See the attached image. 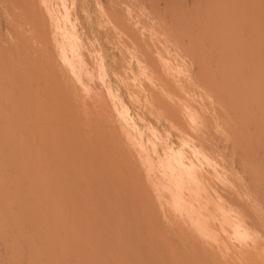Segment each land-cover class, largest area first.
<instances>
[{"label": "rangeland", "instance_id": "374dc122", "mask_svg": "<svg viewBox=\"0 0 264 264\" xmlns=\"http://www.w3.org/2000/svg\"><path fill=\"white\" fill-rule=\"evenodd\" d=\"M62 1H64V0H62ZM65 1H66V0H65ZM65 1L63 2L64 5L66 4ZM70 1L72 2L73 0H68V3H69ZM82 1H83V3L86 2V5L84 4V6L87 7V8H85V7H83V6L81 5ZM91 1H92V2H91ZM91 1H90V0H81V2H80V0H75V1H73L74 3H73V2L71 3V4H73L71 7H70L71 4L69 5V4L67 3V4L69 5V6L67 5V7H70V8L72 9L71 11H73V10L75 9V10H74L75 12L73 11L74 13L72 14V12L70 11V9L68 8L69 11H67V10H66V11H67V12H71V13H67V12H66V13L69 14V16H71V15H73L74 17L76 16V18H74V19H78V18H79L80 20L78 19V23H79V21L81 22V20H84V17H85V20L83 21V23H81V27H82V28L78 26V23L76 22L77 20L74 21V23H73V20H72V19H73V16H71L72 19H71L69 16H67V18L69 17V19H68V25H67V24H66L67 22L65 21V18H64V17L67 15L66 13L63 14L64 16H62V15L60 16V21H61V22H58V23H57V21H59V19H58V20L56 19V20L53 21V23H54L55 25H57L56 28H57L59 25H62V24H64L63 26L66 25L68 28H69V26H70L71 24H72V25H73V24H75V25L77 24V27H79L80 29H79V28H76L74 25H73V26L71 25V26H70V29L72 30V31H71V30L68 29V28L64 29L63 26H59V27H58L59 30L57 29L58 31H57V30H54V31L56 32V33H55L56 35H55V34L53 35L54 32L52 33V31H53L52 29H50V30H52V31L49 30L52 34H51L49 31H46V30H42V31H45V32H43L44 34L41 33L42 31H37V30H36V31L32 32V33L37 32V33H36L37 36H36V35H35V36L37 37L36 39H38V40H36V41H35V37L32 36V35L30 34V30H29V31H26V30H25L24 32H26V34H27V32H28V36L31 35L32 37H34V41H35V43H36L35 45H38V44L41 45V43H42V44L44 43V47H45V45L47 46V45L49 44V40H50V42H52L51 39L53 38V36L55 37V36H57V34H60V35L62 34V35H61V39L59 38L60 35H58V36H59L58 38H57V37H55V38H57L56 40H59V39L62 40V42H64V43H65V41H66V39H67L68 43L66 42V44H64V43L61 44L60 41L58 42V44L60 43L59 45H61V49H62V47H63V45H64V48H63L64 50H62L63 53L66 52L65 49L67 48L65 45H67V44H69V42H71V41L69 40L70 38L73 37V38H72V41H73L74 38L76 39V40L74 39V41H77V38H80V37H82V36L86 39V38L88 37L87 34H89V33L91 32L92 35H91V33H90V35L92 36V38H91V36L89 35L90 38H89V39L87 38L88 40L86 39V40L84 41V40H83V37H82V38H80V39L83 41V42H82L83 44L80 43L81 40L77 41V42H79V45H78V43H77V44L75 43V44H76L78 47H79V46L81 47V44H82L83 47H84V51H85V49L87 48V46H91V48L89 47V48H87V49H89V50L91 49V51H92V50L95 51V49H94L95 44H94V43L97 42L98 45H100V44H101V45H100V47H97L98 45L96 44V47H97L96 50H99L98 48L103 47V49H100V50L103 51V52L101 51L103 55L106 54L107 51L110 52V54L112 55L113 53L120 52V50L123 51V49H125L123 53L120 52V54H119V56H122L121 59L124 58L123 55H124L125 51H126V52L129 51V52H128L129 56H131L132 53L135 54L134 52H136V53L138 54L137 51H139L140 49H142L141 47H143V46L138 47L137 45H141V44H137V42H140V41H141L140 43H142V45H144V41H145V40H148L147 38L150 39V37H151L150 35L153 33L152 35L157 36V38H156L155 36H154V37L152 36V37H153L152 40H153L154 38H155V39H154L152 42H149V41H148L149 43H145V44H147L146 46L148 47L147 49L145 48L146 50L143 48V50H144L145 52L142 51V50L139 51V53L142 51V52L140 53V55L142 54V57L138 55V56L140 57V58H139L140 60L138 59V60L140 61V63H139V62H136V59H137V57H138V56H136V54H135V56H134L133 54H132V56H131V57L134 56V57H133V58H135L134 60H133V58L127 56V55H128L127 53H126L125 57H126V58L129 57V58L132 59V60H131V63L134 64V65L132 64L134 67L137 66L138 63H139L138 65L140 66V64H142L141 62H142V61L144 62V61L146 60V62H144V64H143V67H144V68H145L144 65H146V64H147V61H148V63L151 62V64H152V68H154V70H156L157 67H158V69L160 68L161 70H157V71H159V72H158V75L155 76L157 73H155V75H154V72H155V71L152 69L151 72H153V76H151L150 73H149L148 76H147L146 74L150 71V69H151L150 67H149L150 69L148 68L149 70H148L147 68H145V71L147 72V73L145 72V73H146V74H145V73H143V70H144L143 68H141V69H143V70H141L142 72H140V70H139V72H138V71H137V70H138L137 67H139V66L135 67V69H134V67H133L131 64H129V65H131V68H129L130 66H127V64H128V60H127V61H126V60L123 61V63H125V65H126L127 67H126L125 65H123V66H124V67L122 68V69H123V72H124L125 70H126V71H125L124 74H123V73H122V69H121V72H120V73L123 74L125 78H127V77L132 78V79H130L131 81L133 80V82H131L132 84L130 83L129 78H128V82H127V83H129V85L127 84V86H130V85L132 86V85H134L132 88H131V87H128L129 89L131 88L130 90H128V88H126L127 86L124 84L127 80L124 79V77H122V75L119 73V70H120L119 68H121L122 65H121V66H118V65L113 64L114 61H113V60H110V59H114V58H113V57H112V58L109 57V56H111V55H110L108 52H107L108 54L106 55V57L108 56V57H107L108 60H107L106 58H103V60H104V62H103V61L101 60L102 57H103V55H102L101 53H99L100 51H99V52L97 51L99 55H98L97 53H95L94 51H92V52L95 53V55H94V53H91V51H90V52H88V53H89V54H92V56H93V55H94V57H95L96 55H98V56H96V57L94 58V57H91V55H89V56L91 57L92 60H91V63L89 64V66H90L91 68L89 67L88 69H86V70H88V75H89V73H91L92 70H96V71H92V72H93V73L96 72V73L98 74V76H100V75L102 76V75H103V74H100V73L103 72V71L100 70V67H99V66L97 67V65H99V64H97V63H99V62H97V61H100V60H101L102 65H104V66H102V65L100 64V65L102 66L101 69L104 70L105 74L107 75V78H106V77H105V78L108 79L107 82H108L109 84H108V83H107V84L105 83V82H106V81H105L106 79L104 78L105 75H103L102 77L100 76V77L102 78V79L100 78V79L102 80V83H101V85H100V80L98 79V80H99V83H98V80L95 79V78L97 77L96 73L94 74L96 77L93 75V73H92V75H93L94 77H91L92 75L89 76V77H88V75H87V76L85 77V79H87V83L89 82V84H90V83L92 84V83H93L92 78H94V81H95V82H96V80H97V84L100 85V87L98 86L99 89L96 88V90H93V91H94V92L96 91V95L99 96L100 93H101V91H100V90H101V89H100L101 86L104 88V86H103V82H104L105 85H109V87L107 86L108 88H111L110 90H108L107 93H110L111 96L113 95V98L116 97L115 100H114L113 98H111V100H112V99H113V100L110 101V99H109L110 97L108 98V96H107V95L110 96V94L105 95L106 93H105L104 91H102V92L105 93V94H104V97L107 96V98H108L109 100H106V99H107L106 97H105L106 99H105V98H104V99L101 98V97H103V96H101V97L99 96V97H97V100H95V98H96L95 96H96V95H95L94 93H89V92L92 91V90H89V89H92V87H94L96 83L94 82L92 85H89V84L87 85L86 82H84L85 80H83V77L85 76V75H83V77H81V82H84V83H85V88H86V89H87L86 86H88L89 88L87 89V92H85V89H84V92H85V93H84V95H82L80 92L83 93V88H84V87H83V86H84L83 84H84V83H81L80 80H79V79H80L79 77H80V75L82 76V74L79 75V74H77V73H79V72L82 73V72H85L86 70L84 69V70H85V71H84V70L82 69V71H81V70L79 69V67H78L77 64H75L76 66H75V65H72V63L74 64V61H75V60H73V59H74V57H76L77 55H75V56H71V60H72V62H70V57H69V56L72 55V54H75V53H76V52H74V53H71V52H72V51H77V49H78V51L81 53L82 51H80V47L77 48V46H76L75 44H74V46H73V45L70 43L72 48H70V44H69V46H68L69 48H68L67 50H69V49H71V50H69L70 53H69L68 51L66 52L67 54H70V55L67 56V54H65V53H64V54H61V52L58 53V51H61V50H60L59 45L57 44V41H55L56 44H57L58 46H57V45L54 46V45L52 44V45H53V47H52V46L49 44V45L53 48V51H54V52H51L52 55H51V53H50V56H53V57H51V59L49 58V60L47 61L48 63H47V62H45V61L48 59V58H47L48 55H47L46 53L49 52L48 50L51 51V47L48 45V46L50 47V49H48V50L46 49V50H47V52H46V50L43 51L44 48H43V45H42V52L45 53V54H43V53L41 54V53H40V52H41V48H39V47H37V46H35V47H36V48H35V47H34V44H31V42L28 41V39H27L28 36H27V37H25V38L27 39L28 42H30L29 44H31V46H33V47H31V51H33L32 48L35 49L34 52L37 51V50H40V52H35V53H36V54H37V53H40V54H41V59H42V57H43V59H44V57H46V60H43V59L41 60L40 58H39V59L37 58L39 55H38V56H35V58L37 59V61L42 62V64H41V63L39 64V62H38V63L35 62L36 59L32 56V55H35V53L32 52L33 54L31 53V54H32V55H31L30 52H29V53L27 54V51H26V50L29 49V48L27 49L28 43L25 44V41H24V40H25L24 35H26V34H25L23 31H20L21 34H22V32H23V35H21V37L23 38V39H22V38L20 37V33H19V35H18L17 33L13 34V35H15V37H14V36L11 37V36H12V33H10L11 35L8 34V35L10 36V37H9L10 40H8V39H7V40L13 43V42H16V39H17V40L21 39V40H20V41H21L20 43H21V45H22V43H23V44H24V46H23V47H24V50L26 49L25 51L23 50L24 53L27 54V57H29V56L31 55V56H30L31 59L29 58V61H33V60H34V62H28V60H27V62H26V59H24V58H27V57L23 55V53H22V52H23V51H22V48H20L22 52L18 49V50L20 51V52L18 51L19 54H21L22 59H24L25 62H26V64H27V65H23V67H24V66H26V67L28 66L27 68H28V70H29V66H30V67H31L30 69H31V71H33V74H34V70H35V68H33L34 70H32L33 65H35V66L37 65V66H36L37 68H38L39 65H40L39 68H41L42 71H43V69H44V71H43L44 74H43V73H41L42 75L39 74V75H41V76H40V77H41V80H39V75H38V72H37L38 70H37V71L35 70L36 78L38 77V79H36L35 81L33 80V82H32V81L30 82V80H32V77H33V76L35 77V74L33 75L31 72H29L30 70H29V71H28V70H25V71H28L29 73H31L32 76H30L29 74H25V76H24V75H23L24 73H23V68H22V66L20 65L21 67H18V65H19V61H21V62H20L21 64H24V60L22 61V59H16V60L13 61V63L11 62L12 65H13L14 62H17V61H18L17 66H16V65H15V66H16L17 70H18V68H19V69H20V68L22 69L21 74L23 73V74H22L23 76L20 75V76H22V78H21L18 74H16V76H15V74H13V73L17 72L16 69L14 70L15 72H13V73L11 72L12 68L9 67V62H10L11 59H12V57L10 56V53H11V54L13 53V51L11 52V50L13 49V45H15V48H14V49H15L16 51H15L14 49H13V50H14L15 53H16V52H17V48L20 47L21 45L18 46V47H16V43H13V45H11L12 43L9 42V43H10V44H9V48H8V45H7V48H8L9 50H8V49H7V50H4V49H6V48H4L3 51H2L3 45H6L7 43L5 42L6 39H4V42H5V43H1V40L4 38L3 36H7V33H9V32H4V31H6V29H8L9 26L6 28V26L8 25V22H7V19H8V18H7L6 16H4V13L0 14V20H1V21H0V26H1V27H0V32L2 31V30H1L2 28H3V32H4V35H3L2 33H0V46L2 45L1 48H0V50H1V51H0V54H1V55H0V56H2V57H0V59H3V58H4V60H6V58H7V60H6L7 63H6L5 61L3 62V60H1L2 63H0V65L2 66L3 64H6V65H8V67H7V66H4V67H7L8 69L11 68L10 71H7V72H6L5 69H3L4 67L2 66V68H1V66H0V68H1L0 72H1L2 70H4L5 73H4L3 71H2V72H3L4 75H6V76L8 75L9 78L13 77V76H11V74L14 75L15 78H16L17 75H18V77H17V79H15V81H16V80L18 81V79H19V81H20V78H21L23 84H26V83H24V81H23V79H24L25 77H27V78H26L27 80H28V77H31V78H29V80H28V82H30V84L28 83V84H29V85H28L29 88H27V90H28V91H30V89H31V90H35L34 92H33V91H32V92L30 91V92L32 93V94H30V96L33 95V93H37V94L39 93V95L36 94L37 97H35L36 95L34 94V95H35V96H34L35 99H34L33 96H32V97H31V98H32V99H31L32 101L29 102V98H30V96L27 95L28 92H27V93L25 92V89H26V88H24L25 85L23 86L22 83L16 81L17 84H18L19 86L15 84V88H14V86H13V88H12V85H11L10 83H12V81H14V79H11V82H10V79L8 80V76H7V79H6L5 82H4V83H5L4 85H2L3 82L1 81V83H0V90H1V87H2V86L4 87L5 85H7V82H9V84H10V85L4 87L5 89H6V87H8V89H6V90H7V94H4V92H6V91H4L5 89H3V94H2V95H1L2 91H1V93H0V95H1L2 97H3L4 95H6L4 98L6 99L5 101L8 103V104H7V103L5 104V101L2 100V101L4 102V103H3L4 106H3V108H2V109H4L3 113L5 112V113H4L5 115L3 114L2 116H4V117L6 116L5 118L3 117L4 119H3V118H0V121L3 119V120L1 121V122H2V123H1L2 126H3V123H4V124H7V125H8V123H9V125H10V121H11V119H9V118H12L15 114L13 115V113L10 111V110H12L14 107H13L12 109H10V108L12 107V105H11V107H10L9 104H11L12 101L15 103V99H16L17 97H18V98L21 97V99L19 98L20 100H22V96H24V97L26 96V98L29 97V98L27 99L28 103H27L26 99H25V101H23V102H25V103L28 104V105L26 104V105H27V107H26L27 110H26V111H27V112L29 111L28 114L30 113L29 115H30L31 117H32L31 114H33V113H32V110H31L32 108H28L29 105L32 104L31 106H33V107L36 108V107H38V105L40 106V104H41V107H42V101H43V103L47 102V104H48V105H46V106H45V104H43V106H44V108L42 107L43 109H41V108H40V109H39V108H36L37 111L35 110V108H33V109H34V110H33V111H34V118H35V116H37V120H38V121L36 120V122L34 121V124L36 125L37 122L39 123V119H40V118H43V120L40 119V121L42 120V121H44V123L46 124V125H44V123L42 122V124L45 126V127H44L41 123H39V124H40V131L38 130L39 125H36V126H35V125L32 123V122H33V120H32L33 118H30L31 120H29V117H30V116L28 117V114H25V113H27V112H26L25 110H23L24 108L22 107L25 103L22 104L21 108H22L23 116L26 115L27 117L24 118V117L22 116V117H23V118H22V117H20V115H19V118H20V119L17 120V121H19V125H20V122H21L22 120H25V119H26L25 122L22 121V122H23V125L21 124V126H22L23 128L20 129L21 132H20V130H18L20 127H19V125H17V124H18V123H16L17 121L14 122V121H15L16 119H18V118H16V119H15V118H12V121H13V122H12L11 124H12V126H13V124H14L13 127L10 125L12 128H11V127H8L7 125H4V126H7V127H8V130H6V129L3 130V129H4V128H3L4 126L1 127L2 129L0 128V130H1V131H0V135H1V136H0V175H6V176H7V175H8L7 173L10 172V173H9L10 177L13 176L12 178H10V177H9V179L7 178L8 181H9L8 183H7L6 179H5V180H0V190H1L0 193H2V194H0V201H2V202H0V208H1L0 211L2 210V211H1V213H2V212H4L5 209H7V210L10 209V210H8L7 212H6V210H5V212H4L5 215H4L3 213L1 214V215L4 216L7 220L9 219V222L6 221V220H2V219H0V220H1L0 222L3 223V224H5V225L2 224V225L4 226L3 231H4V229L7 228V231L5 230L7 233H6V232H4L3 234L0 233V240H3V241H0V252H1V254H0V255H1V256H0V264H11V263H12V264H19V263H20V264H21V263L23 264L27 259L30 258L29 255H30L31 253H33V255L31 256L32 258H34L33 256H36V257H35L36 262H34L35 260H34V261L32 260L34 263L32 262L31 264H40V263H37V262H39V260L42 261V262H41L42 264H49L50 261L52 262V263H50V264H54L55 262H56L55 264H61V263H62V264H71V263L73 264V262L75 263V261H74L73 259L76 260V263L81 264V261H84L85 253H87V254L90 255L91 258H88L89 260L91 259L90 262H92L93 264H94V263L97 264V263H98V258H99V257H97V258L95 257V258L93 259L94 255L97 254L96 252H95V254H94V250H96L95 248L97 247V249H98V256L101 257V255L99 254V253H100V248H101V246L98 244V241L96 242L95 237L97 238V237H98V234H99V238H97V239L100 240V238H101V236H102V235H101L102 232L98 231L100 228L97 227V218H98L99 215H100L101 218L104 217V215H105V213H106V212H105V211H106V208H103V207H105V206H103V207H99L98 209L101 208V210H98V209H97V215L95 214V219H94V218H93V215H94L93 211H95V210H93L92 213H91V212H90V209H91V208H90L89 206L92 204L93 199H96V198H94L93 195H95V197L98 196L99 194H101L102 190H103V192L106 191V193H107V191H109V193L111 192L110 195H109L108 193H107V195H105L106 193L104 192L105 194H103V195H105V201L102 200V202L104 201V204H105V205H106L107 202H108V203H107V206H108V205H111V204H109V203H111V202H109V201H110V198H112V195H113V194H116V193H117V192H116V190H117L116 187H119V185H120V187H119V189H118V193H117L118 195H117V194H116V195H113L112 200L114 201L115 199H117V200H115L114 202H116V204H117V203H122L121 205H122L123 207H125L127 210H129L130 214H133V213H134L133 215L136 216L137 220H139V218L141 219V217H139V215H141V214H139V210H140V213H144V210H145V209L143 208L144 205H142V204H144V202H145L143 199H144L146 196H147V198H148V197L151 198L152 195L155 194V193H156V195H157V193H159L160 190H159V189H156V190H155L154 188H160V187H161V190L164 192V193H163V197H160V196H162V193H161V195H160V194L158 195V198H157L156 195H153V197H152V198H156V199H158V200L154 199V200L156 201V202H154V204L157 203L158 205L151 204V202H149L150 199H148V200H147V198L145 199V200L148 201L147 206H148V205L150 206V208H149V206H148V208H147L146 203H145V206H146V208H147V211L150 209V212H149V211L147 212V211L145 210L146 213H148V214H146V215H149V213H150L149 217H147V218L152 217V216H151V213H154V211H155L154 214H156V212H158L157 214H159V215L161 214V216H162V215L164 216L165 214H170V213H171V214H170V215H171V216H170L171 218H174V216H175L174 213H175L176 210L179 211L178 209H181V210H180L181 213H179V215H181V214L183 215V213L187 212L188 210L191 211V213L193 212V213L191 214V216H190V214H189L190 212L185 213V214H187V216H186V215H183L184 217H186V220H188V219L190 218V220H188L189 223H186V222H185L183 216H182V218H183L182 220H178V219H181V218H180L181 216L178 215L179 217H176V216H177V212H176V216H175V219L177 218V219H176V221H177L176 223L179 225V224H180V221H181V224H182L183 221H184V224H183L184 226H186V225L188 224L186 227H183L182 225H181V226L179 225L180 227H178V228H180V229H178V228L175 229V228L177 227V225H175V228H174L175 230H173V231H174L173 234H174V235L177 234V236H175V237H178V239L175 238V239L177 240V241H176V244H175V239L173 238V241H174V242H172V243H174L176 246H178V245H180V244L182 245L184 242L181 243V241H182V240H186L187 237L190 238L191 236H194V235H195L194 237H192L193 240H195V239H196L195 237L200 236V235L195 234L196 232L194 233V231H191V228H192V229H195L196 227H201V225H203L205 222H206L207 225H206V227H205V224H204V225L202 226V228L205 227L204 229H206V230H203V232H202V229H200V230H201L200 232H202L201 235L206 234V235L203 236V237H206L207 234L209 235V233H211L212 231H214V230H213L214 228L212 229V231H209V232L207 233V229L210 230V224H212V221H210V220L213 219L212 217H211V219H210V217H209V219H208V215L210 214L209 216H214V217H215V216H217L218 214H220V217H221V216H222L221 213L223 212V209H224V208L227 209L226 207H230V206H231V207H230L231 210H232V206L235 207L236 209H238L237 206H239V205H237V204H238L239 200L241 199V197L243 196V194L245 195V194H249V193L251 192L249 195H247V197L249 196L248 198H251V199H252V200L250 199L251 202H250V201H247V199H246L247 197H246V195H245L244 198L246 197V198H245L246 200H245V199H243V200L245 201L244 205L246 204V206H245V207H242L241 204L239 203L240 206L242 207V208H241L242 211L240 210V208L237 210V211L239 212V214L236 213V211H235L236 209H235V208H234V209H235V210H234L235 212H234V211H230V212H229V211H227V210L224 209V210H225V214H226V211H227V212H229V213L232 212V215H233L234 217H235L236 214H237V215H236L235 218H234L232 215H231L232 218L230 217V215H229V218H227V214H229V213H227V214H226V218L229 219V220H226V219H225L224 212H223V216H222V218L224 217V218H223L224 220H221L222 218L220 219V220L222 221V224L224 223V221H225V222H226V221L228 222V221H231L232 219H233L234 221H235V220L237 221V219L239 220V219L241 218L240 216L244 213V211H246V210L248 209V207H250V205H251L252 207L254 206V205H253V202H254V200L256 199V195H257V194L259 195V196L257 195V196H258V197H257V200H260V199H261L260 197H262V199L260 200V201H261V202H260L261 205L259 204L261 207H260V206H254V207H253V210L250 208V209L252 210L251 213H253V214L255 215V212L257 211V213H259V214H257V215H262V211H260V209H259L260 212H258L257 207H260V208H262V210H264V206H262V204L264 203V202L262 201V200L264 199V198H263V197H264V191H263V190H264V181L261 182L262 179L264 178V175H263V174H264V164H263V163H262L263 165L261 164V161L264 162V157L260 156V155H261V151H262L263 154H264V151L262 150V149L264 148V142H262V141H264V132H263L264 130L261 129V128H264V122H263L264 119H261L260 123H258L259 121L256 122V120H255V119H258V120H259V118H263V117H264L263 112H261V111L259 112L260 109H259V107H257V106H260L259 103L261 104V103H263V101H264V98H263V100L261 101L260 97H261L262 95L260 96V94H259V93H261V92L263 93V92H264V91H263L264 89H263L262 91H257L258 89L255 87L256 84H258V83H256L257 81H259L260 84H261V85H258L259 87L257 86L258 88H260L261 86L264 87V86H263V85H264V50H262V49H264V45H263V44H264V41H263V40H264V37H263V36H264V4H263V3H264V0H238V1H237V0H216V1H217L216 4H215V2H214L215 0H213V2H212V0H205V1H204V0H194V3L196 2L195 5L192 4L193 2H191V0H184V1H182V0H91ZM186 1H187V2H186ZM244 1H245V2H244ZM75 2H76V3H75ZM87 2H88V3H87ZM183 2H184V3H183ZM189 2H191V3H189ZM209 2H210V3H209ZM218 2H219V3H218ZM261 2H262V3H261ZM63 3H62V5H63ZM79 3H80V5H79ZM197 3H198V7H200L199 9H197L198 7H196ZM201 3H203V4H201ZM212 3H213V4H212ZM220 3H222V4L220 5ZM229 3H230V4H229ZM239 3H240V4H239ZM257 3H258L259 5H258ZM87 4H88V6H87ZM166 4H168L169 10L167 9V5H166ZM169 4H170V5H169ZM172 4L175 5V6H173ZM190 4H191L192 6H191ZM214 4H215L216 7H218V8L220 7V9L218 10L217 8H215V6H213ZM225 4H226V5H225ZM228 4L231 5V7H230ZM249 4H250V5H249ZM74 5H75V6H74ZM76 5H77V6H76ZM129 5H131V6H129ZM135 5H136V6H137V5H141V6L144 5V7H141V8H145V9H140V8H139L140 6H139V7H138L139 11H136V9H135V11L137 12V13H136V12L134 11V8H136ZM165 5H166V7H165ZM202 5H203V6H202ZM219 5H220V6H219ZM256 5H258V6H256ZM89 6H90V8H89ZM93 6H95V7H96V6H99V7H100V10H101V9H103V10L100 11V10L98 9V12H99V13H98V12H97V8H98V7L95 8V7H93ZM163 6L166 8V10H165V9H164V10L167 11V12L164 13V14H165V17H167V18H165V19L167 20V22H169V21L171 22V21L174 19L175 22L178 21V22L181 23V25H182V24H183V21L188 20V18H189V20H188V22H187V21H186V22H187V23L190 22V23H194V24L196 23V22H194V21L198 20L197 18H199V20L201 19L202 21H203V19H204L205 21H203V22H206V21L208 20L206 24H204V23L201 22V21H200V22L203 23V24H201L199 21H198L197 23H198V25H199L200 27H202V25H203L204 28H205V25L208 24V28H209V26H210V29H211L212 33L214 32V29H215V28L217 29L218 32H216V29H215V32H216L217 34H213V35H212V33L209 31V29H208L207 27L205 28V29L208 30V32H209V33L207 32L208 34L205 33L206 36H207V35H208V36H214V35L217 36V35H219V36H217L218 39H217L216 37H215V38L213 37V39H211V41L214 40V39H215V40L217 39V40L215 41V42H217V44H216L217 46L215 45V43L213 44L214 41L212 42V45H213V46H214V45L216 46V47L214 46V47L216 48V49L214 48V50H215V51L217 50L216 52L218 53L217 55H215V58H214V55H212V53L214 54V50L212 49V50H213V51H212V50L210 49V47H209V45H210L211 43L209 44L208 40H207V43H205V44L203 43V42H205L206 39H210V38H209L208 36H207L208 38H206V36L203 35V39H204V38H206V39H205V40H202V37H201L202 34H204V32H205L206 30H205L204 28H199V26L197 25V23H196L197 26L194 25V27L192 26V28H190L191 26H189L190 23L187 24L188 27H189V28H188V27H186L187 25H186V26L184 25V24H185V22H184L183 26L186 28V29H185L186 32L183 30L184 27L181 28V25H180V24H179V26H180L179 29H180V30L178 29V27H177V26H178V22L175 23V24L171 23V26H170L171 29H169V31L172 30V28H173L174 30H172V32L175 31L173 34L176 35V34H178V31L180 32L181 29H182L181 32H182V36H183V35H184V32H185V34H186L187 32H188V34H189V32H190L189 29H195V30H197V31H200V32L198 33L197 31L195 32V30H192L193 32H191V33H193V35H194V32L200 34L201 31L204 30L203 33H201V35H197V34L194 35L195 38H196V36H198V37H199L198 39L201 38V40H198V39L193 38L194 36H193L192 34H191V35H192L193 37H192V36H189L190 34H189V35L187 34V37H185L186 35L184 36L185 39L187 38L186 40H188V41H189V39H191V41H192V38L195 39V40H193V41H195V42H197V41H202L201 43H199V42L197 43L198 46H199V47L197 46L198 49H200V48L203 46L202 43L204 44V46L202 47V49H201L200 51H198V53L196 54L197 49H195V48H196V47H195V46H196L195 42H193L195 45H194L193 43H190V44H192V45H189V43H188L186 40H185V41H186L187 44H186L185 42H184L185 44H184V43L182 44V43H181L182 41H181V42H178V43H179V44H182V45L179 46V47H176V46H177L176 44H177V41H178L177 39H178L179 37H182V36H181V33H179V35H180L179 37L177 36L178 38H176V37H172V36H169V35H172L171 31H170V33H169L168 30H165V31H164V30L162 29V28H164V26H165L166 24H168L167 22H166V24H165V23H164L165 21H160V20H162V19L164 20V18L161 19L162 15H163V13H162L163 11L161 12L162 14H161L160 11H159V9H160L161 7H163ZM185 6H186V8H185ZM201 6H202V7H201ZM225 6H226V7H225ZM240 6H241V7H240ZM243 6H245V7H243ZM254 6H256V7H254ZM65 7H66V6H65ZM72 7H75V8L73 9ZM77 7H78V8H77ZM81 7L84 8V9H82ZM117 7H118V9H117ZM146 7H147V8H146ZM164 7H163V8H164ZM172 7H173V8H172ZM189 7H190V9H189ZM192 7H194V8L196 9V12H195V9H194V10L192 9ZM212 7H213V8H212ZM76 8H77V9H76ZM88 8H89V9H88ZM119 8H120V10H119ZM127 8H129V9L131 10V12H132V9H133L134 14H133V12H132V14H133L132 17H131V16L127 17V11L129 10V9H127ZM131 8H132V9H131ZM209 8H210V9H209ZM221 8H222V10H224V11H222ZM246 8H247V9H246ZM85 9H86V10H85ZM138 9H137V10H138ZM170 9H171V10H170ZM188 9L190 10V13L187 15V12H189ZM191 9H192V10H191ZM249 9H250V10H249ZM252 9H253V10H252ZM82 10H85V11H82ZM91 10H94V12L96 11L97 13H96V12H95V13L98 15V17H99V15H100L99 18H107V19L109 18L110 21H113L114 19H115L114 21H116V20H117V21H118V20H119V21H122V22L120 23L121 25H117V24H116L117 22H115V25H114V24H113V25H110V28H109V29H111V30H108L109 33H110V31H112V28L115 29L116 31H115V30H113V31L117 33L118 30H117L116 28H118V26H121L122 28H120V32H121L122 35L120 34L119 36H120V37H121V36H122V37L124 36L125 38H127V35H129V32L131 31L130 29H132L133 26H134V27H135L136 25L139 26V24H140L141 27H143V25H144L143 28H145V29H146V27L148 26V27H147L148 29H146V31H147V35H148V36H147L146 38H145V36H144V39H143L142 34H141V35L139 34V33H142V32H141V28H140V26H139L140 29H137V30H140V32H139L138 34H139V38H142V40H143V42H142L141 39H140V40L138 39V36H137L138 34H136V32H138V31L136 30V28H138V27H135V30H136V31H134V29H132V31L134 32V36L136 35V36L134 37V38H135V39H134L135 41L132 39L133 36H131V34H133L132 31H131V34H130V36H131L132 38H129V36H128V38H129L130 41L132 40V43H133V41L136 43V46H134V43H133V46L131 47V49H132V48H134V49L136 48V51L133 50V49L130 51V49H128L127 46H131V45H130V44H127V43H126V44L124 43V41L126 42V40H127V42L129 43L128 38L125 39V40H123V41H122L123 43H122V42H120V41L122 40V38L120 39L119 36H118V38L120 39V40H119L117 37H114V36H116V33H115V34L113 33L114 36H112L113 38L111 39L110 34H108L107 31H106V28H105V29L103 28V24H104V23H103V20H104V19H102V22H100V23L97 22L98 24L96 25V24H95L96 19H94V17L97 16V15H96V14H93ZM106 10H108V11H107L108 14L105 12V14L103 13L104 16L102 15L103 17H101L102 12H103V11H106ZM140 10H142V11H140ZM161 10H163V9L161 8ZM187 10H188V11H187ZM198 10H199V11H198ZM204 10H205V12H204ZM211 10H212V11H211ZM220 10H221V11H220ZM231 10H232V11H231ZM87 11H89V12H87ZM157 11H158L159 13H158ZM184 11H185V12H184ZM202 11H203V12H202ZM206 11L209 12L208 15L205 14V13H207ZM213 11H215V14L213 13ZM216 11L218 12L217 14H216ZM244 11H245V12H244ZM247 11H248V12H247ZM81 12H83V13H85V12L88 13L87 16H90L89 18H91V19L88 18V22H90V24H89L88 22L85 23L86 20H87V16H84L85 14H80ZM100 12H101V13H100ZM131 12L128 11V14H129V13L131 14ZM144 12L147 13V14L149 13V15H146ZM156 12H157V13H156ZM169 12H170V13H174L173 15L171 14L172 17L169 16V15H170ZM179 12H180L181 14H184V15H183L184 17H183L182 15H181V16H182L183 19H185V20H182V21L177 20L178 18H181V19H182V17L180 16V13H179ZM198 12H199V13H198ZM225 12H227V13H225ZM229 12H230L231 14H230ZM232 12H233V13H232ZM75 13H76V14H75ZM167 13H169V15H168ZM195 13H196V15H195ZM212 13H213V14H212ZM65 14H66V15H65ZM74 14H75V15H74ZM78 14H79V15H78ZM106 14H107V15H106ZM130 14H129V15H130ZM132 14H131V15H132ZM160 14H161V15H160ZM166 14H167V15H166ZM177 14H179V17L176 18V16H175V18H174V15H177ZM201 14H202V15H201ZM203 14H204V15H203ZM223 14H224V15H223ZM233 14H234V15H233ZM6 15H7V14H6ZM81 15H82V16H81ZM94 15H95V16H94ZM105 15H106V16H105ZM185 15H186V18H185ZM192 15H193V16H192ZM194 15H195V16H194ZM200 15H201V16H200ZM211 15H213V16L211 17ZM215 15H217V16H215ZM222 15H223V16H222ZM254 15H255V16H254ZM78 16H79V17H78ZM83 16H84V17H83ZM91 16H92V17H91ZM177 16H178V15H177ZM190 16H191V18H193V19H191ZM196 16H197V17H196ZM207 16H208V17H207ZM224 16H225V17H224ZM236 16H237V17H236ZM3 17H4V18H3ZM81 17H83V18H81ZM163 17H164V15H163ZM168 17H170L171 20H169L170 18H168ZM206 17H207V18H206ZM214 17H215V18L217 17V19H214ZM228 17H229V19H228ZM235 17H236V18H235ZM48 18H49V17H48ZM56 18H57V17H56ZM62 18H63V19H62ZM67 18H66V20H67ZM95 18H96V17H95ZM172 18H173V19H172ZM219 18H220L221 20H219ZM225 18H226L227 20H229V21H227ZM237 18H238V19H237ZM245 18H246V19H245ZM248 18H249V20H248ZM3 19H4V20H3ZM107 19H105L104 21H109V20H107ZM194 19H196V20H194ZM211 19H212V20L214 19V20L212 21ZM63 20H64V21H63ZM93 20H95L94 23H92ZM174 20H173V21H174ZM176 20H177V21H176ZM210 20H211V21H210ZM223 20H224V21H223ZM44 21H46V20H44ZM48 21H49V20H48ZM50 21H51V18H50ZM50 21H49V25H51V23H52V22H50ZM55 21H56V22H55ZM62 21H63V23H62ZM97 21H99V19H98ZM114 21H113V23H114ZM131 21H132V22H131ZM133 21H135V22L133 23ZM139 21H140V23H138ZM141 21H145V22H147V23L144 22V24L142 25ZM230 21H231V22H230ZM3 22H4V24L7 22V24H5V25H6L5 27L3 26V25H4ZM46 22H47V21H46ZM69 22H70V24H69ZM75 22H76V23H75ZM149 22H153V23H149ZM161 22H163V23H161ZM170 22H169L168 25H170ZM209 22H211L212 24L209 23ZM222 22H227V23L225 24V23H222ZM229 22H230L231 25H229ZM246 22H248V24H247ZM107 23H109V22H106V24L104 25V27H106V26L109 25V24H107ZM128 23H132V24H131V25L129 24V25H130V26H129V25H127ZM148 23L151 24V26H150ZM213 23L215 24L214 26H216V27H214V29L211 28V27H213V26H212ZM218 23H219V24H218ZM221 23L223 24L222 26H221ZM58 24H59V25H58ZM83 24H84V25H83ZM93 24H95L96 26H98L99 24H101L102 27H101V25H99V27L101 28V29H100V28L96 27L95 25L93 26ZM110 24H111V23H110ZM118 24H119V23H118ZM133 24H134V25H133ZM164 24H165V25H164ZM172 24H173V25H172ZM216 24H217V25H216ZM227 24H228V25H227ZM234 24H235V25H234ZM55 25H54L53 27H55ZM88 25H90V26H88ZM145 25H146V27H145ZM174 25L176 26L177 29L174 28ZM190 25H191V24H190ZM192 25H193V24H192ZM219 25H220V27L217 28V26H219ZM225 25H226L227 27H225ZM66 26H65V27H66ZM83 26H84V27H83ZM162 26H163V27H162ZM172 26H173V27H172ZM241 26H242V28H241ZM243 26H244V27H243ZM53 27H51V28H53ZM61 27H62L63 29H62ZM89 27H90V29H92V31H91V30L89 31V29H88L87 34L84 33V32H83V28H85L84 31L86 32V28H89ZM92 27H94V28H92ZM160 27H161V30H163V31L160 30V33H159V29H160ZM165 27L167 28V27H169V26H165ZM170 27H169V28H170ZM197 27H198V28H197ZM231 27H232V29H231ZM245 27H247V28H245ZM5 28H6V29H5ZM96 28H98L97 31L99 30V32H102L101 34H104V33L106 32L107 35L104 34L105 37H108V35H109V39L107 38L106 43H107V45H108V43H110V42H111L112 44L114 43V44H113V45H114V48L110 49V48H111L110 46H113L111 43H110L109 46H107L106 43H105V47H106V46H107V47H110V48H108L109 50H107V49H106L107 51L105 50L104 45H102V44H104L103 41H105V37H104L103 35H101L99 32L95 31ZM107 28H108V27H107ZM123 28H124V29H125V28H127V29L129 28V29H128V30L125 29L126 31H125V30H121V29H123ZM187 28H188L189 31H187ZM235 28H236V29H235ZM251 28H254V29L251 30ZM10 29H12V28H10ZM10 29H8V30H10ZM53 29H54V28H53ZM61 29L65 32L64 36L66 35V33H69V34H67V36H66L67 38L65 37V40L63 39V33H62L63 31L59 33V31H60ZM81 29H82V30H81ZM94 29H95V30H94ZM102 29H103L104 31H100V30H102ZM164 29H165V28H164ZM199 29H200V30H199ZM201 29H202V30H201ZM222 29H223V31H222ZM224 29H228L230 34L228 35V30L225 31ZM230 29H231V31H230ZM13 30H15V29H12V32L14 33ZM34 30H35V29H34ZM67 30L70 31V32H72V34H71L70 32H68ZM73 30H75L76 33L78 32V33L80 34V37L76 36L77 34H76V33L74 34L75 31L73 32ZM77 30H78V31H77ZM129 30H130V31H129ZM142 30H143V29H142ZM157 30H158V31H157ZM177 30H178V31H177ZM253 30H254V31H253ZM261 30H262V31H261ZM15 31H16V30H15ZM81 31H82V33H83L84 35L81 33ZM113 31H112V32H113ZM146 31H145V33H146ZM232 31H233V32H232ZM240 31H241L242 33H240ZM243 31H244V32H243ZM38 32H39V34H38ZM46 32H47V34H46ZM57 32H58V33H57ZM88 32H89V33H88ZM96 32H97V35H96V38H94V37H95L94 35L96 34ZM103 32H104V33H103ZM112 32H111V35H112ZM120 32H118L117 35H118ZM124 32H126V33L128 32L127 35L124 34ZM143 32H144V31H143ZM162 32H164V33H162ZM167 32H168L169 34H168ZM222 32H223V33H222ZM225 32H226V33H225ZM48 33H50V34H48ZM94 33H95V34H94ZM154 33H155V34H154ZM165 33H166V34H165ZM175 33H176V34H175ZM236 33H238V37H237V34H236ZM243 33H244V34H243ZM5 34H6V35H5ZM73 34H74L76 37H74ZM81 34H82V35H81ZM85 34H86V35H85ZM98 34H99V36H98ZM123 34H124V35H123ZM143 34H144V33H143ZM163 34H164V35H163ZM221 34H222V35H221ZM223 34H224V35H223ZM245 34H246V36H245ZM16 35H18L17 37H20V38H16ZM51 35H53L52 38H51ZM68 35H69V36L71 35L72 37H69V38H68ZM159 35H161V36H159ZM230 35H232L233 37L235 36V37L232 38V36H230ZM253 35H254V36H253ZM31 36L28 37L29 40L31 39ZM86 36H87V37H86ZM97 36H98V37H101V36H102V37H103V40H102V38L100 39V38H98ZM149 36H150V37H149ZM158 36H159V38H160L161 40H164V41H166L167 39H169L170 37H172V39H173V38L175 39L176 44H175V42H173L172 40H171V41H172L173 44L171 43V41L168 42V40H167L168 43L165 42V43H167V44H164V45H165V48H164V47H162V46H164V45L162 44V42H164V41L161 42V40L158 39ZM167 36H168L169 38H168ZM229 36H230V37H229ZM124 37H123V38H124ZM184 37H182L181 39L179 38V41L182 40V39L184 40ZM188 37H190V38H188ZM219 37H220V38H219ZM222 37H223V38H222ZM15 38H16V39H15ZM43 38L47 40L48 44H45L46 40L44 41ZM49 38H50V39H49ZM211 38H212V37H211ZM228 38H229V39H228ZM230 38H232V39H230ZM248 38H249V39H248ZM11 39L14 40V41H12ZM42 39H43V40H42ZM91 39H92V40H93V39H96V40L99 39V40H98V41H96V40H95V41H92ZM117 39L119 40L120 43L125 44V45H126L125 47H126L128 50H127L125 47H123L124 45H122V44H121V45L119 44V46H120V47H119V46L117 45V43H116V40H117ZM156 39H158V40L156 41ZM174 39H173V40H174ZM240 39H241V40H240ZM246 39H247V40H246ZM22 40H23L24 42H23ZM90 40H91V41H90ZM136 40H139V41L136 42ZM220 40H221V41H220ZM226 40H227V42H226ZM228 40H230L229 43H231V44H233V45L230 46V45H231V44H230V45H227V46H230V48H232V47L235 46V47H234L235 49H234V48H232V49L229 48L230 51H229L228 53H230V54H228L229 56H226L228 50H226V45H225V47H224V43L229 44V43H228ZM232 40H233V41H232ZM2 41H3V40H2ZM32 41H33V39H32ZM39 41H42V42L40 43ZM43 41H44V42H43ZM89 41H90V42H89ZM154 41H156V42H158V43H155ZM209 41H210V40H209ZM218 41H220V42H218ZM235 41H236V42H235ZM251 41H253V42H251ZM262 41H263V42H262ZM17 42H18V41H17ZM38 42H39V43H38ZM53 42H54V41H53ZM86 42H87V43H86ZM91 42H93V44H92ZM100 42H101V43H100ZM119 42H118V43H119ZM146 42H147V41H146ZM153 42H154V43H153ZM237 42H238V44H237ZM242 42L244 43V45H243ZM249 42H250V43H249ZM20 43H19V44H20ZM33 43H34V42H33ZM73 43H74V42H73ZM99 43H100V44H99ZM115 43H116V45H115ZM130 43H131V42H130ZM150 43H152V44H154V45H157V47L160 45V47H162V48L158 49L157 47H155V48H156V49H155V48H154V45H153V48H152V49H149L150 46L152 45V44L150 45ZM159 43H160V44H159ZM19 44H18V45H19ZM85 44H87V45H85ZM88 44H89V45H88ZM161 44H162V45H161ZM170 44H171V45H174L175 48H169V46H167V45H170ZM206 44H209L207 48H206V46H207ZM249 44H251L252 47H251ZM256 44H257V45H256ZM26 45H27V46H26ZM39 45H38V46H39ZM93 45H94V47H93ZM149 45H150V46H149ZM184 45H185V47H184ZM186 45H188L187 48H186ZM212 45H211V46H212ZM222 45H223V46H222ZM239 45H243V47H241V48H243V49H241ZM262 45H263V47H262ZM29 46H30V45H29ZM115 46H118V47H119V50H118V48L115 49ZM166 46H167V47H166ZM190 46H191L192 49L195 50V51L193 50L195 54L193 53V51H188V50H186V49H188V48H189L190 50H192V49L190 48ZM192 46H194L195 48L192 47ZM220 46H221V47H220ZM247 46H248V47H247ZM249 46H250L251 48H250ZM254 46H255V47H254ZM257 46H258V47H257ZM10 47H12V48H10ZM21 47H22V46H21ZM25 47H26V48H25ZM49 47H48V48H49ZM65 47H66V48H65ZM73 47H74L75 50L73 49ZM75 47H76V48H75ZM85 47H86V48H85ZM107 47H106V48H107ZM121 47H122V48H121ZM151 47H152V46H151ZM170 47H171V46H170ZM172 47H173V46H172ZM180 47H182V48L184 47V50H185V51L182 50V49H180ZM204 47L206 48V50H205L206 53H208L207 56L211 55V56H212L211 59L214 58V60H211V61L215 63V66L212 64L211 61L209 62V60H208V59H210L211 56H210L207 60H205V58H206V54H205V52H204V54H205V56H204V54L202 53L203 50L205 49ZM260 47H261V49H260ZM57 48H59V49H57ZM208 48H209V49H208ZM217 48H218V49H217ZM219 48H220V49L223 48V49H222L223 51L226 50L225 53H224V52L222 53V50L220 51ZM227 48H228V47H227ZM236 48H240V51H237L238 49H236ZM256 48H257V50H256ZM258 48H259V49H258ZM36 49H37V50H36ZM56 49H57V51H55ZM87 49H86V50H87ZM148 49H149V51H148L149 54H151L153 51H154L155 53H154V56H153V57H151V55H152V54H151L150 57L147 59L146 56L144 57V55H145V53H147L146 51H147ZM157 49H158V50H157ZM163 49H164V51L166 50V52H164V51L162 52ZM168 49H170L171 51H172V49H173V51H172V53H173L172 55H174L173 57H175V56H177V55H180L181 52H182V53L185 52L184 55H187L186 53H187V51H188V55H189V56H188V55H187V56H184V55H183L184 57L182 56L183 58L188 57V59H189V60H187L188 62L186 61V58H185V59H182V61L185 60V61H183V63L186 62L185 65L187 64V65L189 66V64H191V65H190V68L192 67V64H194V63H192L191 61L195 62L193 59H194V58H197L196 55H198L199 52H200V53H202L203 57H202L201 54H199V56H201V57H198V58H199V59H200V58L202 59V58L205 57V58H204V61L202 60V62H204V63L207 62V63H205V65H209V63L212 64V65H211V66H212L211 68H212V69H215V68L217 67V70L219 69L218 66H222V65L225 66V67H227V65L229 66V62H230V61L226 64L224 58H225V57H228V59H230V57H231V52H232L233 50H234V51L236 50L237 53H236V52H235V53L232 52L233 55L236 56V57H235V56L233 57V58H235L234 60H235L236 64H234V61L232 60L233 63H230L231 66L234 68V66H233V64H234V65H235V69H236V66L238 67V64L242 61L243 56H244V59H245V60H243L241 63L244 64V62H248V64H246V63H245L244 65L239 64V65H242V66H241L242 68H241V67H238L237 70H235V69L231 68V66H229V68H230V69H229L230 72H231V69L235 70V72H233V73H232V72L230 73V72L227 70L228 67H227V69L225 68V69L228 71L229 76H227L226 70L224 71V68H223V67H220V69H219V71L222 70L223 72H221V73H220L219 71H218V72H219L220 74L223 73V76H227V77L229 78L231 75H233L234 73H236V71H238V70L240 69V70H242V71L239 70V72H238L239 75H238L237 73L234 74V75H235V76L238 75V76L240 77V72H241L242 75L245 76V75L243 74V72H244V73L246 74V77H244V79H245V78L248 79L250 83L253 82V81H254L253 83H256V84L253 85V88H254V89L252 88V84H250L249 82H247V80H244V79H243L244 82L242 81V78H243V77H242V78H241V77H240V78L238 77V81H237L238 83L235 82V81H232L233 78L231 79V77H230V78H229V79H231V81L229 80L230 83L233 82L234 84H235V83L239 84V85H235L237 88H239V91H238V89H236V87L233 85V83L229 84L228 80L226 81V80L224 79L225 81H224V80H222V81L225 82V85H227V82H228L229 85H231V86L227 85V87H230V89L233 88V91H234L233 96H230V95H232V94H231L232 91L230 92V95H229V91L226 90V89L224 88L225 85H223L224 87H223V86L221 87V85H220L219 83H218V84L220 85V87L217 85V90H218V88H219V89L221 88V89L218 90V91H217V90H214L213 88H214V86H215V88H216V85H215V84H217V83H216V82L218 81L217 79H220V78H219L220 75H218L217 73H215V74L218 75V77H216V76H217V75H216V76H215L216 79L213 78L211 75L214 73V71H213L212 69H210V67H209L210 65L208 66V67H209V72H210V70H212V74H211V72H210L209 75H208V74H205V73H204L205 71L203 72V68H202V70H201V69L199 70V68L202 67L203 64H202V66H200V64L197 63V62L200 61V60H198V58L195 59V60H196V63H195V64H198V65H199V66L197 65V66H198V70H199V71H202L206 76H205L204 74H202V72H201V73H200V72H197V74H195V72H196V71H195V66H196V65H193V68H191V69H193V70L189 69V67L186 68L187 70L185 69L186 71L184 70L185 72H187L188 69H189L190 71H192L193 75H196V76L199 74V75H198V78H197L196 76H194L195 80H194V78H192V77H191L192 79L190 78V76H193L192 73H191V74L189 73L190 71L187 73V77H188V78L186 77L185 73L183 74V72H184L183 70L180 71V69H182V68L184 69V68H185V65H184V64L182 63V61L180 60L182 57H181L180 59H178V60L180 61V64H181V65H177V66H176V65H174V64H177V63H172V62H169V61H168V65H165V66H167V67L165 68L164 64H167V61H163V59H165V58H167V57H164V58L161 59L160 56H161L162 54L160 55V53H163L162 56H168V57H170V56H171V55H170L171 52H170V54H169L170 56L167 55V54L169 53V52H168V51H169ZM175 49H176V52H175ZM177 49H178L179 51L182 50V51L180 52V54H179V51H178ZM248 49H249V50H248ZM252 49H253V50H252ZM81 50H83L82 47H81ZM104 50H105L106 52H105ZM112 50H114V51L111 52ZM115 50H116V51H115ZM117 50H118V51H117ZM150 50H152V52H150ZM167 50H168V51H167ZM207 50H208V51L211 50V51H212L211 54H210ZM246 50H247V52H246ZM251 50H252V51H251ZM7 51H8L9 53L6 55ZM78 51H77V52H78ZM132 51H133V52H132ZM177 51H178V52H177ZM219 51H220V52H219ZM244 51H245V52H244ZM250 51L252 52V54H251ZM257 51H258L259 53H258ZM4 52H6V53H5V56H7L6 58L3 57ZM55 52H56V55H55ZM85 52H87V51H85ZM131 52H132V53H131ZM157 52H159V54H158ZM174 52H175V53H178V54H174ZM190 52H192V53H190ZM242 52H244L247 56H246L245 54L243 55ZM248 52H250L251 55H253V54H254V55L251 56V58H250V54H248ZM82 53H84V52H82ZM121 53H122L123 55H121ZM130 53H131V54H130ZM166 53H167V54H166ZM221 53H222L223 55H222ZM238 53H239V54H238ZM256 53H257V54H256ZM261 53H262V55H260ZM13 54H14V53H13ZM13 54H12V55H13ZM58 54H59V56L63 55V56H61V57L58 56V57H59V58H58V61H59V62L57 61V58H56V56H57ZM77 54H78V53H77ZM84 54L86 55L87 53H84ZM100 54H101L102 56H101ZM157 54H158V55H157ZM190 54H191V55L193 54V55L196 56V57L194 56V57L191 59V61H190V58H189V57H190ZM215 54H216V53H215ZM224 54H225V55H224ZM236 54H237L238 56H237ZM241 54H242L243 56H241ZM15 55H16V54H15ZM17 55H18V54H17ZM17 55H16V56H17ZM28 55H29V56H28ZM43 55H47V56H43ZM64 55H65L64 60H65V61L68 60V61H66L67 63H65L64 65H66V64L68 65V63H69V66L72 65V66H74L73 68H75V67L77 68V67H78L77 69H79V71H78V70L75 68L76 71H75V70H74V71H75L76 73H74V72H71V71H73V70L70 69L69 66H67V65L64 66L65 68L67 67L66 69L63 67V69H65V71L68 73V74H66V75H68L67 77H66V75L64 76V74H65L66 72H65V73H64V71H63V72H60V69L63 70V69H62V66H63L62 63H63V62L61 63V61L63 60L62 57H64ZM85 55L82 56V59H81V57H80L81 55H80V56L78 55L77 57H80V58H77V57H76V58H75L76 61H77V60L79 61V59H81V60H84V61L87 60L86 62H88V61L90 60V59L88 60V58H90V57H87L88 55H86V57H85ZM146 55H147V54H146ZM159 55H160V56H159ZM181 55H182V54H181ZM193 55H192V56H193ZM218 55H220V56H218ZM233 55H232V56H233ZM239 55L241 56V58H240ZM9 56H10V58H9ZM13 56H14V55H13ZM19 56H20V55H18L17 58H19ZM21 56H20V58H21ZM50 56H49V57H50ZM54 56H55L56 60L54 59ZM112 56H113V55H112ZM158 56H159L160 58H158ZM224 56H225V57H224ZM258 56H259V57H258ZM23 57H24V58H23ZM39 57H40V56H39ZM84 57H85V59H83ZM98 57H101V59L98 58ZM117 57H118V56H116V54H115V62L117 61V63H119V65H120V63L123 64V63H122V60L118 59V58H120V57H118V58H117ZM147 57H148V55H147ZM173 57H172V58H173ZM178 57H179V56H177V58H178ZM254 57H255V58H254ZM13 58H14V57H13ZM15 58H16V57H15ZM15 58H14V59H15ZM33 58H34V59H33ZM52 58L54 59V61H55L54 63H55V65H57V66H55V65L53 64V61H52L53 59H52ZM86 58H87V59H86ZM96 58H98V59H100V60H96ZM129 58H127V59H129ZM143 58H144V59H143ZM150 58H152V59H151V61L149 62V59H150ZM170 58H171V57H170ZM231 58H232V57H231ZM233 58H232V59H233ZM236 58H237L238 60H237ZM239 58H240L241 60H240ZM246 58H247V59H246ZM256 58H258V59L255 60ZM260 58H262V59H260ZM9 59H10V60H9ZM32 59H33V60H32ZM59 59H60V60H59ZM94 59H95V60H94ZM116 59H117V60H116ZM142 59H143V60H142ZM159 59H161V60H159ZM216 59H217V60H216ZM228 59H226V61H228ZM249 59H250L251 61H249ZM81 60H80V61H81ZM109 60H110V61H109ZM138 60H137V61H138ZM141 60H142V61H141ZM167 60H170V59L167 58ZM51 61H52V63H51ZM56 61H57L58 64H60V65L56 64ZM65 61H64V62H65ZM76 61H75V62H76ZM78 61H77V62H78ZM80 61H79V63H78L79 66H80ZM84 61H83V62H84ZM93 61H94V63L96 62V65H95V64H94V65H95L98 69H97V68H96V69H93V67L91 66V65H93ZM107 61H109V62H107ZM111 61H112V62H111ZM118 61H119V62H118ZM161 61L166 62V63L163 64V62H161ZM170 61H171V60H170ZM172 61L174 62V60H172ZM176 61H177V60H176V58H175V62H176ZM179 61H178V62H179ZM189 61H190V62H189ZM220 61H221V62L223 61V62H225V63H221ZM238 61H239V62H238ZM253 61H254V63H255L256 65L253 63ZM22 62H23V63H22ZM83 62H81V64H82ZM86 62H84V63H86ZM101 62H100V63H101ZM105 62H106L107 64H106ZM134 62H136V63H134ZM202 62L200 61L199 63H202ZM208 62H209V63H208ZM251 62H252V63H251ZM257 62H258V63H257ZM11 63H10V64H11ZM32 63H34V64H32ZM104 63H105V64H104ZM129 63H130V61H129ZM145 63H146V64H145ZM170 63L173 65V68H172V69H171L172 66H171ZM218 63H221L222 65H219ZM262 63H263V64H262ZM28 64H29V65H28ZM31 64H32V65H31ZM38 64H39V65H38ZM49 64H51V65L53 64V66H55V67L52 66L54 69H56V67L62 65L61 67H58V68H57V69H59V70H57V69H56V70L52 69V70H53V72H56V73H57V76L59 75L58 73H60V76H61V73H62V74H63L62 76H64V78H66V79H64V78L62 77L63 80H62V78H61V80H60V78H59V81H60L61 83H62L63 81H66L65 84H66V83H67V84H66V85L64 84V86L66 87V88H65V87H64V88H65L66 90H65V89H62V88H63V84H61L57 79L55 80V78H57V76H55L56 74L51 73V74H53V76H51V74H46V72H47V73H48V72H51V68H52V67L50 68V65H49ZM86 64H87V63H86ZM109 64H110V65H109ZM151 64H150V65H151ZM169 64H170V67H169ZM178 64H179V63H178ZM182 64H183V65H182ZM217 64H218V65H217ZM42 65H43L44 68H42ZM45 65H46V66H45ZM83 65H85V64H83ZM83 65H81V66H83ZM87 65H88V64H87ZM108 65H109V66H108ZM187 65H186V67H187ZM253 65H254V66H253ZM48 66H49V67H48ZM72 66H71V68H72ZM81 66H80V67H81ZM106 66H107L108 68L110 67V69H109V70H105V69H108ZM114 66H115V67L118 66L119 68H115ZM146 66H149V64L146 65ZM154 66H155L156 68H155ZM174 66H176V67H174ZM178 66H179V67H178ZM197 66H196V67H197ZM46 67H47V68H46ZM103 67H104V68L106 67V68L104 69ZM132 67H133V68H132ZM140 67H142V66H140ZM180 67H181V68H180ZM208 67H207V66L204 67V68H206L205 70L207 71V73H208ZM213 67H214V68H213ZM245 67H246V68H245ZM7 68H6V70H7ZM13 68H14V67H13ZM27 68H26V69H27ZM37 68H36V69H37ZM68 68L70 69V72L73 73V76H76V75L78 76V75H79V77L76 76V78H75L76 80H75V81L73 80V76L71 75V73L68 72V70H69ZM81 68H87V66L85 65V66H83V67H81ZM127 68H129L130 71H131V69H133V71L135 70V71H134L135 74L138 72V74H140V76H139L138 74H136V75H138V77H140V78H138L137 76H135V74L133 73V71H131L133 74L131 73L130 76H129L128 74H129L130 71L128 72V69H127ZM176 68H179V70H177L178 72L176 71ZM222 68H223V69H222ZM251 68H252V69H251ZM21 69H20V71H21ZM24 69H25V68H24ZM41 69H39V70H40L39 73L42 72ZM45 69H46V70H49V69H50V71H45ZM90 69H92V70H90ZM117 69H118V70H117ZM146 69H147V70H146ZM173 69H174V70H173ZM99 70H100V71H99ZM112 70H113V71H112ZM196 70H197V68H196ZM233 70H232V71H233ZM20 71L18 70V72H20ZM58 71H59V72H58ZM98 71H99L100 73H98ZM106 71H107V72L109 71V72L107 73ZM111 71H112V72H111ZM157 71H156V72H157ZM174 71H176L177 73L182 72L181 74H183V75H181V74H176V73L174 74V73H173ZM179 71H180V72H179ZM215 71H216V70H215ZM8 72H9L10 74H9ZM104 72H103V73H104ZM161 72L166 73V74H164V75H167V76H168L167 79H168V78H169V79L167 80V82H164V81L166 80V78H164L165 76L163 77V74H162ZM224 72H225V74H224ZM6 73H7V74H6ZM85 73H86V72H85ZM85 73H84V74H85ZM110 73H115V75L113 76V75L110 74ZM125 73H126V74L128 73V74H127L128 76H127ZM142 73L144 74V77H142V78H144V79H148V80H149V78H148L149 75H150V77L153 78V80H154V78L156 77L155 80H154V83H153L152 79L150 78V79H151V80H150L151 83H153L152 86H154L153 89L155 90V91H154V90L152 89V95H153L154 98L151 97V96H152V95H151V91H150V93H149L148 95H145V94H147V93H145V92H148L149 90H151L152 86L150 85V81H148V80L145 81L144 79H143V81L141 80V79H142L141 76L143 75ZM160 73H161V74H160ZM0 74H1V73H0ZM75 74H76V75H75ZM86 74H87V73H86ZM108 74H109V75H108ZM117 74H118L119 76H121L124 80H121L120 77H118ZM141 74H142V75H141ZM215 74H214V75H215ZM4 75L2 74L3 77H4ZM44 75H45L46 77H44ZM69 75H71L72 78H71ZM131 75H133V76L131 77ZM160 75H161V76H160ZM188 75H189V76H188ZM201 75H203V77H204L203 80L207 77V78H206L207 80L205 79L204 82H203L202 79H200V82L202 83V84H201L202 87L199 86V85H200V82H198L199 85H197V84H193V82L195 83V81H197V80L199 79V76L201 77ZM207 75H208L209 77H208ZM242 75H241V76H242ZM248 75H249V76H248ZM10 76H11V77H10ZM47 76L52 77V79L54 78V79H53V80L55 81L54 83H56L55 86H56L58 89H59V87H60V86L58 85V83L61 85L62 88H60V89L58 90L55 86L53 87V85H52V84H53V81L50 80V82H52V84H51L50 82H48V81H49V77H47ZM126 76H127V77H126ZM134 76H135V78L133 79ZM158 76H160V77H158ZM178 76H179V77H178ZM180 76H181V77H180ZM235 76H233V77H234V80H236V78H237V76H236V78H235ZM254 76H255V77H254ZM3 77H0V79L3 80L4 78H6V77H4V78H3ZM34 77H33V79H34ZM42 77H44V78H42ZM69 77H70L71 79H70ZM87 77H88V78H87ZM114 77L119 78V79H118L119 81H118L116 78H115L116 80L113 81V80H114ZM136 77H137V78H136ZM162 77H163L164 79H160V78H162ZM173 77H174L175 80H173V83H172V80H170V79H173ZM177 77H178V80H177ZM182 77H183V78H182ZM227 77H225V78L227 79ZM247 77H248V78H247ZM256 77H257V78H256ZM13 78H14V77H13ZM45 78L48 79L47 82L50 83L49 85H52V87L49 86V85H47L46 81L44 80ZM67 78H69V80H68ZM78 78H79V79H78ZM90 78H91V80H90ZM98 78H99V77H98ZM103 78H104V80H103ZM112 78H113V79H112ZM158 78L160 79V81L158 80ZM181 78L183 79V80H181L182 82L184 81V79H186V80L182 83V84H184L183 86L181 85V81H180ZM201 78H202V77H201ZM209 78H211V80H214V79H215L216 82H215V80H214V81L209 80V81H210V82H209V81H208ZM223 78H224V77H223ZM223 78H221V79H223ZM258 78H261V79H258ZM42 79L45 81V84L43 83V80H42ZM136 79H138L139 83H138V81H137V83H138L139 85H137V83L134 84V80H136ZM240 79H241V82H239ZM70 80H71V81L73 80V82H74V83L72 82V86L69 87V88H71V89L67 88V87L70 86V84H71V81H70ZM77 80H78V81H77ZM82 80H83V81H82ZM156 80H157V81H156ZM176 80H177V81H176ZM187 80H188V81H187ZM189 80L192 82V84H189V85H193L192 87L190 86V88H192V89H190V90H189V87H187V86H188V83H191V82H189ZM192 80H193V81H192ZM69 81H70V82H69ZM90 81H92V82H90ZM116 81H117V83H116ZM121 81H123V82H121ZM141 81H142L143 86H144V83H143V82H146V83H145L146 86L150 85V86H148V87H150V88L148 89V91H146V90H147V87H146V86H144V88H145L146 90H145L144 88H143L144 90H142V91L140 90L141 87H142V84L140 83ZM147 81H148L149 83H147ZM162 81L165 83V85H164V83H163ZM169 81H170L171 83H170ZM186 81H187L188 83H187ZM198 81H199V80H198ZM207 81L209 82V84L211 83L210 85L214 84L213 87L210 86V85L208 84ZM25 82H26V80H25ZM34 82L39 83V86H40V84L42 83L40 87L45 89V92H44V93L47 94L46 92H51L52 94H50V93H49V94H50V96L52 95V97L50 98V97H49V94H47L48 97H49V98H48L47 95H45L43 92H41L42 90H41L40 87L38 88V86L33 85ZM40 82H41V83H40ZM57 82H58V83H57ZM78 82L80 83L79 86H81V84H82V87L80 88V87L78 86L77 88H80V90H79V89L75 90V88H76L75 85H76V83H78ZM114 82H115V83H114ZM118 82H119V83H118ZM155 82L157 83L156 86H157L158 88L155 86V84H156ZM158 82H159V83H158ZM160 82H161V84H160ZM178 82H180V83H178ZM220 82H221V81H220ZM245 82H246L247 84H249V86L247 85V87H245V86H246V85H245V84H246ZM31 83H32V84H31ZM36 83H35V84H36ZM63 83H64V82H63ZM111 83L115 84V87H116V88L118 87V89L116 90V88H115L114 86H112L113 84H111ZM120 83L123 84L122 87H121V84H120ZM162 83H163V88H162V86H161ZM166 83H167L168 85H167ZM177 83H178V84H177ZM185 83H187V85H186ZM241 83H242V84H241ZM243 83H244V85H243ZM12 84H14V83H12ZM43 84H44V85H43ZM68 84H69V85H68ZM159 84H160V85H159ZM176 84H177V85H176ZM179 84L181 85V87H180ZM204 84L206 85L205 88L203 87V86H205ZM207 84L210 86V87H209L210 89L207 88ZM221 84H224V83L221 82ZM1 85H2V86H1ZM30 85H31V86L33 85V86L30 87ZM36 85H37V84H36ZM46 85H47V87H45ZM77 85H78V84H77ZM124 85H125L126 87H125ZM140 85H141V86H140ZM169 85H170V86H169ZM173 85H175V87H174ZM178 85H179V86H178ZM194 85H196V87H195ZM232 85H233V87H232ZM250 85H251V86H250ZM9 86H10V88H9ZM28 86H26V87H28ZM58 86H59V87H58ZM123 86H124V88H123ZM137 86H138V87H137ZM160 86H161V87H160ZM168 86H169V87H168ZM184 86L187 87L188 90H186V88H185ZM238 86H239V87H238ZM3 87H2V88H3ZM21 87H23V89H22ZM34 87H35V88H34ZM49 87H50V90H51V91H49ZM74 87H75V88H74ZM90 87H91V88H90ZM95 87H97V85H96ZM107 87L105 86L106 89H107ZM134 87H136V89L138 88V89H137L138 91L135 89L136 92H138L137 94L134 93V92H135V91H134ZM155 87H156L157 90L155 89ZM164 87H165V89H164ZM179 87H180V88H179ZM197 87H198V88H197ZM211 87H212V88H211ZM20 88H21V89H20ZM37 88L40 89V91H39ZM46 88H48V89H47L48 91H46ZM51 88H56V89L58 90L57 92H59V93L62 92V93H63V94L61 93L63 96L66 95L67 93H69V94H67L66 96H64V97H67V96H68L67 98H65L66 100L63 99V96H62V99H63V102H62V99L59 98V97H61V95L59 96V95H58L59 93H56V92H55L56 95H57V97H58L59 99H61V102H62L63 104H65V105H64V106H65L64 108H63V106L59 108V106H57L58 103H57L56 106H55V108H58L59 110H60V109H63V110H62L63 112L60 110V111H61V115H60V116H58V115L56 114L57 111L55 112V110H57V109H55L54 106H52V104H53V103H56V101H58L59 103H61V102H60V100L57 99V97H56V100L53 98V96H54L55 94L53 95V93H54L53 90H54V89H51ZM103 88H102V89H103ZM105 88H104V90H106ZM114 88H115L116 92H115ZM119 88H120V91H121V92L119 91ZM172 88H173V90H174L173 94L171 93L173 96L170 94V95H171L170 97H172V99H171V100H168L169 98H167V100H166V96L168 97V95H166V93H167L168 91H172V90H171ZM183 88H184V89H183ZM193 88H194V89H193ZM195 88H196L198 91H197ZM206 88H207V91H208V89H209V92H207V93L205 92ZM222 88H224V90L226 91L227 95H225L224 93H223L224 95H222V93H220V92H223V89H222ZM251 88H252V89H251ZM255 88L257 89L256 91H257L258 93H256V92L254 91ZM13 89H14L15 91H16V89H17V92H16L15 95H18L17 93H20V92H21V94H22L23 91H24L26 94H25V95H24V94H23V95L19 94L20 96H17V97H16L15 95H13L15 91H14V92H13V91L10 92V91L13 90ZM18 89H20V90L18 91ZM36 89H37L39 92H38ZM61 89H62L63 91L60 92ZM93 89H95V88H93ZM121 89H122V90H121ZM124 89H125V90H124ZM126 89H127L128 91H126ZM158 89L161 90V91H159ZM162 89H164V90H162ZM199 89H200V90H199ZM227 89H228V88H227ZM230 89H229V90H230ZM235 89H236V91H238V93H239V97L236 96V97H238V98H236V97L234 96V94H235V95L238 94V93L235 91ZM21 90H22V91H21ZM64 90H65V91L69 90V91H68V92H65ZM81 90H82V91H81ZM97 90H98V92H97ZM176 90H177V91H176ZM183 90H185V91H187V92H190V95H192V97H190L189 95H188V96H189L190 98H188L187 95L183 96L184 94H186V92L183 91ZM193 90H195L194 93H197V94H198V92H199V94H198V95L193 94ZM231 90H232V89H231ZM246 90H247V92H249V91H250V92H253V91H254V92L256 93V100H257V99L260 100V101H258L259 103L254 101V100H255V98H253V96H254V94H255L254 92H253V93H250V92H249L250 94H248L247 97L245 98L244 95L247 94V92H245ZM260 90H261V89H260ZM43 91H44V90H43ZM52 91H53V92H52ZM76 91H79V92L76 93ZM88 91H89V92H88ZM106 91H107V90H106ZM109 91H110V92H109ZM143 91H144V92H143ZM157 91H158V92H157ZM163 91H164V93H165V94H164L165 96H164L163 93H162ZM166 91H167V92H166ZM213 91H215V93H217V92L220 91L219 93H220V96H222V97L218 96V95H219V94H218V95H217L218 97H215V96H216V95H215L214 97H215L216 99L214 98V100H213V95L215 94ZM216 91H217V92H216ZM242 91H244V92H242ZM40 92H41V94L43 93L42 96H40ZM99 92H100V93H99ZM122 92H123V94H124L123 97L121 96V95H122ZM128 92H129V93L131 92L132 95L129 94ZM139 92H140V93H139ZM142 92L144 93L142 97H144V95L147 97V98L145 97V98H146V99H145L146 101L143 99V103L148 101V96H150V97H149L150 102H147L146 105H145V104H142V102H139V105H140V106H139V105H136V104H138V103L136 102V100H137V101H142V97L139 95V94L142 95ZM153 92H154V93H153ZM175 92H177V94H176ZM178 92H181V94H178ZM183 92H185V93L183 94ZM204 92H205V95L203 94ZM210 92H212V93L210 94ZM240 92L243 93V94H242L243 97L241 96V93H240ZM10 93L12 94V97H13V96H14V98L16 97V98H15L14 100H12V101H11L12 97L10 98V96H9V95H11ZM64 93H66V94H64ZM74 93L77 94V95H76V98H75V96H72V95H71V94H74ZM88 93H89V96H90V94H92V95L94 94V95H95V96H93L94 99H93V97H92V100H93V101L95 100L94 102L99 101V99H100V102H101L102 99H103V101H104V100L107 101V102L104 103V104L101 102L103 105H101V103L97 102L98 105L100 106V107L98 106V108H100V110H103V109H104V106H106V105H108V104H109L108 106L110 107V105H111L110 102H113V103H114V101H115V103L113 104V106L111 105V106H112V109H111V108H108V106H106V108H108V109H107L108 111H109V109L111 110V111L109 112V113H110L109 118L107 119V120H109V119H111V120L108 121V123H106L105 120H101V117H103V116H104L103 118H105L106 115H107V117H108V113H106V112H108V111H106V108H105V110H104V112L106 111V112H105L106 114L104 113L103 116L101 115V117H100V116H98V117H99L100 120H101V121L99 120V121L101 122L100 125H101L102 123H103V124H106V125L108 124V127H109V126H110V123H109V122L112 123V121H113L112 118H114V117H113L114 114H112V113H113V108H114V106H116L117 108L115 107L116 110H114V112H116V111L118 110L117 114H118V115L120 114V116H119V118H118V117H115V119L118 118V119H116V120L113 121V122H115V123H114L115 125H114V124H111V125H113V126H116V127L114 128L116 131H114V130L112 129L113 126H111L110 130H109L108 127L105 128V129H106V130H105V129H103L105 125L103 126V124H102V127H103V128L99 125V122H98V120H97L98 117H94V116H93V115H95V114L98 113V112H97L96 110H95V112H94V111L91 109V108H93V106H94L96 103H94V102L91 101V100L88 101V100H89L88 98L91 97V96H90V97L88 96ZM98 93H99V94H98ZM114 93H115L116 96L114 95ZM119 93H120V95H119ZM168 93H169V92H168ZM168 93H167V94H168ZM200 93H201V94H200ZM213 93H214V94H213ZM245 93H246V94H245ZM262 93H261V94H262ZM28 94H29V93H28ZM80 94H81V97H82V96H85V94H87V96L84 97L85 100L82 99V100H83V103H82V100L80 101V99H81V97H79ZM101 94H102V93H101ZM127 94L130 95V96H132V97L128 96V98H127ZM154 94H155V95H154ZM158 94H159V95H158ZM188 94H189V93H188ZM208 94H209V95H208ZM212 94H213V95H212ZM251 94H252V96H251ZM258 94H259V98H257ZM74 95H75V94H74ZM102 95H103V94H102ZM133 95H136V96L138 97V99L141 97V100H138L137 97H135V96H134V97H135V99H134V98H133ZM162 95L164 96V99H163ZM176 95H177L178 98H176ZM193 95H196V96H193ZM207 95H208V97H211V99L208 98ZM228 95H229V96H228ZM1 96H0V98H1V99H4V98H2ZM39 96H40V97H39ZM70 96H71L72 98L74 97V99H73L74 101L71 100V102H72V104H71L72 108H75V106H76V108H75L76 111L73 109V110L75 111V113H73L74 111H73L72 108L69 106L71 109H70V108H68V109H69V110H72V111H71V113H72L71 115L76 114L78 108H79V111H80V113H79V116H80V117L78 116V114H76L77 117L74 116L73 118H75V117L78 118V117H79V118H78L79 120L82 119V117H84V116H85L86 118H89V116H90V118H91V117H93L94 119L97 118L96 120H97V122H98V125H96L97 127H95V129H94V127H90V126H94L95 124H97V122L94 120V121L92 122V123H93L92 125L88 123V124L90 125V126H89V125H87V122H90V123H91V121H92V120H89V119H86V120H87L86 124L84 123V124L86 125V128H88V126H89V127H90L89 130H90L91 128H93V129L95 130V132H96V130H98L97 128H98L99 126H100V128H102V131L104 130V131L106 132L107 130H109L110 133H108V132L106 133V136H108V137L110 136L109 139H107L108 142H106V140L104 141V139H106V138H105L106 136H104L105 133H104V135H103V136H104L103 141L101 140L103 137H102V138H101V137H100V138L97 137V134H99L98 131L101 130V129H99V130L97 131V133H93L94 135H92V136H95V135H96L95 138L97 137L96 139H100V140H99L100 142L102 141L101 145L103 144V145H102L103 147L105 146V145H104V142H106L105 144H107V145L109 144V145L111 146L109 151L107 150V149L109 148V146H105V147H104V148H105V151L108 152V153H106L105 151H104V153L102 152V150H104V148H100L101 150H99V147H102V146L98 144V140L95 141V140H94L95 138L93 137L94 139H92L91 136H89V137L91 138V140L94 141V142H97L96 144H98V146H99V147L97 146L98 149H97L96 145H95V148H96V149H94L93 146H94L95 143L93 144V143H92L91 141H89V140H87V142H91V147H92V148H91L92 151H89V152H92V153H90V154L88 153V150L90 149L89 146H87L86 149L84 148V144L87 143V142H86V137H85V136H87V134H88V135H91V133L93 132V129H92V131L90 130V133H89V132L86 133V132L89 131V130L85 128V129L87 130V131L85 130V131H86V132H85L86 135L83 134V133H84V129H83L84 127L80 129V125L82 124L83 121H79V120H78V121L81 122V123H80V124H77V123H78V121L76 122L77 119L75 120L76 123H75V122H72V120H71V122L73 123V127H69V130L66 128V127L68 126L69 123L67 122V125H66V124H65V123H66V122H65V121H66L65 119L67 118V119L69 120V118H70V117H69L70 114H67V115H66V109H67V108H66V107H67L66 104H67V103H71L70 101L67 102ZM114 96H115V97H114ZM157 96H158V97H157ZM159 96H160V97H159ZM197 96H202V98L200 99V98L197 97ZM203 96H205V97L203 98ZM240 96H241V100H242L241 102H243V100H244V103H245V106H246V107H247L246 104L249 105V104L253 103V101H254L255 103H258V104L256 105V107L254 106L255 103L252 104L253 107L255 108V110H252V109H253L252 107H251V111H250V110H247V108H243V109H246V111H248V112H246V113H247V114H246L245 111L243 110L245 116H246V115H249V116H246V117H247L246 120H248V121H247V124L245 123V122H246L245 119L243 118L244 120H242V117H241V116H243V114H242L243 111H241V115H239V116L234 115V114H236V113H237V114H240L239 110H240V105L242 104V103H241V104L239 103V102H240V101H239ZM248 96H249V97L251 96L253 99H252L251 97H250V98H251V99H250ZM263 96H264V93H263ZM54 97H55V96H54ZM78 97H79L80 99H79ZM118 97H119V98H118ZM120 97H121V98H120ZM124 97H125V98H124ZM129 97L132 98V99L129 100ZM155 97H157V98H155ZM161 97H162V100H163V101H162L161 103H159L158 101L161 100V99H160ZM174 97H175L176 99H174ZM186 97H187V99H186ZM194 97H197L198 100H197V98L194 99ZM206 97H207V98H206ZM219 97H220L221 99H220ZM232 97L235 98V99H233ZM8 98H9V99H8ZM18 98L16 99V100H18L17 103L19 102V99H18ZM42 98H44V100H41ZM46 98H47V100L45 101ZM52 98H53L54 100H53ZM82 98H83V97H82ZM126 98H127V100H126ZM150 98H152V99H150ZM191 98H193L195 101H194V100H191V102H188ZM222 98H223V99L225 98V99L223 100V101H224L223 104H224L226 107H227V106H231L230 108H233V112L230 111L231 113H230V112L226 113L227 115H229V113H230L229 117H227L228 120H227V118H226L227 121L225 120L224 116H223V117H222V116L219 117V118L222 119V124H221L220 122H216V120H215V119L218 117V116H216V114L218 115V114H220V112H218V110L216 109L217 111L214 113L215 110H213V109L216 107V105H217V106L219 105V102H221ZM243 98H244V99H243ZM23 99H24V98H23ZM70 99H71V98H70ZM75 99H76V101H75ZM87 99H88V100H87ZM117 99H118V102L120 101V99H121V101H122V102L120 101V103L117 102L118 105L121 104V110H119V106L116 104ZM156 99H158L157 102H155ZM159 99H160V100H159ZM173 99H174V100H173ZM188 99H189V100H188ZM205 99H210L211 102H212V100H213V102H214V104H213V108L210 107L212 103L210 102V104L208 105V102H207V105L210 107V109L212 110V112H211L209 109H208L209 111L207 110V108H209V107H206V106H207L206 104H205V105L203 104ZM9 100L11 101L10 103H9ZM34 100H36V101H40V100H41V103H40V102H36V101H34ZM52 100H53V102H51ZM151 100H152V101H151ZM184 100H185V101H184ZM202 100H203V101H202ZM217 100H219V102H218ZM225 100H227V101H225ZM229 100H231V101H229ZM232 100H235V102L232 101ZM2 101L0 100V103H1ZM48 101H50L52 104L48 103ZM78 101H79V102H78ZM84 101H86V103H85ZM87 101H88V104H89V105L92 104V105H91V108L88 106ZM127 101H128V102H127ZM178 101H179V102H178ZM207 101H208V100H207ZM216 101H217L218 103H216ZM13 102H12V103H13ZM74 102L76 103L75 106L73 105ZM80 102H81V104L83 105V106H82V105H81V106H82L84 109L81 108V110H80V107H81V106L79 105ZM90 102H91V104H90ZM92 102H93V103H92ZM108 102H109V103H108ZM129 102H130V103H129ZM152 102H153V103H156V104L153 105ZM180 102L182 103L181 105H179ZM197 102H198V103L203 102V103H202L201 105H199V107H195V106H198V103H197ZM231 102H233V103L235 104L236 107L234 106V104H231ZM17 103H16V106L18 105ZM19 103H21V101H20ZM38 103H40V104H38ZM127 103H128V104H127ZM140 103H141V104H140ZM148 103H149V105H150V108H154V106H156V108H155L156 110L159 108V106H161V105L163 104L162 106H163L164 109H165V110H163V111H164V112H163L164 115L162 114V112H160V111L162 110V108L158 111L159 113H158L155 109H152L154 112L151 111V110H147L148 108L145 109V106H146V107L149 106ZM172 103H174V104H172ZM183 103H186V104H184V106H182ZM205 103H206V102H205ZM236 103H237V104L239 103V110L236 109V108L238 107ZM244 103H243L242 105H244ZM36 104H37V105H36ZM63 104H62V105H63ZM123 104H125V105L122 106ZM131 104H132L133 106H131ZM169 104H171V105H169ZM177 104H178V105H177ZM188 104H189V105L192 104V105L189 106V108H188V109H191V108H192V109H193V110L191 109L192 112H191V110L188 111V109H187V107H186V106H188ZM215 104H216V105H215ZM221 104H222V103H221ZM223 104H222V106H223ZM226 104H227V105H226ZM230 104H231V105H230ZM7 105H8V109H9V111H8V109H7V113H9L8 115H6L7 113H6V110H5V108H7ZM34 105H36V106H34ZM50 105H51L55 110L51 109V107H49ZM53 105H54V104H53ZM60 105H61V104H60ZM67 105H70V104H67ZM96 105H97V104H96ZM96 105H95V107H96ZM144 105H145V106H144ZM147 105H148V106H147ZM151 105H153V107H151ZM167 105H168V108L171 107V109H170L169 111L166 110V109H167ZM173 105L175 106V108H173V107H174ZM242 105H241V106H242ZM252 105H249L248 107H250V106H252ZM261 105H262V104H261ZM263 105H264V104H263ZM0 106L2 107V104H1ZM16 106H15V108L13 109V112H14V113H16V111L18 112L17 108L20 107V105L17 106V108H16ZM31 106H30V107H31ZM78 106H79V107H78ZM87 106H88V108H90V109H88V108L86 109ZM141 106H143L144 109H143ZM172 106H173V107H172ZM177 106L180 107L181 109H179ZM192 106L195 107L196 109L193 108ZM220 106H221V105H219L218 107H220ZM1 107H0V109H1ZM24 107H25V105H24ZM46 107L49 109V111L47 110V112H50V113H46V112H45V108H46ZM95 107H94V108H95ZM129 107H130V108H129ZM133 107H134V108H133ZM183 107H184V109H183L184 111H182V108H183ZM185 107H186V108H185ZM190 107H191V108H190ZM201 107H206V111H205V113L208 111V115H207V114H206V115L204 114L205 116L203 115L205 118L208 117V116H210L209 118L211 119V114H212V119L215 120L214 123H213V120H211L212 123L214 124V125H212V124H210V121H208V118H207V122H209V124H208V123H207V124L210 126L209 128H207V126H204V125L201 126V124H200V120H201V119H205V118H201V119L198 118V119H200L199 122H198L197 119H195L196 116H197V117H202V114H201V115L198 114L199 116L196 115V112H197ZM223 107H224V106H223ZM242 107H244V106H242ZM260 107H261V110H262V106H260ZM263 107H264V106H263ZM98 108L96 107L95 109L99 110ZM132 108H133V109H132ZM138 108H139V109H138ZM150 108H149V109H150ZM177 108L180 110V112L178 113V116L175 115V114H177V113H175V112H178V111H177V110H178ZM257 108H258V110H257ZM15 109H16V110H15ZM50 109H51L52 111H51ZM68 109H67V111H68ZM122 109H124V110L126 109V110H125V115L128 114L127 119H126L125 115L123 116V114H124V113H123L124 110H122ZM127 109H128V110H127ZM131 109H132L133 111H135V115L131 113V112H133ZM228 109H229V108L227 107L226 110L228 111ZM235 109H236L237 111H236ZM263 109H264V108H263ZM19 110H20V111H19L18 113L21 114V113H22V112H21V109H19ZM30 110H31V112H30ZM39 110H40V111H39ZM41 110H42V113H41ZM43 110H44V111H43ZM59 110H58V114H59ZM87 110H90L91 112H92V111L94 112V113L91 114L92 116L90 115L91 112H90V111H87ZM136 110L141 111V112H137ZM145 110L149 111V113L153 112L154 114L151 113L152 115L149 116V113H148L147 111H145ZM174 110H175V111H174ZM186 110H187L188 112H190V113L186 112ZM202 110H203V109L201 108V111H202ZM204 110H205V108H204ZM204 110H203V112L198 111V113H199V112H200V113H204ZM226 110L223 111L222 114H225L224 112H226ZM229 110H232V109H229ZM241 110H242V108H241ZM38 111H39V112H38ZM85 111H87V112L89 113V116L87 115V114H88L87 112H86V114H83ZM126 111H128V112H126ZM172 111H174V112H172ZM181 111H182V112H181ZM193 111H195V112H194V113H195V114H194L195 117H194L193 114H192ZM253 111H254V112H253ZM263 111H264V110H263ZM0 112H1V114H2V111H0ZM51 112L55 113V114L58 116V119H59V121H58V120L56 121V125L53 124V125L56 126V128H55V126L53 127V130H52V126H51V125H52V122L54 121V120H53L54 117H53V118L51 117V116H53V114H52ZM102 112H103V111H102ZM102 112H101V113H102ZM111 112H112V113H111ZM120 112H121V113H120ZM144 112H145V113H144ZM146 112H147V115H146ZM155 112H156V113H155ZM166 112H167V117L165 118V116H166ZM169 112H171V114H170ZM184 112H186V113H184ZM210 112H211V114L209 115ZM217 112H218V113H217ZM11 113H12L13 116L11 115ZM18 113H16V114H18ZM38 113H41L42 116H41L40 114H38ZM62 113H63V114H62ZM67 113H68V112H67ZM99 113H100V111H99ZM99 113H98V115L101 114V113H100V114H99ZM126 113H127V114H126ZM133 113H134V112H133ZM138 113H139L140 115H138ZM160 113H161V115H159L160 117H159V119H158V122H160V123H157V120H156L157 118L155 117V120H156V121H155L153 116H154L155 114L157 115V114H160ZM173 113H174V115H175L177 118H175L174 116H173V117H174L175 119H177V120L179 119V121L182 120V122H181V125H179V123H180L179 121L177 122V120H176V121L174 120V121L172 122V120L169 118L170 122L173 123V124L171 125V126L173 127V133H172V130H171L172 127L170 126L171 123L168 121V117H169V116L172 117V114H173ZM213 113H214V114H213ZM252 113H254V114H252ZM255 113H256V114H255ZM46 114H47V115H46ZM115 114H116V113H115ZM141 114H142L143 116H142ZM169 114H170V115H169ZM179 114H181L182 116H183V114H184V116L182 117V116L179 115ZM186 114H187V115H186ZM191 114H192V116H190ZM261 114H263V115H261ZM10 115H11V117H10ZM21 115H22V114H21ZM50 115H51V116H50ZM65 115H66V117H65ZM71 115H70V116H71ZM82 115H84V116H82ZM86 115H87V116H86ZM96 115H97V114H96ZM118 115H117V116H118ZM162 115H163V116H162ZM168 115H169V116H168ZM227 115H226V116H227ZM233 115H234V117H233ZM252 115H253V116H252ZM39 116H41V117H39ZM46 116H48V117L50 116L51 118H50V117H49V118L52 119L53 121H51V123H49L50 119H49V121H48V117H46ZM54 116H55V115H54ZM57 116H56V117H57ZM62 116H63V118L61 119ZM121 116L124 117V118H122ZM132 116L135 117V118H132V119H134L133 122L130 121V120H131L130 117H132ZM137 116H138V117H137ZM144 116H145V117H144ZM147 116H148V117H147ZM161 116H162L163 120H162ZM188 116H190L191 118L194 117V118H192L193 121H192V120H189L190 117H188ZM213 116H214L215 118H214ZM245 116H243V117H245ZM250 116H251L252 118H251ZM254 116H255V119H254ZM7 117H8V118H7ZM16 117H18V116H16ZM56 117H55V120L57 119ZM85 117H84L82 120L85 121ZM143 117H144V118H143ZM150 117H152L153 119L150 118ZM157 117H158V116H157ZM173 117H172V119H173ZM178 117H179V118H178ZM237 117H238V118L240 117V118L238 119ZM6 118H7V120H6ZM21 118H22V120H21ZM71 118H72V117H71ZM103 118H102V119H103ZM120 118H121V120H122V121L120 120V123H124V124H125L126 122H129V123H127V124H129V125L126 124V125H124V126H123V125L120 126L121 124L118 123ZM137 118H139V119H137ZM219 118H218V119H219ZM231 118H232V119H231ZM124 119H126L127 121L125 120V122H124ZM128 119H129V121H128ZM142 119H143V120H142ZM149 119H150V120H149ZM221 119H219V120H221ZM253 119H254L255 122H254V121L252 122ZM4 120H6V121H5L6 123L3 122ZM9 120H10V121H9ZM34 120H35V119H34ZM60 120L63 121L62 123H63L64 125H63L62 123H60ZM68 120H67V121H68ZM73 120H74V119H73ZM88 120H89V121H88ZM140 120H142V121L145 120V121H144V123H143V122H141ZM159 120H160V121H159ZM184 120H185V121H184ZM195 120H197L196 122L199 123L198 125L194 122ZM224 120H225V122H223ZM249 120H250V121H249ZM7 121H8V123H7ZM26 121H27V122H26ZM47 121H48V122H47ZM102 121H103V122H102ZM104 121H105V123H104ZM134 121L137 122L138 124L135 123ZM139 121H140L141 124L139 123ZM164 121H166V122L168 121L169 123L167 122V124H165ZM183 121H184L186 124H184ZM188 121H190V123H189ZM203 121H204V120H202L201 123H203ZM243 121H244V123H243ZM22 122H21V123H22ZM69 122H70V120H69ZM71 122H70V124H71ZM94 122H95V123H94ZM146 122H147L148 124H147ZM149 122H150V123H149ZM154 122H155L157 125H155ZM174 122H175V125H174ZM176 122H177V123H176ZM205 122H206V121H205ZM237 122H238L239 124H238ZM15 123H16V124H15ZM24 123H29V125H28V124H24ZM38 123H37V124H38ZM48 123H49V124H48ZM53 123H55V122H53ZM59 123H60V124H59ZM132 123H134L135 126H136V124H137V127H135ZM162 123H163V124H162ZM226 123H230V124L227 126ZM70 124H69V125H70ZM74 124H76V126H75ZM84 124H82L81 127H82ZM145 124H146V125H149V124L152 125V126L154 127V129H156V130H153V129H152L153 127L149 125V126H147V127H150V132H151L152 134H150V132H149V128L146 129V130H148V132H145V127H146ZM153 124H154V125H153ZM158 124H159V125H158ZM168 124H169V125H168ZM183 124H184L185 126H184ZM189 124L192 125V128H193L194 126H195V127L197 126L196 129H197V130H200V132H201L202 130L207 132L208 129H209V131H210V129H211V127H212V130L214 129V130L216 131L215 133L219 132L220 134H218V133H217V134H214V130H213V134H212V135H211V132H210V134H209V131H208V133H207V135L209 134V135L212 136V137L208 136V139L204 138L203 134H201V133H203V132H201V133L199 132V133L201 134V136H203V137H199V135L197 134V133H198L197 130L193 129V130H194V131H193L192 128H190V125H189ZM203 124H204V123H203ZM205 124H206V123H205ZM233 124L235 125V127H234ZM245 124H246L247 126H246ZM16 125H17L19 128L16 127ZM59 125H60L61 127L64 126V128H63L64 130L62 129V131H63L64 133L60 130L61 127L59 128ZM78 125H79V126H78ZM85 125H84V126H85ZM143 125H144V129H141V128H143ZM164 125H165V128H166V130H167V132H166L167 135H166V134H165V135L163 134V133H165V132H164V131H165ZM178 125L180 126V127L178 128L180 132H176V131L178 130L176 127H177ZM182 125H183V128H182ZM239 125H240V126H239ZM0 126H1V125H0ZM26 126H27V129L29 128L28 131H27V129H26ZM41 126H43V127H42V128H43V131L41 130ZM65 126H66V127H65ZM71 126H72V125H71ZM118 126H120V128L122 127V129H124V130H123V131H124V135H123V134H120L121 132L123 133L122 129H120V131H121L120 133L118 132V134H119L122 138L119 139V140H117L118 138H116L117 142H119V145H120V143H121V145L124 144L123 147H121V145H120L121 149H122V148L124 149L125 145H127V146L129 145V144H125V143H123V142H127V143H128V140L131 139V141H129V143H130V142H132V139L135 138V139H133V140H134V142H132L133 144L130 143V145L128 146V147L131 146V149H130V148H127V147H126V148L129 149V150H126V149H125L126 151H130V152H129L130 154L126 152V153H124L123 156H121L122 158L116 156V154L119 153L118 150H120V149H119L120 147L118 148V146H119L118 143L115 142V137L118 136V134H117V131L119 130V129L117 128ZM129 126H130V127H129ZM132 126H134V127H132ZM140 126H142V127H140ZM155 126H156V127H155ZM161 126H162V127H161ZM229 126H230V127L233 126V127H232V128H229ZM253 126H254V127H253ZM7 127H5V128H7ZM14 127H15V128H18V129H15ZM46 127H47V128H46ZM50 127H51V131H50V132L52 133V131H53L52 136H51V133H50L49 130H48V129H50ZM74 127H75V128H74ZM77 127H78L79 129H78ZM105 127H106V126H105ZM125 127H126V128L128 127V128H130V129H131V127H132V131H131V132H127V131H129V130L126 131V128H125ZM147 127H146V128H147ZM186 127H188V128H186ZM198 127H199L200 129H199ZM213 127H215V128H213ZM221 127H223V128L221 129ZM224 127H226V128L228 127V128H227L228 130L225 131ZM241 127H242L243 130L241 129ZM44 128H46V129H44ZM71 128H74L73 130L75 131V135H73V134H74V131L71 132V133H73L72 135H68V134H70L69 132L71 131ZM133 128H134V129H133ZM167 128H168V129H167ZM170 128H171V129H170ZM184 128H185L186 130L188 129L187 131H189V132L191 131V132H192V133H191L192 135H193V133H194V134H197V135L191 136L192 138H191V137L188 138V136H187V138H188L189 140H188V139H186V140H188L190 143L194 144V141H195V140H196V143H197V140L199 141L200 139H203V140H205V142L203 141L205 144H204L202 141H200V142H202L203 144H202V143H201V144L198 143V146H197V145L194 146L196 143H195L193 146H191V144H190V145H189V146H191V147H189L190 149H186V151H185V149H184V148H186V147L183 148V146H182L183 149H180L181 151L179 152V151L177 150V149H179V148H178L179 145H182V144L184 143L183 141H185V139H184V137H183L184 135L182 136V134H179V133H182V132H183L182 129H184ZM218 128H220L221 131L224 129L223 132L219 131ZM237 128H239V130H237ZM246 128L249 130V132H248L249 134H248V133H245V132H246ZM25 129H26V131H25ZM34 129H37L39 132L36 131V130H34ZM54 129H55V130H54ZM65 129H66V131H67V130L69 131V132H67V134H66V132H65ZM76 129H77L78 132L76 131ZM117 129H118V130H117ZM169 129H170V130H169ZM185 129H184V131L186 132L185 134L187 135L188 132H187ZM216 129H217L218 131H217ZM229 129H232V130H231V133H230L232 136H233L236 132L239 133V136H238L237 133L235 134L236 136L239 137V138L236 137V138H237L236 141H234V139H235L234 136H235V135L233 136V139L231 138V136L228 137V139H226V137H223L224 139L222 138V136L224 135V134H223L224 132H225V133H228V135H230V134H229ZM9 130H10V131H9ZM15 130H16V131H15ZM45 130H46V131H45ZM58 130H60V133H59ZM81 130H83V133L80 134L79 137H77L78 134H76V132L79 133V131H80V133H81ZM111 130L114 131L115 134H113V133L111 132ZM143 130H144V131H143ZM233 130H234V131H233ZM248 130H247V131H248ZM250 130H251V131H250ZM256 130H257V131H256ZM259 130H260V131H259ZM261 130H262V131H261ZM12 131H13V132H12ZM57 131H58V133H57ZM168 131H169V132H168ZM241 131H242V132H241ZM252 131H254V132H252ZM32 132H33V133H32ZM45 132H46V134H45ZM61 132L64 134L63 137H64L65 139H63L62 136H61L62 138L60 137V135H63V134H61ZM132 132H133V134H132V136H131V133H132ZM162 132H163V133H162ZM232 132H233V134H232ZM234 132H235V133H234ZM250 132H251L252 134H251ZM12 133H13V134H12ZM27 133H28V134H27ZM41 133H42V135H40ZM49 133H50V136H48ZM125 133H129V134H130V137H131V138L129 137L130 139H128V134H127V135H126V139H128L127 141H125L126 139L124 138V137H125ZM134 133H135V134H134ZM145 133H146V134H145ZM148 133L150 134L149 136H148ZM158 133H161V134L159 135ZM174 133H175V134H174ZM183 133H184V132H183ZM240 133H241V135H240ZM243 133L246 134V135H244ZM6 134H7V135H6ZM19 134H20V135H19ZM25 134H27V135H25ZM29 134L32 135V136H30ZM35 134H36V135H35ZM57 134H60V135H57ZM102 134H103V133H101V134H99V135H102ZM107 134H108V135H107ZM111 134H113L114 136L112 135V137H111ZM143 134H144L147 138H146ZM169 134H170V137H169ZM178 134H179V135H178ZM191 134H190V135H191ZM222 134H223V135H222ZM247 134H248V135H247ZM10 135H11V136H10ZM12 135H13V136H12ZM22 135H23V136H22ZM34 135H35V136H34ZM53 135H54V136H53ZM56 135H57V137H58L57 142H56V138H57V137H55ZM67 135H68V137H67ZM83 135H85V136H84V137H85V138H84V139H85V141H84L85 143H84V144H82V143H83V140H84L83 137H82ZM99 135H98V136H99ZM115 135H116V136H115ZM133 135H135V137H133ZM155 135H156V136H155ZM157 135H159V137H158L159 139H158V140L156 139L157 141H155V137L157 138ZM175 135L179 136V137L181 138V140H182V138H183V139H184V140H182L183 143L181 142V140L178 141V137H177V136H176L177 139H175V138L173 137V136H175ZM180 135H181L182 137H181ZM186 135H185V137H186ZM207 135H206V136H207ZM214 135H217L216 138L214 137ZM218 135H219V136H218ZM242 135H244L245 138H244V136L242 137ZM21 136H22V137H21ZM37 136H38V137H37ZM39 136H40V137H39ZM41 136H42V137H41ZM70 136H74V137H70ZM137 136H138V137H137ZM143 136H144V137H143ZM152 136H153V139H152ZM163 136H164V137H163ZM165 136H166V137H165ZM171 136H172V137H171ZM196 136H197L198 138H197ZM225 136H226V134H225ZM13 137L16 138L17 140L14 139ZM48 137H49V139H47ZM50 137L53 138V141H52V139H51ZM59 137H60L61 139H63L64 141H66V142H63ZM76 137L78 138V141H80V143H81V140L83 139V140H82V143L79 144V146H78V144H77L78 141H77ZM108 137H107V138H108ZM113 137H114V139H113ZM142 137H143V138H142ZM148 137H149V138H148ZM209 137H210V139L213 138V139H211V140H213L214 142H213V141L209 142L210 144H211V143H212V144L214 143L213 146L210 145V144L207 145V143H206V141L210 140ZM248 137H249V139H248ZM9 138H10V139H9ZM18 138H19V139H18ZM27 138H29V139H27ZM32 138H33V139H32ZM41 138H42V139H41ZM70 138H71L72 141L69 140ZM74 138H75V140H74ZM110 138L113 139L114 142H112V140L110 141ZM123 138H124L125 140H124ZM145 138L147 139V142H145V140H146ZM163 138H164V139L166 138V140H165V142L162 143ZM170 138H172V140H171ZM199 138H200V139H199ZM217 138H219V139H217ZM221 138H222L223 140L226 139V141L228 142V145H227V146H229L228 148H230V149H228L227 147H225V145L227 144V143L225 142V144H224V143H223V144L221 143L222 145H224V147L221 146V147L224 148V150H223V149H219V150H220V151H219V150L217 149L219 152H218V151L216 152V151H215L216 149H215L214 147H216L215 145H216L217 143H219V148H221V147H220V145H221V144H220V141H221L220 139H221ZM229 138H231L232 140H229ZM240 138H241V139L244 138L243 141H245V142H244V143H243L242 141L240 142ZM26 139H27V140H26ZM43 139H44V140H43ZM46 139H47V140H46ZM50 139H51L52 144H53V145H52V148H48V146H50L49 143H51V142H49ZM87 139H89V138H87ZM144 139H145V140H144ZM149 139H150V140H149ZM160 139H161L162 141H161ZM173 139H174V140H173ZM214 139H217V141L214 140ZM254 139H256V140H254ZM7 140H8V141H7ZM25 140H26V141H25ZM48 140H49V141H48ZM58 140H60L61 142H63L64 146H62L63 144L60 143V145H61L60 148H63V149L58 148V149H60V150L56 149V151H57V152H60V151L62 150V152H63V151L65 152V150H66V152H65L66 155H67V154H72L71 152L73 151V154H76V155H75V158H76L75 161H74V160H72V161H70V162L67 161V163H66V160H65V162H64V160H63L64 158H59L60 155H61V152H60L59 154H58V153H57V154H54V149H55L54 146L56 145V147H57V144L59 143ZM73 140L76 141V142H75L76 145L74 144V147H76L77 151H79V149H80L79 152L75 151V148L73 147ZM121 140H124V141L121 142ZM170 140H171V141H170ZM176 140H177V142H176ZM223 140H222V142H223ZM13 141L16 142V143H13ZM46 141H48V145H45V143L47 144ZM69 141H70L71 143H69ZM140 141H142V142H140ZM148 141H149V143H148ZM152 141H154V143H152ZM159 141H161V144L159 143ZM166 141H168V143H166ZM188 141H186L185 143H187ZM231 141H232V144L230 143L231 145H229V142H231ZM233 141L235 142L234 145H233ZM8 142H9V143H8ZM44 142H45V143H44ZM55 142H56L57 144H54ZM100 142H99V143H100ZM110 142H111V144H112V143H115V144H112V145H111ZM136 142H139V143L137 144ZM171 142H172L173 144H172ZM178 142H179V143L181 142V144H179ZM238 142H239L240 144H242V145L244 144L243 146H244L245 149L243 148V150H244L245 152H244V151H243V152L245 153V155H246V153H247L246 156H245L244 154L240 153V152H242V148H241V150L239 149L241 146H240V144H239ZM254 142H256V143H254ZM257 142H259V143H258L259 145H261L262 143H263V144H262V146H260V149L256 150L257 153H255L256 151H255V150L253 151V149L259 148ZM65 143H67V144H65ZM68 143H69V144H68ZM78 143H79V142H78ZM141 143L144 144V145H143V146H144V149H140L141 147L143 148V146L141 145ZM151 143H152V144H151ZM158 143H159L160 145H162V144H163V145H162V146L158 145L159 148H158V147L155 148V147L157 146ZM170 143H171V144H170ZM175 143H176V144H175ZM185 143H184V144H185ZM15 144H17V145H15ZM70 144H72V145H70ZM88 144H89V143H88ZM135 144H137V146L139 147V148H137V146H136V148H137V149H136L137 152H138V150H140V151L143 150V152H141V155L139 154L140 151H139L138 153H135V154H137V158H138V155H140L139 158H140L141 160L139 161V158H138V162H136V159H137V158H134L135 161L132 159V158H133L132 156H133V153H134L133 151H135V148H134V147H135ZM139 144L141 145V147H140ZM153 144H154V145H153ZM166 144H167V147L164 146V145H166ZM184 144H183V145H184ZM188 144H189V143H188ZM199 144L201 145V147L204 146V145H207V147H210V146H211V147L209 148V149H211V150H209L208 148H206V146H204L205 149H204V148H200V149H199V146H200ZM252 144H254L255 146L252 145ZM5 145H6V146H5ZM26 145H27V146H26ZM68 145H70V146H68ZM81 145H83L82 147L86 150V151L84 152V153L87 152L86 154H82V152H81V149H82V148H81ZM86 145H87V144H86ZM114 145H115V146H114ZM117 145H118V146H117ZM151 145H152V147L150 148ZM170 145H172V147H171ZM174 145H175V146H174ZM176 145H177V146H176ZM232 145H233V146H232ZM237 145H238V146H237ZM246 145H248V147H246ZM2 146H3V147H2ZM71 146L74 148V149H72V151H71V149H69V147L72 148ZM163 146H164V149H166V150L163 149ZM184 146H187V144H185ZM217 146H218V144H217ZM235 146H237V147L240 146V147L237 149L238 152L236 151L235 148H237V147H235ZM252 146L255 147V148H253ZM256 146H257V147H256ZM5 147H6V148H5ZM15 147H16V148H15ZM27 147H28V149H29L30 154H27V153H26V149H27ZM38 147H39V148H38ZM40 147H41V148H40ZM50 147H51V146H50ZM58 147H59V145H58ZM65 147H66V149H64ZM78 147H79V149H78ZM107 147H108V148H107ZM113 147L118 148V150H117L116 148H115V150H114ZM160 147H161V148H160ZM175 147H176V148H175ZM192 147H195L196 149H195V148H194V149H195L196 151L198 150V153H197L196 151H194V150H192V152H190V150H191ZM234 147H235V148H234ZM249 147H251L252 149H250ZM21 148H22V149H21ZM31 148H33V150H35V151H36V150L40 151V153H39V154H40L39 157L37 156L38 151H36V153H35V152L32 150V152H31V151H30ZM34 148H36V149H34ZM37 148H38V149H37ZM44 148L46 149V151H45ZM67 148L69 149L70 152H67V151H68ZM133 148H134V150H133ZM153 148L155 149V151H153V150H154ZM167 148H168V149H171L172 151H167ZM180 148H181V147H180ZM187 148H188V147H187ZM212 148H213V149H212ZM217 148H218V147H217ZM248 148H249V149H248ZM7 149H8V150H7ZM10 149H11V150H10ZM15 149H16V150H15ZM20 149H21V151H20ZM42 149H44V150H42ZM51 149H52V150H51ZM93 149H94V150H97V153L94 152V153H95L94 157L92 156V155H93ZM112 149H113V150L115 151V153H116V154H114V155L116 156V159H115V156H114V158H112V157H113V154H110L111 151H112ZM123 149H122V150H123ZM162 149L166 152V154H165L164 151H163L164 154L162 153ZM201 149H202L203 154H202V152H200ZM203 149H204V150H203ZM206 149H207L208 151L205 152ZM214 149H215V150H214ZM232 149H233V150H232ZM234 149H235V150H234ZM17 150H18V151H17ZM41 150H42V152H41ZM47 150H49V152H48ZM82 150H83V149H82ZM116 150H117V152H116ZM148 150H149L150 154L146 155L147 153H149ZM156 150H157V152H158V150H159L160 153H159V152H158V153H159L160 155L157 154ZM175 150H177V151H175ZM187 150H189L190 153L187 152ZM199 150H200V151H199ZM221 150L224 151V153H225L224 155H225V156H224L223 154L220 153V152H222ZM231 150H232V153H231ZM239 150H240V151H239ZM247 150H250V151H247ZM251 150H252V151H251ZM11 151H12V152H11ZM22 151H23V152H22ZM56 151H55V152H56ZM83 151H84V150H83ZM98 151H100V152H98ZM114 151H112V153H113ZM152 151L154 152V154H153ZM184 151H185V152H184ZM233 151L237 152L238 154L240 153V154H239V157H240L241 155H243V157H241V159H238L239 157H238L237 154H236L235 152H233ZM246 151H247V152H246ZM19 152H22V153H19ZM24 152H25V153H24ZM27 152H28V151H27ZM43 152H45L46 155H45V153H44V155H43V154H42ZM47 152H48L49 154H50V152H52V153H51L52 156L50 155V156H51V157H50L49 154H47ZM76 152H77V153H76ZM170 152H171V153H170ZM175 152H177V154H178V153H179V154H178V155H175V154H176ZM186 152H187V153H186ZM204 152H205L206 154H207L208 152H210V155L208 154V155L206 156V154H205ZM250 152H251V153H250ZM4 153H5V154H4ZM17 153H18V154H17ZM33 153H34V154H33ZM120 153H121V152H120ZM173 153H174V156H175V157L172 155ZM181 153H183V154L185 153V154L182 155ZM194 153H195V154H194ZM215 153H216V155L219 154V153H220L221 155L219 154V155L216 156V155H214ZM222 153H223V152H222ZM230 153H231V154H230ZM9 154H10V155H9ZM12 154H13L14 156H13ZM26 154H27V155H26ZM31 154H32V155H31ZM62 154H64V153H62ZM65 154H64V156H65ZM79 154H81L82 156H79ZM87 154H89V155L91 156V159H90L89 156H87ZM98 154H99V155H98ZM102 154L105 155V156H104V155L102 156V157L104 158V159L102 158L104 161L100 159V158H101L100 156H101ZM109 154L111 155V159H115V160H118V161H119V158H121V162L119 161L120 163H119V162H118V163L120 164V165H119V168L122 167V166L124 165V167H122V171H120V172L122 173V175L118 172V170H119V168H118V170H116L117 172L115 171L116 173H118V176H117V179H116L115 182H113V180H114L115 178H114V179L112 178L113 180L111 181V178H108V177H107V178H108V179H107V180H108V183H107V181H106V182L104 181V182H105L104 185H107V184H109V183H111V185H112V182H113V186H114V188H113V187H110V188H112L113 190H110V188H109V190H106V189H103V188L101 189V187H100V190H101V191L99 190V191H100V192L98 191L99 194L96 195V194H94V193H97V192H96V191L98 190V189H97V184H98V187L101 186V185H103V184H99V183H100V182H99V177L96 178L97 180L93 177V175H94V174H93V173H94V172H93V171H94V165H95V167H97V170H95V172L97 173V176L99 175L100 177H101V176L104 177V176H105V173L108 172L109 169L111 168V167H110V168L108 169L106 164L109 163V165L111 164L110 166H112V167H113V165H116V164H117V163H116L117 161L115 162V160H113V161H114L116 164H115L114 162H110L111 159L109 160V158H110V155H109ZM135 154H134V155H135ZM152 154H153V155H152ZM155 154H156V155H155ZM162 154H163L164 156H163ZM168 154H170V155H169V156H170L169 158H168V156H167ZM186 154H188V155L185 156ZM189 154H190V156H189ZM198 154H200V155L198 156V158L201 157L202 159H199V160H198V159L194 158V157H196ZM204 154H205V156H206L207 158H209L208 156H210V158H209L210 160H207V161H206V160H203V159L206 158V157L203 156ZM227 154H228V155L230 154V155L232 156V158H233V159H232V163L235 161L234 158L238 157V158H236V161H235L236 163L234 162V163H235V164H234V168H231V167H233V166H230L231 158H230V155L228 156ZM232 154H233L234 156H233ZM253 154H254V155H253ZM256 154H258L259 156L256 155ZM263 154H262V155H263ZM3 155H4V156H3ZM23 155H24V156H23ZM30 155H31V156H30ZM34 155H36L37 158H36V161L33 162V163H36V164H37V162H38V164H37L38 166H37L36 164H32L33 166L31 165L32 161H34V158H35V157H33ZM47 155H48V157H47ZM54 155H55V156L58 155L59 157H56V158H55ZM77 155H78V156H77ZM85 155H86L87 157H89L88 160H90V165L94 163V162L91 163V161H92L93 159H95V157H96V158L98 157V158L96 159L97 161L94 160V161H95V164L92 165L93 167H91V166L88 167V165H89V161L87 160V157H85ZM96 155H98V156H96ZM108 155H109V156H108ZM118 155H119V154H118ZM120 155H121V154H120ZM120 155H119V156H120ZM150 155H151V156H150ZM157 155H159L160 157L157 156ZM179 155H180V156H179ZM201 155H202L203 157H202ZM212 155H213L214 157H213ZM222 155L224 156V158H222ZM248 155H249V158H251V157H252V158L250 159L251 162H250L249 160H247V159H249V158H246V161H247V163H246L244 157H248ZM251 155H252V156H251ZM29 156H30V157H29ZM42 156H43V158H41ZM45 156H46V157H45ZM64 156H63V157H64ZM76 156H77V157H76ZM107 156H108L109 158H108ZM125 156H127L126 158H127L128 160H126ZM135 156H136V155H135ZM143 156H144L145 159H147L146 157H150V159L153 158V159H151V160H152L151 162H149L150 160H148V162L151 163V164H150V169H148L149 167L145 169L144 165L146 166V163L142 165L143 160H144ZM152 156H154V157H152ZM156 156H157V157H156ZM161 156H162V158H161ZM165 156H167V157H166V159H167V163H165V162L163 161V160L166 161V159L163 158V157H165ZM176 156H177V157H176ZM178 156H179V158L182 157L184 160H185V157L190 158V159H189V162H188V159L185 160L187 163H186V162H182V161H184L183 159H180L181 161H179ZM183 156H184V157H183ZM191 156H192V157H191ZM219 156H220L221 158H220ZM255 156H256V158L259 159L260 162L257 161L258 159H256ZM263 156H264V155H263ZM12 157H13V158H12ZM27 157H28V158H27ZM31 157H33V158H31ZM52 157H54V158H55L54 160H56L57 162H58L59 160H63V162H62V161H61V162L59 161L60 163H59V162L57 163V162L55 161V163L53 164V163H52V162H54L53 159L46 160V161H47V164L50 165V163H51V165H53V168H50V167H52V166H51V165H50V166L46 165V164H45V161H43L42 159L45 160V158H52ZM79 157H80V158H79ZM83 157H85V159H84ZM106 157H107V160H109V162L106 161ZM128 157H129V158H128ZM155 157H156V158H155ZM158 157H159V158H158ZM172 157H173L174 159H173ZM216 157H218V158H216ZM227 157L230 159V162H228L229 165L227 164V159H228ZM259 157H260V158H259ZM261 157H262V158H261ZM9 158H11V159H9ZM20 158H21V159H20ZM39 158H40V159H39ZM77 158H79V159H80L79 161L81 162V163H80L81 166L79 165L80 168L78 167L79 171L77 170L78 172H81L80 174H78L79 177L76 176V174H75V173H77L76 169H77V166H78V164H79V162L77 161ZM81 158H82V160L84 159L83 162H84L85 160H87V161L84 162L85 164L82 163ZM92 158H93V159H92ZM123 158H125V159H123ZM160 158H161V162L163 161L161 165L159 164ZM193 158H194L195 160L190 161V160L193 159ZM212 158H216V159H219V158H220V159H222V160H221L219 163H217L218 165L215 164L216 167H214L215 165H214L213 163H216V161L214 160L213 162H211ZM225 158H227V159H225ZM243 158H244V159H243ZM6 159H7V160H6ZM29 159H30V160H29ZM31 159H33V160H31ZM37 159H38V160H41L42 162H44V163H42V166L40 165L41 162H39ZM65 159H66V158H65ZM99 159H100V160H99ZM156 159H157L158 162L156 161ZM170 159H171L172 161H171ZM175 159H177V160H175ZM220 159H219V160H220ZM237 159H238V160H237ZM242 159H243L244 161H242ZM260 159H262V160H260ZM5 160H6V161H5ZM8 160H11V161H8ZM12 160H14L15 163H16L17 161H18V162L14 165V161H12ZM20 160H21V161H20ZM28 160H29V161H28ZM98 160H99L100 162H99ZM123 160H124V162H125L124 164H123V162H122ZM125 160H126V161H125ZM130 160H131V161H130ZM169 160H170V161H169ZM202 160H203V163H204V161H205L206 163L210 161V163H212V164H210V165H212V167L209 166V165L207 166L208 163H207V164L204 163L205 165H204L203 163H202L203 165L200 164V163L202 162ZM219 160H218V161H219ZM223 160H226V161H223ZM239 160H240L241 162L238 163L237 161H239ZM7 161L10 162L11 164H13V166L11 165L12 167H14L13 170L11 169L12 167H9V165L6 163ZM30 161H31V163H30ZM48 161H49L50 163H49ZM76 161L78 162V164H77V166L75 165L76 167H74L72 164L75 163ZM111 161H112V160H111ZM144 161H145V160H144ZM173 161L177 162V164H178L179 166H178L177 164L175 165L174 163H172L173 165H171V162H173ZM248 161H249V162H248ZM253 161H256V162H254V165H255V163L258 162V163L256 164L257 167H255L256 165H255V166L252 165V162H253ZM12 162H13V163H12ZM72 162H73V163H72ZM86 162H87V163H86ZM98 162H99V163H101V162L103 163V165L101 164V165H102V168H100V169L102 170L101 172H102V174H103L104 176H103L102 174L100 175L101 172H100V169H98L99 165L96 166V163L98 164ZM104 162H105V163H104ZM106 162H107V163H106ZM130 162H131V163H130ZM132 162H133L134 164H136V165H134ZM135 162H136V163H135ZM140 162H141V164H140ZM146 162H147V161H146ZM148 162H147V163H148ZM156 162H157V163H156ZM180 162H182L183 164H181ZM190 162H191V163L193 162V164L195 165V167H194V172H195V173L197 172L196 174H194V172L192 173V171H193L192 166H194V165L189 166V163H190ZM196 162H197V163H196ZM222 162H223V164L226 163V164H224V165H226V166H224L223 164H221ZM242 162H243L244 164H246V165H245L246 167H245V168H242L243 171H244V174H241L242 176L239 175L240 178L242 177L243 180L241 179L240 182H239V179H240V178H239V179H238V183H239V184H236L237 182H236V183H232V182H234V181H237V180H236L237 178H235V176H233V175H235V173L239 170L237 167H239V168L242 167V165H241ZM18 163H20V165H19ZM25 163H29L32 167H34V168H32V170L35 169V170L37 171V169H38V173H37V172H34V171L31 170L30 173H28V172L26 171V175H27V173H28L29 176H33L35 173L38 174V175H41V176H39L40 179L34 183V186H35V184L38 183V182H39V184L42 186V188H41L42 191L40 190V185H39V184H38L39 186H38L37 184H36V186H35V188L37 187V188H36V190H37V195L40 194V192H41V195H40V196H39V195L37 196V197H38L39 199H41V200H39V199L36 198V197H35V198H34V197L32 198V196H34V194L36 195V193H35V192H30V191H28V190H30V189H32V188H31L30 185L27 186V187L25 186V182H26V180H25V179H26L25 176L20 177V179H19V177H17L18 174L20 173L19 170H20V171H23V170H24ZM62 163H63V164H62ZM70 163H71V167L73 168L72 171H74V172H70V171L68 172L69 169L71 170ZM112 163H113V165H112ZM149 163H148V164H149ZM153 163H154V164H153ZM163 163H164V165H163ZM168 163H170V165H169ZM185 163H186V165H185ZM195 163L197 164V166H196ZM232 163H231V164H232ZM237 163H238V165H236ZM240 163H241V164H240ZM6 164H7L8 166H7ZM17 164H18V166H16ZM56 164H57V165H56ZM58 164H60V165H62V166L66 164V165H65L66 167L69 165V166H68L69 168L67 167L68 169H67V168H66L67 170L65 169V170H66V173H65V172L63 173V170H64V169H62V168H65V167H64V166H63V167L61 166V167H62V168H61L60 165L58 166ZM67 164H68V165H67ZM82 164H83V165H82ZM86 164H88V165L86 166ZM104 164H105V166H106V167H105L106 169H104V170L106 171L105 173H103V171H104V170H103V168H104ZM128 164H129L130 166H129ZM148 164H147V165H148ZM157 164H158V166H157ZM187 164H188L189 167H191V169H192L191 172H190L191 169H189L188 167H187V169H186ZM220 164H221V166L223 165L222 167H224V169H226L227 172H225L226 170H223L222 168H220ZM244 164H243V165H244ZM248 164H250V165H248ZM259 164L262 165V166H261L262 168L260 167ZM44 165H46V169L44 170L45 172L43 171V169H44V167H45ZM84 165H85V167H88V169L90 168V169H89V170H90V173L88 172L89 170L87 171V169H84L85 171L82 170V169H83L82 166H84ZM109 165H108V166H109ZM117 165H118V164H117ZM133 165H134V166H133ZM141 165H142V167H144L145 170L148 169L149 171H150L153 167H154V168H153V170H154V169L156 168L155 166H157V169L159 170L160 173L157 172L158 175H157V173H155V175H156V177H155V176H153V175H154V172L157 171V169L153 172V174L150 173V172H148V170H147L146 172H145V170H143L146 174L149 173V175L147 176L146 174L142 173V169H143V168H141ZM152 165H153V166H152ZM154 165H155V166H154ZM159 165H160V166H164V167L170 166L171 168H172V167H175L174 169L172 168V170H173L174 172H176V173H177L178 170L180 169L179 172H178L179 174H182L183 172H182V173H180V172L183 171L182 168H185V172H186V174H184L185 172L183 173L184 175L182 174V176H183L185 179H184L181 175H179V176H181L183 179H182L181 177H180V179H179L178 174H177L178 177L176 176L177 181H178V179H179V180H182V183H183V184H182L180 181L176 182V181L174 180V181L177 183V186H176V184H175L174 186H173V185H170V183H172L173 180L171 181L169 178L175 179V176H174V175H175L176 173H174L173 171H172V173H171V171H170V173H171L172 176H174V177H169V176H171V174H170V173H167V172H168L167 170H171V168H169V167L164 168L165 172H161V170H160L161 167H160ZM174 165H175V166H174ZM182 165H183V167H182ZM199 165H201V166H199ZM232 165H233V164H232ZM235 165H236L237 167H236ZM239 165H241V166H239ZM258 165H259V166H258ZM19 166H20V167H23V168H19ZM43 166H44V167H43ZM57 166H58V167H57ZM128 166H129V167H128ZM131 166H133V168H134V167L136 168V166H137V168H136L137 170H136V172H134L135 175H134V174L131 175L132 178L134 177L133 179H134V181H135V184H134L135 187H133V189H135L136 187H139L138 184L140 183V188H137V190L135 189L136 192H138V191L140 192V194L138 193L140 196H139L138 194H135L136 197L139 196V197H137V199H136V198H133V197L135 196V195L133 196V193H134L135 190H133V192H127L128 189H129V191H132V190H130V189H132V186H133L134 181H133V183H132V182L130 183L131 177H129L130 179H128V176H127L128 173H127L126 175H124V173L127 172V171H126V168H127V167L129 168L128 171L132 170V167H131ZM148 166H149V165H148ZM176 166H178V167H177V170H175V169H176ZM198 166H199V167H198ZM205 166H207V167H205ZM227 166H228V168H227ZM15 167H16V168H15ZM48 167H49L50 169H49ZM117 167H118V166H117ZM139 167H140V168H139ZM146 167H147V166H146ZM158 167H160V168H158ZM208 167H209V168H208ZM243 167H244V166H243ZM248 167H250V168L252 167V169H254L253 172H250V171H249V170L252 171V169H250V168H249V169H246V168H248ZM253 167H254V168H253ZM54 168H55V169L58 168L59 170L61 169L60 171H58V169H57V170H56V172H57L56 174H58V175H59V174H63V175L66 174V175H68V176L64 175L65 178H64L63 176L59 175L60 179H61V178H62V179L64 178V181H63L64 183H67V181H68L70 178L74 181V183H76V182L78 183L79 181H76V179H79V180H82V179H83V176H82L83 173H82V172H84V174H87V173H88V174H89V175L87 176L88 178H90L91 175H92V177H93V179L91 180V182L95 179V181H93V182L96 183V186H95L96 188L93 187L94 184H95V183H93V182H92L93 185L91 184V185H92V188L89 187V185H90L89 182H90V181H89V182H86V181H85L86 179H84V181H81V183H80V182L78 183V186H80V187H82V188L78 187L77 184H75V186H77L76 189H75V186L72 185V184H74V183H72L73 181H71V179L69 180V183H71V188H70V186H69L70 184H69L68 187H67V186H66L67 184H64V185H63V182H61V183H62V185H61V184H60V181H62V179L60 180L59 177H58V175L56 176L55 174H53V173H55V171H54L55 169H54ZM75 168H76V169H75ZM81 168H82V169H81ZM115 168H116V167L114 166V169H115ZM128 168H127V169H128ZM138 168H139V169H138ZM198 168H200V169L204 168V169H202V170H204V171L200 172L201 170H198ZM205 168H206V169H205ZM207 168H208L209 170L213 168L212 170H210L211 172L214 170V171L212 172L213 174H212L209 170H207ZM257 168H258L259 170H258ZM8 169H9V170H8ZM28 169H31V168H29V166H28ZM28 169H27V170H28ZM39 169H40V170L42 169V170H41V171H42L41 173H40ZM47 169H48V170H47ZM51 169H53V170H51ZM80 169H81V170H80ZM111 169H112V172H114L113 168H111ZM116 169H117V168H116ZM188 169H189V171H188ZM234 169L237 170V171H235ZM260 169H261V170H260ZM46 170H47V172H48V171H49V172L47 173ZM50 170H51V171H50ZM107 170H108V171H107ZM120 170H121V169H120ZM134 170H135V169H134ZM139 170H140V171H139ZM195 170H198L199 172H198V171H195ZM205 170H206V171H205ZM218 170H219V173H218ZM245 170H248V171H247L248 173L250 172L249 176L247 175V176L249 177V181H248V179H246V178H248L247 176H246V178H245V175H246L245 173H247ZM256 170H257V171H256ZM15 171H16V172H15ZM29 171H30V170H29ZM98 171L100 172L99 174H98ZM110 171H111V170H110ZM110 171H109V173L112 175V173H111ZM137 171H138V172H137ZM162 171H163V167H162ZM243 171H241V168H240V171H239V172L243 173ZM258 171H259L260 173H259ZM262 171H263V172H262ZM51 172H52V179H51ZM58 172H59V173H58ZM61 172H62V173H61ZM86 172H87V173H86ZM139 172H140V173H139ZM147 172H148V173H147ZM151 172H152V170H151ZM204 172H205V173H204ZM228 172L231 173L230 177H229V175L227 174ZM239 172H238V173H239ZM261 172H262L263 174H262ZM70 173H71V175H72V173H73V176H71ZM96 173H95V175H96ZM109 173H106V174H109ZM131 173H133V172H132V171L129 172L128 175H130ZM136 173H139V174H138V175L140 176L139 179L137 178L138 175H137ZM161 173H163L162 175H163L164 179L162 178V176H161L160 179H163V182H164V180H166V181L164 182V184H165L166 187L164 186V184H161L162 180H161V182H160V179L156 180V183H157V181H159L158 183H160V186H159V187H157V186L155 187V186H154V184H156V183L154 182V181H155V178H158V177H159V174H161ZM173 173H174V174H173ZM188 173H190L191 179H192V180L194 179V182H192L191 179H187L188 182L186 181V178L189 176ZM191 173H192V175H191ZM203 173L205 174V176H206L207 178H208V177H209V178L207 179V178L204 176ZM221 173H222L223 175H222ZM238 173H237V174H238ZM253 173H255V174H253ZM257 173H259V174H257ZM14 174H15L16 176H15ZM30 174H31V175H30ZM42 174H44V175H42ZM46 174L50 175L49 177H50V179L52 180V184H51V183H48L49 178H47L48 180L45 179L46 177H48ZM74 174H75V175H74ZM119 174H120V176H119ZM142 174H143V175H142ZM151 174H152V176L154 177V178L152 177V179L150 178V177H151V176H150ZM193 174L195 175V177L197 176L198 179H197V178H194V177H193ZM200 174L203 175V176L206 178V180H207L208 183H207V182H204L205 180H203V179H205V178H204L203 176H201ZM224 174H225L226 176L228 175V177H226V178H228V179H226V182L224 181L225 183H223V180H224L225 178H224V179L221 178L222 176L225 177ZM239 174H240V173H239ZM9 175H8V176H9ZM45 175H46V176H45ZM80 175L82 176L81 178H80ZM95 175H94V176H95ZM111 175H109V177H110ZM116 175H117V174H116ZM144 175H145V177L147 176L146 179L148 178L146 181H145ZM165 175H166V176H165ZM167 175H168L169 178L167 177ZM186 175H187V176H186ZM219 175H220V178H219ZM255 175H256V176H257V175H259V176L261 175L262 177H261V176H260V177L257 176V178H259L261 181H259V180L257 181V179H256L255 181H253V180L255 179V178H253ZM8 176H7V177H8ZM43 176H45V177H43ZM55 176H56V177H55ZM69 176H71V177L69 178ZM106 176H108V175H106ZM121 176H122V178H120ZM125 176H126L127 179L129 180V182L126 181V177H125ZM135 176H137V177H135ZM185 176H186V177H185ZM210 176H212V177H210ZM236 176H237V175H236ZM239 176H237V177H239ZM251 176H252V178H253V179L251 178V180L253 181L252 183H251V181H250V177H251ZM256 176H255V177H256ZM26 177H27V176H26ZM53 177H54V178H53ZM66 177H68V180H67V181H66V179H67ZM84 177H86V175H84ZM95 177H96V176H95ZM102 177H101V178H102ZM166 177H167V178H166ZM192 177H193V178H192ZM199 177H201L200 180H203V182H204V183H202V185L200 184L201 181L199 180ZM232 177H234L235 179L232 178ZM14 178L17 179V180H15ZM24 178H25V179H24ZM55 178H57V180H55ZM105 178H106V177H105ZM149 178H150L151 180H150ZM188 178H189V177H188ZM212 178H213V179H212ZM216 178H217V179H216ZM18 179H19V180H18ZM44 179H45L47 182H45ZM58 179H59V180H58ZM102 179L105 180L104 178H102ZM102 179H101V180H102ZM119 179H122V180H120V181H122V182L119 183V181H118ZM133 179H132V180H133ZM167 179H168V180H167ZM196 179H197V180H196ZM245 179H246L248 182H250L249 184H253V183L256 182V183H255L256 186L258 185V186H260V187L257 186L256 189H255V186H251V185L249 186V185L247 184L248 182L245 181ZM51 180H49V181L51 182ZM53 180H55L56 182H55V181L53 182ZM101 180H100V181H101ZM109 180H110L111 182H110ZM143 180H144V182H143ZM149 180H150V181H149ZM152 180H153L154 184H153V182H151ZM169 180H170V183L168 182ZM183 180H184V182H183ZM213 180H214V181H213ZM217 180H218V181H217ZM228 180H230V182H229ZM231 180H232V182H231ZM263 180H264V179H263ZM1 181H4V183H6L5 185L8 186V187H5L6 189L4 188V185H3L4 183L1 182ZM5 181H6V182H5ZM43 181H44V182H43ZM70 181H71V182H70ZM117 181H118V183H119L118 186H116V185L118 184ZM174 181H173V184L175 183ZM185 181H186V183H185ZM190 181L192 182V184L190 183ZM195 181H196V182H199V181H200V182H199L200 186H199L197 183H195ZM212 181H213V182H212ZM242 181H245V182H242ZM11 182H12V183H11ZM15 182H16V183H15ZM19 182H20V183H19ZM84 182H86V183H84ZM125 182H126V184H125ZM146 182H147V184L150 182L149 184H150V185L153 184V186H154V188H153L152 185H151V187L153 188V192L155 191V193H153L151 189L148 190V193L151 191V193H152V194L150 193L151 196H150L146 191L144 192V189L142 190V188L145 186V183H146ZM163 182H162V183H163ZM167 182H168L169 185H170L169 187L173 186V188L175 187V189L172 190V189H171L172 187L168 189V188H167V187H168V186H167ZM257 182H258V183H257ZM259 182H261V183L259 184ZM1 183H2V184H1ZM23 183H24V184H23ZM53 183H54V185H53ZM83 183H84L85 185L87 184V188H88V189L85 188L86 186H83V185H82ZM102 183H103V181H102ZM116 183H117V184H116ZM127 183H128V184H127ZM129 183H130V185H129ZM137 183H138V184H137ZM158 183H157V184H158ZM178 183H180V184H178ZM193 183H194V184H197V185H198V188H200L201 186H203V184H206V183H207V184H206L207 187H208L210 184H213V183H214L215 186H214V185H210V187H211V186H212V187L214 186L213 189H211L212 187H211V188L208 187V188H206V190H204V191L206 192L207 189H210V190H211V193H213L212 191H214V193H213V194H211V193L207 194V192H209V190H208L206 193H203V191H202L203 189H201L203 195H200L199 193H201V192H199L200 190L196 187V188H197L196 190H199V191H198L199 193L197 192L198 196H197V195H195L196 197L194 196V197L196 198L195 201H197V202H195L194 200L192 201V200H191V197L193 198V193H194V191H193V193H192L191 191H192L193 188H188V187H190V184H191V185H194ZM217 183H218V184H219V183H222V184H221L222 186H223L224 184H226L227 186H226L225 191L223 190L225 187L222 188L220 185H217ZM227 183H230L231 185H230V184H227ZM242 183H243V186H242ZM244 183H246V184L250 187V190L252 189V190L250 191V190L247 188V189L249 190V191H248L249 193H248V192H247V193H244V192H243V191H247V189H246V187H245L246 184L244 185ZM12 184H13V185H12ZM55 184H56L57 186H56ZM79 184H80V185H79ZM131 184H132V186H131ZM149 184H148L147 187H144V188H149ZM181 184H182V185H181ZM232 184H233V186H232ZM234 184L237 185V188H236V186L234 187ZM240 184H241V186H242L243 188L245 187V190L242 189V187L240 188ZM255 184H253V185H255ZM27 185H28V184H27ZM51 185L53 186V188H52ZM59 185H61V186H63V187L65 186L66 188H70V189H68L69 192H68V190L66 191V192H68V194H70V195H68L66 192H65V193H66V197H69V198H70V196H71V198H70L71 200H70L69 198H67V199L70 200V203H71L70 206L72 207V209L69 208L70 206L68 207L69 204H67V207H68V209H71V210H72V212H70V211H69V212H70L73 216H71L70 213L67 211V212L69 213V215H70V218H68V217H67L68 215H66V216H64V217H66V220H65V218L63 217V214H62V213H63L64 209L66 208V203H69V202H68L69 200L66 199V200L64 201V199H63L62 202H61L60 197H59V198L57 197V195H58V193H57L58 190H59V196H61L60 193H62V196H63V193H64L63 188H62L61 186H59ZM123 185H124V187H125L124 189H123ZM136 185H137V186H136ZM142 185H144V186H142ZM158 185H159V184H158ZM162 185L165 187V189L163 188ZM183 185H186V189H184L185 187H183L182 189H180V190H181V191H180L178 186L182 187ZM188 185H189V186H188ZM197 185H195V186H197ZM229 185L232 186V188H233V189H232V188L230 187V188H231V191L234 190V189H237L236 191H238V189H239V193H240V192L243 193V194H238V199H236V200H238V201H235V198H236L237 195L235 196V195L233 194L234 192H235V194H236L237 192H236V191H233V193H232V192L230 191ZM238 185H239V186H238ZM24 186H25L26 188H24ZM54 186L57 187V188H56V189H57V192H56V191H55V192H54V191H51V188H52V190H55V187H54ZM72 186L74 187V191L72 190ZM129 186H131V187L129 188ZM204 186H205V185H204ZM218 186H219V187H218ZM224 186H225V185H224ZM248 186H247V187H248ZM12 187H13V188H12ZM28 187H30V189H29ZM43 187H45V190H44ZM60 187L62 188V190L59 189ZM121 187H122V189L124 190L123 193H125V194L122 193V189H121ZM151 187H150V188H151ZM192 187H193V186H192ZM216 187H217V188H216ZM227 187H228V189H227ZM262 187H263V188H262ZM35 188H34V189H35ZM38 188H39V189H38ZM66 188H65V189H66ZM83 188H85V189H83ZM93 188H94V190L96 189L95 192L92 191ZM115 188H116V189H115ZM203 188H205V187H203ZM257 188H258V190H257ZM259 188H260V189H259ZM9 189H10V191H9ZM18 189H19V190H18ZM77 189H78V190L83 189L82 191L80 190V192H81L82 195H81L80 193H76L77 196H78L79 194L81 195V196L79 195L80 197H78V199L76 198L77 201H81V200L83 201V200H84V202L81 201V202L84 204V203H86V201H87V203H88V200H86L87 197H88L89 199H90V198L92 199V200H90L89 206H88V204L86 203L87 206H88V208H89L88 210L86 209V213L89 212V215H87V216H85L86 214H85V215L83 214V213H84L83 210H85L86 204H84V205L81 204V207L75 206V205L77 204V201H76V199H75V200H73V199H74L75 196H76L75 192L77 191ZM89 189H90V190H89ZM167 189H168V190H171V191L174 192V193H175L176 189H178V191L176 192V194L171 193L172 195H174V196H172V195L170 194L171 191L169 192ZM187 189H189V190L186 191ZM190 189H191V191H190ZM241 189H242V190H241ZM253 189H254V190H253ZM261 189H262V190H261ZM11 190H12V191H11ZM15 190H16L18 193H17ZM38 190H39V191H38ZM43 190H44L45 192H47V191L49 190V192L45 193ZM85 190H86V192L88 191V192L86 193L87 195H86V194H85V195L83 194ZM119 190H120V194H119ZM157 190H158L159 192H158ZM182 190H185V192H187V193L183 192V194H182ZM216 190L218 191V194H217L218 197H217V196L214 197V195H215V193H216ZM226 190H229V191H226ZM27 191H28L29 194L27 193V194H26V195H27V199H24V197H25L26 195H25V193H23V192H27ZM60 191H62V192H60ZM70 191H71V193H70ZM72 191H73V193H72ZM89 191H90V192L92 191V192L90 193ZM114 191H115V193H114ZM142 191L144 192V195H145V193H147V194L144 196V198H142V197H143V195H142L143 192H142ZM166 191H168L169 194H168V192H166ZM189 191H190L191 194H188ZM5 192H7V193H5ZM11 192H12V193H11ZM42 192H44V194H42ZM82 192H83V193H82ZM103 192H102V193H103ZM252 192H253V193L255 192V193L253 194ZM260 192L263 193V194H260ZM20 193H21L22 195H21ZM31 193H33V195H32ZM55 193H57V194L54 195ZM89 193L91 194L90 197L88 196ZM128 193H129V194H128ZM227 193H228V195H229V193H230V195H231L232 197H233V195L235 196V197H233L234 202L237 203V204H235V206L233 205L234 202L232 203V202L230 201V199H232V198H229V201H230L231 203H229V201L226 199L227 197H226L225 200H224L223 196H225ZM231 193H232L233 195H232ZM4 194H8V195H4ZM16 194H17V195H16ZM30 194H31L32 196H31ZM45 194H46V195H45ZM74 194H75V196H74ZM92 194H93V195H92ZM126 194H127V195H126ZM131 194H132V195H131ZM167 194H168V196H165V195H167ZM177 194L179 195L178 197H180V194H182L181 197L183 196V197L180 199V201H181L182 199H184V198H185V199H184L185 201H187V198L190 199V200H188V201H189L188 205L190 204V202L192 203V204H191L192 206L189 205V206H191L190 209H189L187 203H183L184 200L180 202L179 200H177V199L175 198V196H177ZM194 194H196V193H194ZM205 194H206V196L208 195L207 197H209V198H210L212 195H213V196L208 200L206 197H204ZM210 194H211V196H210ZM14 195H15V197H14ZM67 195H68V196H67ZM101 195H102V194H101ZM103 195H102V198L104 199V196H103ZM108 195H109V197H106V196H108ZM121 195H122V196H121ZM123 195L125 196V199H124ZM128 195H129L130 200L127 201V199H128L127 196H128ZM148 195H149V196H148ZM191 195H192V196H191ZM199 195H200L201 197H199ZM240 195H242V196H240ZM252 195H253V197H252ZM261 195H263V196H261ZM1 196H2V197H1ZM3 196H5L6 198L3 197ZM12 196H13V197H12ZM21 196H22L23 200L21 199ZM43 196H44V197H43ZM46 196H47V198H46ZM52 196H53V198L55 197V199H53ZM73 196H74V197H73ZM77 196H76V197H77ZM85 196H86V197H85ZM91 196H92V197H91ZM115 196H118V197H115ZM119 196L122 197L125 201H123L122 198H121V200H119V199H120ZM170 196H171V199H172V200L174 199V200H173L174 202H172V200L169 201V202H167V199L165 200V197L167 198V197H170ZM189 196H190V197H189ZM226 196H227V195H226ZM231 196H230V197H231ZM239 196H240V197H239ZM19 197H20V198H19ZM56 197H57V198H56ZM64 197H65V194H64L63 198H64ZM81 197H82V199H81ZM84 197H85V198H84ZM99 197H101V196H99ZM114 197H115V199H114ZM131 197L135 200V204H134V202H133L134 200L131 199ZM178 197H177V198H178ZM197 197H198V198H197ZM202 197H203V198H206V200L204 199V201H203ZM213 197L215 198L214 200H213ZM61 198H62V197H61ZM107 198H108V199H107ZM161 198H162V199H161ZM218 198H219V199L221 198L220 200L224 201V202L221 201V202H222V204L220 203L221 205H223V203H224L223 206H226V205H228V206H226V207H222V209H220V210H222V212H221V213L218 212V214H215V213H217L216 210H218V207L221 208V207H220L221 205L218 204V202H219V201H218V200H219ZM239 198H240V199H239ZM259 198H260V199H259ZM2 199H3V200H2ZM9 199H10V200H11V199H18V200H17V201L14 200L15 202H14V201H11V202H10ZM28 199H29V200L32 199V200L28 201ZM48 199H49V200H48ZM52 199H53V200H52ZM56 199H59V200L56 201ZM80 199H81V200H80ZM98 199H99V198H97L96 200H98ZM141 199L143 200V201H142L143 203H141ZM168 199H169V198H168ZM199 199H200V201H202V202H200V205H199V202H198ZM217 199H218V200H217ZM233 199H232V200H233ZM4 200H5V202H4ZM20 200H22V202H21ZM43 200H44V201H43ZM51 200H52L53 203L50 202ZM99 200L101 201V198H100ZM107 200H108V201H107ZM118 200L121 201V202H118ZM131 200H133V201H131ZM138 200H139V201H138ZM151 200H152V203H153V199H151ZM159 200H160V203L158 202ZM207 200L209 201V202H208L209 204H205V203H207V202H206ZM211 200H212V201H211ZM215 200H217L218 202L215 201ZM243 200H241V202H242ZM248 200H249V199H248ZM257 200L255 201L256 204H257V202H259V201H257ZM18 201H19V202H18ZM32 201L35 202V203H34L35 205H33V204L31 203ZM59 201H60V204L62 203V205H63V204L65 205V208H64V205H63V207H62L63 211H62V209H61V207H60V211H62L61 213H60V211H58V210H59V206H60ZM63 201H64V203H63ZM66 201H67V202H66ZM71 201H72V202H71ZM75 201H76V203H74ZM137 201H138V202H137ZM161 201H163V205H162V207H160V206H161V203H162ZM225 201H227V202H225ZM16 202H17V203H16ZM28 202H29V205H30V206L28 205ZM46 202H47V203H46ZM48 202H49V204H48ZM55 202H56L57 204H55ZM65 202H66V203H65ZM81 202H80V203H81ZM127 202H128V203H127ZM129 202H130L131 204H130ZM164 202H165L167 205H166ZM178 202H179V205H180L181 203L184 204V205H187V208H188L187 211L183 212L184 210H182V208L184 209V205H183L182 208H181V207L178 208V209H177V207L174 208V206H175L174 204H176V203H177L176 205L179 206V205H178ZM210 202H216L217 204H215V203H214V204H211ZM246 202H250V203L248 204V203H246ZM255 202H254V204H255ZM9 203H10V204H9ZM21 203H22V204H21ZM50 203H51L52 205H51ZM132 203L134 204V206H133ZM170 203H171V204H170ZM196 203H197L198 205H195ZM202 203H203V204H202ZM226 203H227V204H226ZM31 204H32V205H31ZM40 204H41V206H40ZM46 204H47V205H50V206H47ZM54 204H55V205H54ZM58 204H59V206H58ZM72 204H73V206H72ZM128 204H129V205H128ZM138 204H139V205H138ZM172 204H173L174 206H173ZM210 204H211L212 207H210ZM230 204H231V205H230ZM247 204H248V205H247ZM15 205H16V206H15ZM21 205H22V206H21ZM77 205H78V204H77ZM113 205H115V203H113ZM135 205H136L137 207H136ZM194 205H195V207H193ZM202 205H203V207H201ZM205 205H206V207H205ZM207 205H208V207H207ZM263 205H264V204H263ZM17 206H20V207L16 208ZM31 206L33 207V209L30 211L29 209L32 208ZM46 206H47V208H46ZM52 206H53V208H52ZM55 206H56V207H55ZM57 206H58V207H57ZM74 206H75V208L78 207V208H81V209H82V206H83L84 209L81 210V209H78V208H77L76 213H75V212H74L75 208H73ZM79 206H80V205H79ZM111 206H112V205H111ZM128 206H129V207H128ZM152 206H153V207H152ZM165 206H166V209H167V210L165 209ZM169 206H170V207H173V209H172L173 211H174V209H175L174 213H172V211L169 209V208H170ZM181 206H182V205H181ZM196 206H198V207H196ZM199 206H200L203 210H202ZM217 206H218V207H217ZM7 207H8V208H7ZM29 207H30V208H29ZM54 207L56 208V210H55L56 213H55V211H54V213H52ZM133 207L136 208V209H134ZM167 207H168V208H167ZM185 207H186V206H185ZM192 207L194 208L193 210H197V209L199 208V210H197V213H196V211L191 210ZM209 207H210L211 209H210ZM214 207H215V208H214ZM216 207H217V209H216ZM255 207H256V208H255ZM19 208H20L21 210H20ZM39 208H40V209H39ZM86 208H87V207H86ZM139 208H143L144 210L139 209ZM151 208H152V209H151ZM195 208H196V209H195ZM207 208H209L208 211H209V210L213 211L212 214H211L210 211H209L208 215L205 216L206 219H208V220L211 222L210 224L207 223V220H206V219H205L206 221H205L204 223L202 222V219L205 218V217H203V216L205 215V212H207V210H206ZM212 208H214V209H216V210H212ZM254 208L257 209V210H255ZM18 209H19V210H18ZM27 209H28V210H27ZM34 209H35V210H34ZM50 209H51V210H50ZM200 209H201V210H200ZM228 209H229V208H228ZM11 210H12V211H11ZM22 210H23V211H22ZM33 210H34V211H33ZM46 210H48V211L50 210V211H49L50 213H49L48 211H46ZM78 210H81V217H80V214H79L80 211H79V213H78ZM91 210H92V209H91ZM107 210H108V209H107ZM151 210H153V211H151ZM185 210H186V209H185ZM205 210H206V211H205ZM220 210H218V211H220ZM239 210H240V211H239ZM248 210H249V209H248ZM254 210H255V211H254ZM21 211H22V212H21ZM29 211H30V212H29ZM32 211H33V214H32ZM38 211H39V212H38ZM110 211H111V210H108V211H107L108 214L106 213V216L109 217V218L111 217L112 219L114 218L113 220H117V221H118V220H121L123 215H124V217L127 216L125 213H128V212H125V213L123 212V213H121L120 215L115 216V215H117V214H119V213H110ZM133 211H134V212H133ZM141 211H143V212H141ZM162 211H163V212H162ZM180 211H179V212H180ZM199 211L203 212V213H202V217H203V218H202L201 220H197L199 216H200V218H201V215H200ZM204 211H205V212H204ZM215 211H216V212H215ZM11 212H12L14 215H13ZM15 212H16V213H15ZM34 212H36V215L34 214ZM44 212H45V213H44ZM47 212H48L49 214H48ZM58 212L60 213L59 216L61 217V215H62V219L64 218L63 220H65V221H63V223H62L63 226H62V224H61V222H60L62 219L60 218L61 220L58 221V219H59V216H57V213H58ZM65 212H66V211H65ZM67 212H66V213H67ZM82 212H83V213H82ZM135 212H136V213H135ZM159 212H160V213H159ZM161 212H162V213H161ZM233 212H234V213H233ZM249 212H250V211H248V212L246 211L245 215H247ZM30 213H31V214H30ZM66 213H65V214H66ZM74 213H75V216H74ZM194 213H196L195 215H197V219H196ZM260 213H261V214H260ZM15 214H16V215H15ZM21 214H22V216H21ZM38 214L40 215V217H39ZM41 214H42V217H41ZM43 214H44V216H43ZM51 214H52V215H51ZM54 214H56L57 217H56V216H53ZM76 214H77V215H76ZM78 214H79V215H78ZM82 214H83V216H85V217H84L85 219H86V217H88V218L86 219V220H87V224H86V222H84V221H83V223H82V221H79V222L77 223L78 220L75 219V217L77 216L79 220H84V218H82V217H83ZM90 214H93V215L90 216ZM128 214H129V213H128ZM135 214H136V215H135ZM172 214H174V216H173ZM234 214H235V215H234ZM1 215H0V216H1ZM6 215H7L8 217H6ZM26 215H27V216H26ZM142 215H145V213L142 214ZM142 215H141V216H142ZM146 215L142 217L143 219L139 220V224H137L138 222H137L136 218H134V220H133V221H134V224H133L132 226H135L137 229H138V228H139V229H142V227L144 228V227H145L144 224H146V221L148 220V219L146 218ZM188 215H189V217H188ZM249 215H251L250 217H253V216H254V215H252V214H249ZM2 216H1L0 218H2ZM13 216H16V217H15V220H14V217H13ZM36 216H37V220L35 219ZM106 216H105V217H106ZM193 216H194V221H195V223H196V221H197V224H195V223L192 224V223H193ZM11 217H13V218H12L13 220H10ZM21 217H22V218H21ZM23 217H24V218H23ZM25 217H26V218H25ZM53 217H54V218H53ZM71 217H73L72 220H71ZM79 217H80V218H79ZM89 217H90L91 219H90ZM100 217H99V218H100ZM105 217H104V219H105ZM165 217L167 218V220L164 219V220H161V221L157 222V226H156L157 229L160 230L161 227H163V226H164V227H168L169 225H165V223L168 221L166 224H169V223L172 224V221L175 220V219H172V221L170 222V221H169V219H170V218H169V215H165ZM165 217H164V218H165ZM218 217H219V215L217 216V218H218ZM245 217H246V216H245ZM245 217L243 216V217H242L243 219H242L241 221H244V218H245ZM247 217H249V216L247 215ZM247 217H246V220L249 219L248 222H252V223L256 222V221L259 219V218H258V219L256 220V218H257L256 215H255V217H253V218H250V217L247 218ZM259 217H260V219H261L262 217L264 218V213H263V216H259ZM5 218H4V219H5ZM45 218H46L47 220H46ZM48 218H49L50 220H49ZM67 218L71 220L70 222H72V224H71L69 221H67ZM81 218H82V219H81ZM101 218H100V220H101ZM187 218H188V219H187ZM200 218H199V219H200ZM230 218H231V220H230ZM254 218H255V221L252 220V219H254ZM25 219H26V220H25ZM31 219H32V220L34 219L32 224L29 223V222L32 221ZM55 219H56V220H55ZM74 219H75V221H76V220H77V221L75 222ZM89 219H90V220H89ZM93 219H94V222H92V223H95V224L91 225V223H90L89 221H92ZM102 219H103V218H102ZM112 219H111V220H112ZM145 219H146V220H145ZM214 219H216V218H214ZM218 219H219V218H218ZM250 219H251V221H250ZM24 220H25V221H24ZM27 220H29V221H27ZM38 220H39V221H38ZM86 220H85V221H86ZM113 220H112V221H113ZM144 220H145V221H144ZM149 220H150V219H149ZM149 220H148V222H149ZM165 220H166V222H165ZM233 220H232V221H233ZM263 220H264V219H263ZM2 221H4V222H2ZM10 221H11V222H10ZM13 221H14V222H13ZM57 221L61 224V227H59V228L56 227V226L58 225V222H57ZM66 221H67V223L69 222L68 224H69L70 227H69V226L67 227V225H68L67 223H66L67 225L65 226L64 223H65ZM117 221H116V225H113L114 227L112 226L113 228L109 229L110 232H111L112 230H113V232H115L117 226L119 225V224H118L119 221H118V223H117ZM150 221H151V220H150ZM163 221H164V223H163ZM188 221H187V222H188ZM199 221H200V224H201L200 226H198V225H199V224H198ZM203 221H204V220H203ZM209 221H208V222H209ZM217 221H218V220H217ZM221 221H220V222H221ZM232 221H231V222H232ZM261 221H262V220H261ZM7 222L10 223V226H9V224H8ZM23 222H24L25 224H27V225L29 224V225H28V226L26 225V227H25V226H24L25 224H23ZM26 222H27V223H26ZM39 222H40L39 226L42 225V229L40 228L41 226H40V227L38 226V223H39ZM44 222H45L47 225H43V224H45ZM73 222H74V224L77 223V224L80 225V226H78V225H76V224L74 225ZM140 222H141V223H140ZM161 222H162L163 224H162V226L159 228V226L161 225V224H160ZM213 222H214V220H213ZM218 222H219V221H218ZM220 222H219V223H220ZM246 222H247V221H245V223H246ZM257 222H259V224L256 223L258 227H259L260 225H262L261 223H263V222L260 223V220H258ZM1 223H0V225H1ZM11 223H12V224H11ZM19 223H20V224H19ZM35 223H36V224H35ZM79 223H80V224H79ZM99 223H100V222H99ZM99 223H98V226H99ZM135 223H136V224H135ZM151 223H152V222H151ZM173 223H175V222H173ZM202 223H203V224H202ZM219 223L215 222V223H213L212 225L215 227V225L218 224L217 226H219ZM6 224H8V227H7ZM70 224L72 225L73 230L71 229V225H70ZM88 224H90L91 226H89ZM100 224H101V223H100ZM117 224H118V225H117ZM159 224H160V225H159ZM185 224H186V225H185ZM191 224L194 225V226L196 225V227L193 228V226H192ZM214 224H215V225H214ZM222 224L220 223V226H221V227H222ZM227 224H228V223H227ZM227 224H223L224 227L226 226V228H225L226 230H225V229L222 230L221 227L219 226V228L221 229V232L218 233L219 230H218V231L216 230V229H218L217 226H216V227H215V228H216V229H215L216 232H215V231L213 232V233L221 234V233H223L222 231H224V236H222L223 234H221L222 237H218V236H219L218 234H214V235H216V237H218V238H216V239H217L219 242L221 241L220 243H219L216 239H213L215 236L213 237V235H209V236H211V238H212L211 240H213V241L216 240V241L218 242V244H219V245H216V244H215V246H217V247H214V249H212V250H214V251L211 250V252H210V249L214 246V245L212 244L213 241L210 242V241H211L210 238L208 239V241H205V242H206V244H205V248L202 246V249H201V250H204V249L207 248V246L209 247L208 244H210V246L213 245L212 247L207 248V249H209V250L206 249V250H207V253H209V255L206 254V255H208V256H207V259H205V261H203L204 264H213V263L217 264L216 262H218V263L221 262V264H224L225 261H224L223 259H225V260L228 259L227 262H226L225 264H231V263L233 264V262L236 263V264H238L239 261H240V262H242V261H243V262H246V261L248 262V261H250V260H248L250 255H252V256L254 257V258H253V257L251 256L253 259H256V258H257L255 261L253 260L251 264H253V263H254V264H264V252H263L264 248H262V247H264V223H263V228L261 227L262 229L260 228V231H259V228H258L257 226H254V229H255V230H253V226H252V228H250V229L253 230V231L251 230L253 233L250 232V230L248 229V227H250L252 224L247 223L249 226L246 228V230L248 229L247 232H249V234L246 233V230H244L245 233L247 234L248 237L251 236V238H252V237H253V239L255 238V240L253 241V243H249V244H248V240H247L248 237H247V236H243V235H246L245 233H242V232H241V233L243 234V235H242L241 233H238V232H240V231H237V230H236V232H235V230H234V229H230V225L228 226ZM247 224H246V225H247ZM256 224L254 223V225H256ZM2 225H1V226H2ZM21 225H22V226H21ZM30 225H32V228L29 227ZM34 225H35V229H33V228H34ZM36 225H37V226H36ZM50 225H52V226H50ZM102 225H103V224H102ZM137 225H138V226H137ZM143 225H144V226H143ZM155 225H156V224H155ZM208 225H209V226H208ZM212 225H211V228H212ZM244 225H245V224H244ZM1 226H0V227H1ZM5 226H6V227H5ZM20 226H21L22 228H21ZM44 226H45V228H47V230L44 229ZM53 226H54V227H53ZM76 226H78L79 229H78V227H76ZM81 226H82L83 228H82ZM100 226H101V225H100ZM119 226H120V225H119ZM139 226H140V227H139ZM190 226H191V227H190ZM227 226H228V227H227ZM38 227L41 229V233H42L43 235H42L41 233H40V235H39V234H36V233H38L39 230H40ZM51 227H53V228H51ZM55 227L57 228V230H59L60 228L62 229V234H61L60 236H59V234H60V232H61V229H60V232L58 231V233H57V230H55L56 234H55V232H54V234L52 235L53 230H54ZM62 227H63V228H62ZM91 227H94V230L91 229ZM156 227H155V228H156ZM189 227H190V228H189ZM224 227H222V228H224ZM245 227H246V226H245ZM255 227H256V228H255ZM25 228H27V229H25ZM28 228H29V229H28ZM64 228H65V229H66V228H69L68 232H67V230H65ZM75 228H76V229H75ZM95 228H96V230H95ZM102 228H103V226L101 227V229H102ZM119 228H120V227H119ZM119 228H117V230H119ZM121 228H122V227H121ZM181 228H183V229H181ZM184 228H185V229H184ZM188 228H189L190 230H188ZM38 229H39V230H38ZM50 229H52V231H50ZM70 229H71V230H70ZM77 229H78L79 232L76 231V233L72 234V237L69 236V233H70V235H71V233H72V232H75L74 230H77ZM82 229H83V230L85 229L86 231H82ZM101 229H100V230H101ZM114 229H115V230H114ZM163 229H164V228H163ZM236 229H237V228H236ZM242 229H245V228L243 227ZM256 229H258V230H257L258 235H256L257 233H255ZM0 230H2V228H1ZM8 230H9V231H8ZM34 230H36V231L34 232ZM44 230H45L46 232H44ZM48 230L50 231V234L48 233V232H49ZM64 230H65V231H64ZM80 230L82 231V233L84 232L83 235H85L87 231H88V232H87V234H86L84 237H83V236L81 237L80 235H82V233H81ZM117 230H116V232H117ZM185 230H186V231H185ZM229 230H230V231H229ZM231 230H232V231L234 230L233 233H234L235 237H237L239 234H241V236H242V237L239 236V237L237 238L238 240H237L236 238H234V239H230V240H234V241L237 240V241H235V243H234V241L231 242L232 244L229 243V242H230V240H229V236H228L227 240L225 239V238L227 237L226 235H228L227 232L229 231L228 233H230ZM239 230H241V229H239ZM29 231H30V232H29ZM37 231H38V232H37ZM63 231H64V233H65V232L67 233V234L65 233L66 236H64ZM71 231H72V232H71ZM103 231H104V230H103ZM134 231H137V230L135 229ZM140 231H141V230H140ZM195 231H197V228H196ZM205 231H206V233H204ZM244 231H243V232H244ZM1 232H2V231H1ZM8 232H9L11 235H10ZM116 232H115V233H116ZM186 232H190L191 235H190V233H188L190 236H187L188 234L186 235ZM198 232H199V228H198ZM198 232H197V233H198ZM34 233H35V234H34ZM80 233H81V234H80ZM89 233L91 234V235H89V236H92V237H90V238L88 237V234H89ZM94 233H97L96 236H94V235H95ZM138 233H139V232H138ZM179 233H180V234H179ZM181 233H182V234H181ZM193 233H194V235H193ZM235 233H238V234H235ZM18 234H19L20 236H19ZM46 234L50 235V237H49L48 235H46ZM75 234H76V235L78 234V235H77L78 238H76ZM136 234H137V233H136ZM139 234H140V233H139ZM199 234H200V233H199ZM37 235H39V237H38ZM44 235L46 236L45 238H44ZM57 235H58V236H57ZM62 235H63V236H62ZM185 235H186L187 237H186ZM217 235H218V236H217ZM232 235H233V234H230V236H232ZM234 235H233V236H234ZM236 235H237V236H236ZM253 235L256 236L257 238L254 237ZM10 236H11V237H10ZM22 236H23V237H22ZM40 236L43 238L44 241L41 240L42 238H41ZM54 236H55V238H53ZM74 236H75V238L73 239L74 241H75V239H76V240H77V239L79 240V241L77 240L78 243H77V242H74V243H76L75 245L78 244L79 249L82 248L81 246H83V244H84V246H85V244L88 242V243H87L88 245L86 244V246H87L86 250L84 249V248H85L84 246H83V250H84V251H82V249H80V251L84 252V254H82V252H78L79 250H78V247H77V246H75V247L77 248V251H75L76 248L73 247V246H74L73 243L70 244L71 242H68V240H66V238L68 239V238L70 237L71 240H69V241H72V238H73ZM86 236H87L89 239H87ZM93 236H94V237H93ZM135 236H136V235H135V232H134L133 235H132V237H130V239L128 240V243H125V244H124V246H123V251L121 250V248H119L118 251H117V246H118L117 244H116V247L113 245L115 248H114V247H111V246H110V249L108 248V249L110 250L109 255L111 254V251H112L113 253L115 252L117 255H119V256H115V257H117V258H115V257H114V254H112V255H113L112 261H113V262H112V261H108V264H110V262H112V264L115 263L114 260H116V259L119 260V261H120V259H122V260H124V263H125V261H127V263H125V264H130V262L133 261V260H130L132 256H129V253L124 249V247H125V246H126V247H129V246L131 245V242L133 243V241H134L135 239H137V238H135ZM171 236H172V235H170L169 237L166 236V239L169 238V239L171 240V238L173 237V236H172V237H171ZM209 236H207V237H209ZM2 237H3V239H2ZM57 237H60V241H61L60 243H58V242H59V238L57 239ZM63 237H64L65 240H66V244H67L66 246H65V240H64L63 243H62ZM80 237H81V238H80ZM201 237H202V236H200V238H201ZM203 237H202V238H203ZM240 237H241V238H240ZM4 238H5V239H4ZM20 238H21V239H20ZM37 238H38V239H37ZM47 238H49V240H48ZM61 238H62V239H61ZM84 238H85V239H84ZM185 238H186V239H185ZM192 238H191V240H192ZM194 238H195V239H194ZM198 238H199V237H197V240H195V241H193V242H192L191 240H189V241H191L192 243H195V242L197 243V241H198V243H199V242L202 243V240L200 241V238H199V239H198ZM202 238H201V239H202ZM219 238H220V239L223 238V239L220 240ZM230 238H231V237H230ZM232 238H233V237H232ZM239 238H240V239H239ZM249 238H250V237H249ZM251 238H250V239H251ZM39 239H40V240H39ZM46 239H47L48 242L46 241ZM80 239H84V241H85V240H86V241L89 240V241H87V242L85 241V243H84L83 241H81V242H83V244H82L81 246H79V244H81ZM90 239H91V240L93 239V240L91 241ZM166 239H164L163 241H165V243H167V244H170L172 240L170 241L169 239H167V240H168V242H167ZM242 239L245 240V241H243ZM250 239H249V242H252V241H251L252 239H251V240H250ZM11 240H12V241H11ZM24 240H25V241H24ZM28 240H29L31 246H28V244H29ZM50 240H51L52 243L50 242ZM56 240H58V241H56ZM180 240H181V241H180ZM209 240H210V241H209ZM224 240H225V241H224ZM240 240H242V241H241L242 244H243V242H246V241H247V243H244V245H242L241 243H239ZM22 241H23V242H22ZM38 241H40V242H38ZM42 241H43V242H42ZM53 241H55V242H53ZM187 241H188V240H186L185 242H187ZM6 242H8L10 246H8V243L6 244ZM31 242H32V243H31ZM45 242H46V243H45ZM72 242H73V241H72ZM90 242H91V243H90ZM95 242H96L97 244H96ZM208 242H210V243H208ZM217 242H216V243H217ZM225 242H226V243H225ZM227 242H228V243H227ZM11 243H12V244H11ZM38 243H39V244H38ZM43 243H44V245H43ZM49 243H51V244H49ZM189 243H190V242H189ZM192 243H191V244H192ZM198 243H197V244H198ZM201 243H199V245H197V244L195 245L197 250H198V248H200ZM214 243H215V242H214ZM222 243H223V245H224V243H225V244H231L232 246L229 245L230 248H231V249H232V248H233V249L235 248V250H232L233 252L230 251V252H229L230 254H229V253L226 252V251H229V250H231V249L229 248L228 245H227V246L224 245V248L227 247L226 249L222 248V247H223V246H222ZM45 244H46V245H45ZM54 244H55V245H54ZM57 244H58V246H57ZM68 244H70V246H72L74 250H72V248H70V246H69ZM90 244H92L91 247H89ZM127 244H129V245H127ZM191 244H189V245H191ZM203 244H204V242L202 243V245H203ZM237 244H238V245H237ZM240 244H241V245H240ZM246 244H248L247 247H245ZM5 245H6V246H5ZM49 245H50V246H49ZM63 245L65 246V248L63 247ZM94 245H95V246H94ZM97 245H98V246H97ZM183 245H186V247L189 246L188 243H187V244H183ZM183 245L180 246V247H183V249H186V250H187V251H186L187 253L189 252V253L195 254L194 252L190 251V250H193V248H191L190 246H189L190 248H189V247L185 248ZM193 245H194V244H193ZM235 245H236L237 247L239 246V248H236ZM32 246H33V247H32ZM39 246H40V247H39ZM42 246H43L44 248H45L46 246H49V247H46V248H45V249H47V252H46V250H45ZM53 246H55V247L53 248ZM61 246H62L63 248H61ZM67 246H69V249H68ZM191 246H192V245H191ZM195 246H193V247L195 248ZM242 246H243V247H242ZM6 247H7V248H6ZM21 247H22V248H21ZM25 247H26V248H25ZM27 247H28V248H27ZM38 247H39V248H38ZM66 247H67L68 251H69V250H71V251H69V252L66 251V250H67ZM241 247H242V250L247 248L245 251L248 250L249 252L247 251V252H248V253H247V252H245L244 250H243V252H242V250H241V251L239 250V252H237L238 249H241ZM244 247H245V248H244ZM256 247H257V248H256ZM258 247H259V249H261L262 251L259 250ZM40 248H41V249L43 248V249L41 250ZM57 248H58V249H57ZM90 248H92V249H90ZM102 248H103V247H102ZM102 248H101V249H102ZM111 248H114V250H113V249L111 250ZM215 248H217V249L215 250ZM219 248H220V249H219ZM255 248L258 249V251H260V252H258ZM1 249H2V250H1ZM5 249H6V250H5ZM8 249H9V250H8ZM11 249H12V250H11ZM24 249H25V250H24ZM28 249H29V250H28ZM37 249H38V251H37ZM62 249H63V251H61ZM126 249H127V248H126ZM183 249L181 248V250H183ZM222 249H224V251H225V253H226L227 255H225L224 252H221V253H220V254H221V258H217V259L215 260V259L213 258V257L215 256L214 254H215L216 252H220L219 250H222ZM228 249H229V250H228ZM20 250H22V251L20 252ZM43 250H44V251H43ZM50 250H51V251H50ZM56 250H59V254H58V251H56ZM88 250H91V252L89 251V252H90V253H89ZM103 250H104V249H102L101 252H102ZM120 250L122 251V254H123V252H124V254H125V252H126L125 257H123L124 254H123V255L121 254V256H120V253H121ZM124 250H125V251H124ZM199 250H200V249H199ZM252 250L257 251L258 254L260 253V255H257V254H255V255H257V256L253 255L252 252H255V251H252ZM3 251H4V252H3ZM7 251H8V252H7ZM31 251H33V252H31ZM55 251H56V252H55ZM96 251H97V250H96ZM107 251H108V250H107ZM107 251H105V252H107ZM116 251H117V252H116ZM119 251H120V252H119ZM177 251H179V247L177 248ZM184 251H185V250H184ZM194 251H195V250H194ZM250 251H251V253H250ZM6 252H7V254H6ZM9 252H10V253H9ZM27 252L29 253V255H28ZM30 252H31V253H30ZM42 252H44V253H42ZM52 252H54V253H52ZM66 252H67V253H66ZM70 252H71V254L69 255ZM75 252H76V253L78 252L77 254L80 253V254L78 255L79 257L75 254V256H77V259H76V257L74 256V253H75ZM105 252L103 251V253L106 255L109 251H108L107 253H105ZM182 252H183V251H179V254L182 255V254H181ZM186 252H183V255H184ZM199 252L201 253L202 251H198V254H199ZM203 252H204V253H203ZM203 252H202V254L205 255L206 252H205V251H203ZM235 252H237V253L239 254V256H238L237 253H236L237 255L234 254ZM257 252H255V253H257ZM261 252H262V253H261ZM22 253L25 255L26 260H24L25 258L22 257V256H24ZM34 253H35V254H34ZM45 253L47 254V257H46V254H45ZM48 253H49V255H48ZM61 253H62V255H61ZM64 253H65V254H64ZM91 253H92V255H91ZM118 253H119V254H118ZM187 253H186V255H187ZM189 253H188V255H189ZM210 253H211V254H210ZM222 253H223L224 255H223ZM244 253H245V254H244ZM246 253H247V254H250V255H249V256H246L247 260L245 261L246 258L244 259V257H245V255H247ZM26 254H27V256H26ZM52 254H53V256H52ZM87 254H86V255H87ZM177 254H178V252H176V254H175L176 257H177V259H178V257H179L178 255H179V254H178V255H177ZM192 254H191V256H192ZM196 254H197V253H196ZM202 254H201V255H202ZM217 254H219V253H216V255H217ZM241 254H244V256H243V255L241 256ZM6 255H7V256H6ZM21 255H22V256H21ZM56 255H57V256H56ZM58 255H59V256H58ZM72 255H73V257H75V258L70 257V256H72ZM82 255H83V256H82ZM89 255H88V256H89ZM109 255H106L107 257H103V256H102V257H103V259L106 258V261H107V260H110V258L112 257V255H111V257L109 258ZM186 255H185V256H186ZM201 255H200V256H201ZM206 255H205V258H206ZM213 255H214V256H213ZM222 255H223V258H222ZM231 255H232V259H230V256H231ZM233 255H234V257H233ZM15 256H16V257H15ZM20 256H21L22 258H24V259L22 260L21 258H19ZM48 256H50V257H48ZM81 256H82V258H81V261H80V257H81ZM88 256H86V259H85V260H87V257H88ZM96 256H97V255H96ZM193 256H196V257L198 258V260L200 259V258H199L200 256H197V255H193ZM202 256H203V255H202ZM225 256L228 257V258H226ZM259 256H260V257H259ZM5 257H6V258H5ZM9 257H10V258H9ZM45 257H46V258H45ZM56 257H58V258H56ZM120 257H121V258H120ZM134 257H135V256H133L132 259H134ZM176 257H175V258H176ZM186 257H187V256H186ZM189 257H190V256H189ZM203 257H204V256H203ZM203 257H201V260H203V259H202ZM211 257H212L214 260H213ZM215 257H216V256H215ZM217 257H218V256H217ZM251 257H250V259H252ZM255 257H256V258H255ZM4 258H5V259H4ZM13 258H14V259H13ZM36 258H37V259H36ZM42 258H43V259H42ZM44 258H45V259H44ZM59 258H60V259H59ZM71 258H72V259H71ZM118 258H120V259H118ZM129 258H130V259H129ZM179 258H182V256H180ZM183 258H184V257H183ZM183 258H182V260H183ZM191 258H193V257H191ZM197 258H196V259H197ZM210 258H211V260L209 261ZM233 258H235L236 261H234ZM240 258H242V260H240ZM18 259H19V260H22V261L20 262ZM48 259H49V260H48ZM52 259H53V261H52ZM69 259H71V260H69ZM78 259H79V260H78ZM82 259H83V260H82ZM135 259H137V261H138V258H135ZM135 259H134V260H135ZM196 259H195V260H196ZM243 259H244V260H243ZM37 260H38V261H37ZM46 260H47V261H46ZM57 260H58V261H57ZM62 260H63V261H62ZM89 260H87V261H88L87 263H89ZM92 260H94V261H96V262H94V261H92ZM99 260H101V262L103 261V260L100 259V258H99ZM117 260H116V263L118 264L119 261H117ZM122 260H121L122 263L119 262V264H124ZM178 260H179V259H178ZM180 260H181V259H180ZM212 260H213V262H212ZM217 260H220V262L217 261ZM222 260H223L224 263H222ZM16 261H17V262H16ZM23 261H24V262H23ZM60 261H61V262H60ZM78 261H79V262H78ZM106 261H105V263H106ZM191 261H192V259H191ZM214 261H216V262H214ZM230 261H231V263H230ZM15 262H16V263H15ZM30 262H31V258H30V261H28V264H30ZM99 262H100V261H99ZM103 262H104V261H103ZM196 262H197V261H196ZM198 262H201V261H198ZM198 262H197V264H199ZM203 262H202V263H203ZM209 262H212V263H209ZM237 262H238V263H237ZM247 262H246L245 264H247ZM76 263H75V264H76ZM82 263H83V262H82ZM87 263H85V264H87ZM92 263H91V264H92ZM105 263H103V264H105ZM116 263H115V264H116ZM248 263L250 264V262H248ZM83 264H84V263H83ZM100 264H101V263H100ZM133 264H134V263H133ZM135 264H136V261H135ZM240 264H241V263H240ZM242 264H243V263H242Z\"/></svg>", "mask_w": 264, "mask_h": 264}, {"label": "bare ground", "instance_id": "6f19581e", "mask_svg": "<svg viewBox=\"0 0 264 264\" xmlns=\"http://www.w3.org/2000/svg\"><path fill=\"white\" fill-rule=\"evenodd\" d=\"M64 1H65V0H64ZM64 1H62V0H0V14L4 13V16H6V17L8 18V19H7L8 25H7V26L5 25V24H7V22H6L5 24H4V22H3V24H4L3 26H4V27L6 26V28L9 26L8 29L12 28V29H15V30H16V31L13 30V31H14V33H13V32H12V29L8 30V29L5 28L6 31H4V32H9V33H7V36H3V37H4V38L2 39L3 41L1 40V43H5V42L7 43L6 45H3L2 51H3L4 48H6V49H4V50H7V49L9 48V44L12 43V42L8 41V40H10V38H9L10 36L8 35V34H10V33H12V36H11V37H13V36L15 37V35H13V34H15V33H17V34L19 35L20 31H23V32H24L25 30H26V31H29V30H30V34H31L32 36L35 37V41L38 40V39H36V38H37V37H36V36H37V34H36L37 32H35V33H32V32H34V31H36V30H37V31H42V30L49 31L50 29H52L53 31H52V30H50V31H52V33L54 32V33H53V35H54V34L56 33L54 30H57L59 26H63L64 24H62V25H59V24H58L59 26L56 28L57 25H55V24L53 23V21L56 20V19H57V20L59 19V21H57V23H58V22H61V21H60V16H61V15L64 16L63 14L66 13L67 11H69V9H70V11L72 10L70 7H71L73 4H71V3H72L73 1H75V0H73L72 2L70 1L69 3H68V0H66V1H65V2H66L65 5H64V3H63ZM90 1H91V0H90ZM182 1H184V0H182ZM204 1H205V0H204ZM237 1H238V0H237ZM80 2H81V0H80ZM91 2H92V1H91ZM186 2H187V1H186ZM191 2H193V3H192L193 5H195V3H196V2L194 3V0H191ZM191 2H189V3H191ZM212 2H213V0H212ZM214 2H215V4H216L217 1L215 0ZM244 2H245V1H244ZM62 3H63V5H62ZM67 3H68L69 5L71 4L70 7H67V5H68ZM73 3H74V2H73ZM75 3H76V2H75ZM87 3H88V2H87ZM183 3H184V2H183ZM209 3H210V2H209ZM218 3H219V2H218ZM261 3H262V2H261ZM84 4L86 5V2L83 3V1H82L81 5H82L83 7H85ZM201 4H203V3H201ZM212 4H213V3H212ZM215 4H214L213 6H215ZM221 4H222V3H220V5H221ZM229 4H230V3H229ZM229 4H228V5H229ZM239 4H240V3H239ZM257 4H258V3H257ZM263 4H264V3H263ZM69 5H68V6H69ZM79 5H80V3H79ZM166 5H167V9L169 10L168 4H166ZM166 5H165V7H166ZM169 5H170V4H169ZM172 5H173V4H172ZM190 5H191V4H190ZM220 5H219V6H220ZM225 5H226V4H225ZM249 5H250V4H249ZM258 5H259V4H258ZM258 5H256V6H258ZM65 6H66V7H65ZM74 6H75V5H74ZM76 6H77V5H76ZM87 6H88V4H87ZM129 6H131V5H129ZM139 6H140V7H139ZM173 6H175V5H173ZM191 6H192V5H191ZM202 6H203V5H202ZM202 6H201V7H202ZM229 6L231 7V5H229ZM256 6H254V7H256ZM93 7H95V6H93ZM96 7H98V8H97V12H98V9L100 10V7H99V6H96ZM96 7H95V8H96ZM135 7H136V8H134V11H135V9H136V11H139L138 7H139L140 9H145V8H141V7H144V5H142V6H141V5H137V6L135 5ZM163 7H164V6H163ZM163 7H161L163 10H161V8H160L159 11H160V13L163 11L162 13H163L164 17H163V15H162L161 19L164 18V20L162 19V20H160V21H165L164 23L166 24L167 20H166L165 18H167V17H165V14H164V13L167 12V11H165L166 8H165V7L163 8ZM196 7H198V3H197V5H196ZM225 7H226V6H225ZM240 7H241V6H240ZM243 7H245V6H243ZM68 8H69V9H68ZM72 8L74 9L75 7H72ZM77 8H78V7H77ZM77 8H76V9H77ZM81 8H82V7H81ZM85 8H87V7H85ZM89 8H90V6H89ZM89 8H88V9H89ZM146 8H147V7H146ZM172 8H173V7H172ZM185 8H186V6H185ZM199 8H200V7H198L197 9H199ZM212 8H213V7H212ZM215 8H217L218 10L220 9V7L218 8V7H216V6H215ZM82 9H84V8H82ZM117 9H118V7H117ZM127 9H129V8H127ZM131 9H132V8H131ZM137 9H138V10H137ZM164 9H165V10H164ZM189 9H190V7H189ZM189 9H188V10H189ZM192 9L194 10L195 8L192 7ZM192 9H191V10H192ZM209 9H210V8H209ZM246 9H247V8H246ZM66 10H67V11H66ZM74 10H75V9H74ZM74 10H73V11H74ZM85 10H86V9H85ZM85 10H82V11H85ZM101 10H103V9H101ZM101 10H100V11H101ZM119 10H120V8H119ZM170 10H171V9H170ZM188 10H187V11H188ZM221 10H222V8H221ZM221 10H220V11H221ZM249 10H250V9H249ZM252 10H253V9H252ZM73 11H71L72 14L75 12V11H74V12H73ZM91 11H92L93 14H96V13H97L96 11H95V12H96V13H95L94 10H91ZM107 11H108V10L103 11L102 14H101V17H103L104 14H105V12L107 13ZM128 11L131 12L130 9H129ZM128 11H127V17H129V16L132 17L133 14H134L133 9H132L133 14H132V12H131L132 15H131L130 13H129V14H130V15H129V14H128ZM136 11H135V12H136ZM140 11H142V10H140ZM198 11H199V10H198ZM211 11H212V10H211ZM222 11H224V10H222ZM231 11H232V10H231ZM71 12H67V13H71ZM87 12H89V11H87ZM157 12H158V11H157ZM157 12H156V13H157ZM184 12H185V11H184ZM195 12H196V9H195ZM202 12H203V11H202ZM204 12H205V10H204ZM206 12H207V13H205V14L208 15L209 12H208V11H206ZM244 12H245V11H244ZM247 12H248V11H247ZM67 13H66V14H67ZM98 13H99V12H98ZM100 13H101V12H100ZM103 13H104V14H103ZM136 13H137V12H136ZM144 13H145V12H144ZM158 13H159V12H158ZM162 13H161V14H162ZM169 13H170V12H169ZM169 13H167V14L169 15ZM179 13H180V12H179ZM189 13H190V10H189V12H187V15H188ZM198 13H199V12H198ZM213 13L215 14V11H213ZM213 13H212V14H213ZM217 13H218V12L216 11V14H217ZM225 13H227V12H225ZM229 13H230V12H229ZM232 13H233V12H232ZM6 14H7V15H6ZM66 14H65V15H66ZM75 14H76V13H75ZM75 14H74V15H75ZM80 14H85L84 16H87L88 13H86V12H85V13L81 12ZM107 14H108V13H107ZM107 14H106V15H107ZM145 14H146V15H149V13H148V14L145 13ZM161 14H160V15H161ZM167 14H166V15H167ZM171 14L173 15L174 13H170V15H169V16L172 17ZM230 14H231V13H230ZM78 15H79V14H78ZM96 15H97V14H96ZM102 15H103V16H102ZM106 15H105V16H106ZM177 15H178V16H177ZM177 15H174V18H175V16H176V18H178V17H179V14H177ZM181 15L183 16L184 14H181V13H180V16H181ZM195 15H196V13H195ZM195 15H194V16H195ZM201 15H202V14H201ZM201 15H200V16H201ZM203 15H204V14H203ZM223 15H224V14H223ZM223 15H222V16H223ZM233 15H234V14H233ZM67 16H69V14H67L64 18H65V21L67 22L66 24L68 25V19H69V17L72 19L71 16H73V15L69 16L68 18H67ZM81 16H82V15H81ZM84 16H83V17H84ZM94 16H95V15H94ZM182 16H181V17H182ZM192 16H193V15H192ZM212 16H213V15H211V17H212ZM215 16H217V15H215ZM254 16H255V15H254ZM48 17H49V18H48ZM56 17H57V18H56ZM78 17H79V16H78ZM83 17H81V18H83ZM89 17H90V16H87V20H86L85 23L88 22V18H89ZM91 17H92V16H91ZM95 17H96V18H95ZM95 17H94V19H96V21L93 20L92 23H94V21H95V24H96V25H97L98 23L102 22V19H104V20L107 19V18H99L100 15H99V17H98V15L95 16ZM183 17H184V16H183ZM183 17H182V19H181V18H178L177 20H179V21L185 20V19H183ZM196 17H197V16H196ZM207 17H208V16H207ZM207 17H206V18H207ZM224 17H225V16H224ZM236 17H237V16H236ZM236 17H235V18H236ZM3 18H4V17H3ZM50 18H51V21H50ZM66 18H67V20H66ZM74 18H76V16H75V17L73 16V19H72V20H73V23H74V21H76V20H77L76 22L78 23V19H79V18H78V19H74ZM168 18H170V17H168ZM185 18H186V15H185ZM190 18H191V16H190ZM62 19H63V18H62ZM89 19H91V18H89ZM98 19H99V21H97ZM172 19H173V18H172ZM191 19H193V18H191ZM197 19H198V20L194 19V20H196V21H194V22L197 23L198 21H199V22H200V21H201V22L205 21L204 19H203V21H202L201 19L199 20V18H197ZM214 19H217V17H216V18L214 17ZM214 19H213V20H214ZM225 19H226V18H225ZM228 19H229V17H228ZM237 19H238V18H237ZM245 19H246V18H245ZM3 20H4V19H3ZM44 20H46L47 22L44 21ZM48 20H49L50 22H52L51 25H49V21H48ZM79 20H80V19H79ZM84 20H85V17H84ZM84 20H81V22L79 21V23H78V26H79V27H81V23H83ZM104 20H103V23H104V24H103V28H104V29L106 28L107 33L110 34V37H111V39H112V38H113L112 36H114V34H115L116 32H114L113 30H115V29L112 28V31H113V32L110 31V33H109L108 30H111V29H109V28H110V25H113V24L115 25V22H117V23H116L117 25H121L120 23H121L122 21H119V20H118V21H117V20L114 21V20H115V19H114V20H113L114 23H113V21H110L109 18L107 19V20H109V21H104ZM169 20H171V18H170ZM173 20H174V19H173ZM173 20H172L171 22L169 21V22H170V25H168L169 22H167L168 24H166V25L164 24V25L170 27V26H171V23L175 24V23L178 22L177 20H176L177 22H175V20H174V21H173ZM188 20H189V18H188ZM188 20H186V21L188 22ZM211 20H212V19H211ZM211 20H210V21H211ZM213 20H212V21H213ZM219 20H221V19L219 18ZM226 20H227V19H226ZM248 20H249V18H248ZM0 21H1V20H0ZM63 21H64V20H63ZM63 21H62V23H63ZM186 21H183V24H184V22H185V24H184L185 26H186L187 24L190 23V22L187 23ZM207 21H208V20H207ZM207 21H206V22H203V23L206 24ZM223 21H224V20H223ZM227 21H229V20H227ZM55 22H56V21H55ZM76 22H75V23H76ZM97 22H98V23H97ZM106 22H109V23H107V24H109V25L106 26V27H104V25L106 24ZM131 22H132V21H131ZM134 22H135V21H133V23H134ZM144 22H145V21H141L142 25L144 24ZM201 22H200V23H201ZM230 22H231V21H230ZM230 22H229V25H231ZM88 23L90 24V22H88ZM110 23H111V24H110ZM118 23H119V24H118ZM138 23H140V21H139ZM145 23H147V22H145ZM149 23H153V22H149ZM149 23H148V24H149ZM161 23H163V22H161ZM196 23H195V24H194V23H190V24H191V25L189 24V26H191L190 28H192V26L194 27V25H196ZM203 23H201V24H203ZM209 23H211V22H209ZM222 23H225V24H226L227 22H222ZM222 23H221V26L223 25ZM246 23L248 24V22H246ZM69 24H70V22H69ZM95 24H93V26H94ZM129 24L131 25L132 23H128L127 25H129ZM173 24H172V25H173ZM179 24L181 25V23L178 22V26H177L178 29L180 28ZM183 24L181 25V28L184 27ZM192 24H193V25H192ZM211 24H212V23H211ZM218 24H219V23H218ZM54 25H55V27H53ZM71 25H72V24H71ZM71 25H70V26H71ZM73 25H74L76 28H79V27H77V24H76V25L73 24ZM73 25H72V26H73ZM83 25H84V24H83ZM96 25H95V26H96ZM99 25H101V24H99ZM99 25L96 26V27L100 28ZM130 25H129V26H130ZM133 25H134V24H133ZM149 25L151 26V24H149ZM197 25H198V23H197ZM197 25H196V26H197ZM214 25H215V24L213 23V25H212L213 27H211V28L214 29V27H216V26H214ZM216 25H217V24H216ZM227 25H228V24H227ZM234 25H235V24H234ZM65 26H66V25H65ZM65 26H63L64 29L68 28L67 26H66V27H65ZM70 26H69L68 29H70ZM88 26H90V25H88ZM139 26H140V28H141V32H142V33H139L140 30H137V29H140ZM139 26H137V25L135 26V27H138V28H136V30L138 31V32H136V34H138V33H139L140 35L142 34L143 39H144V36H145V38L148 36V35H147V31H146V29H148V28H147L148 26L146 27V25H145L146 29L143 28L144 25H143V27H141V25L139 24ZM165 26H164L165 29L162 28L164 31H165V30H168V31H169V29H171V27H170V28H169V27L166 28ZM198 26H199V25H198ZM0 27H1V26H0ZM51 27H53L54 29L51 28ZM83 27H84V26H83ZM101 27H102V25H101ZM107 27H108V28H107ZM135 27L133 26V28H132V29H134V31H136V30H135ZM162 27H163V26H162ZM172 27H173V26H172ZM186 27H188V25H187ZM206 27L208 28V24L205 25V28H206ZM218 27H220V25L217 26V28H218ZM225 27H227V26L225 25ZM243 27H244V26H243ZM61 28H62V27H61ZM63 28H62V29H63ZM81 28H82V27H81ZM92 28H94V27H92ZM98 28H96V30H95V29H94V30L97 31ZM120 28H122V27H121V26H118V28H116V29L118 30L117 33L120 32ZM174 28H176L175 25H174ZM188 28H189V27H188ZM188 28H187V31L190 30V32H189L190 35L188 34V32L185 34V32H186L185 29H186V28L184 27L183 30H184L185 32H184V35H183V36H182V32H181L182 29H181L180 32L177 30V31H178V34L175 33L176 35H174L173 33H174L175 31L172 32V30H174L173 28H172V30H170L171 33H172V35H169V36H172V37H176V38H178V37L180 36L179 33H181V36H182V37H184L185 35H186L185 37H187V34H188L189 36H192L193 33H191V32H193L192 30H195V29H189V30H188ZM197 28H198V27H197ZM199 28H204V26H203V25H202V27L199 26ZM205 28H204V29H205ZM241 28H242V26H241ZM245 28H247V27H245ZM34 29H35V30H34ZM62 29L59 31V33L63 31ZM79 29H80V28H79ZM88 29H89V31H90V30L92 31V29H90V27H89V28H86V32L84 31L85 28H83V32L87 34ZM100 29H101V28H100ZM125 29L128 30L129 28H128V29L125 28ZM125 29L123 28V29H121V30H125ZM132 29H130V30L132 31ZM142 29H143V30H142ZM176 29H177V28H176ZM208 29H209V31L212 33V31H211V29H210V26H209ZM215 29H216V28H215ZM215 29H214V32L212 33V35H213V34H217L216 32H218L217 29H216V32H215ZM231 29H232V27H231ZM231 29H230V31H231ZM235 29H236V28H235ZM252 29H254V28H251V30H252ZM1 30H2V31H1L0 33H2V34L4 35L3 28H2ZM58 30H59V29H58ZM58 30H57V31H58ZM70 30H71V29H70ZM81 30H82V29H81ZM126 30H125V31H126ZM130 30H129V31H130ZM160 30H161V27H160V29H159V33H160ZM163 30H161V31H163ZM179 30H180V29H179ZM199 30H200V29H199ZM201 30H202V29H201ZM205 30H206V29H205ZM224 30L226 31V30H228V29H224ZM50 31H49V32H50ZM67 31H68V30H67ZM71 31H72V30H71ZM74 31H75V30H73V32H74ZM77 31H78V30H77ZM100 31H104V30L102 29V30H100ZM115 31H116V30H115ZM131 31L129 32V35H127L128 32H127V33L124 32V34L127 35V38H128V36H129V38H132L131 36H133L132 39L134 40V39H135L134 37H135L136 35L134 36V32H133V31H132L133 34H131ZM143 31H144V32H143ZM145 31H146V33H145ZM157 31H158V30H157ZM170 31H169V33H170ZM196 31H197V30H195V32H196ZM203 31H204V30H203ZM203 31H201V33H203ZM222 31H223V29H222ZM253 31H254V30H253ZM261 31H262V30H261ZM23 32H22V34L20 33V37H21V35H23ZM43 32H45V31H42L41 33H43ZM68 32H70V31H68ZM97 32H99V30H98ZM97 32H96V34L94 33V34H95V35H94V36H95L94 38H96ZM111 32H112V35H111ZM195 32H194V35H195V34H197V35H201V33L198 34L200 31H197L198 33H195ZM207 32H208V30H206V31L204 32V34H202V36H201V37H202V40H205V39L208 38V37H209L210 39H206L205 42H203V43H204V44L207 43V40H208L209 44H210V43H211V44H210V45H209V44H206V45H207L206 48H207L208 45H209L210 49H211V50H212V49L214 50V48L217 46V45H216L217 42H215V41L218 39L217 36H219V35H217V36H216V35H214V36H208V35H207V36H208V37H207V36L205 35V33H207ZM232 32H233V31H232ZM243 32H244V31H243ZM24 33L26 34V32H24ZM50 33H51V32H50ZM50 33H48V34H50ZM52 33H51V34H52ZM57 33H58V32H57ZM62 33H63V39L65 40V37H66L67 34H69V33H66L65 36H64L65 32L63 31ZM70 33L72 34V32H70ZM75 33H76V31L74 32V34H75ZM81 33H82V31H81ZM88 33H89V32H88ZM90 33H91V32H90ZM90 33L87 34L88 37L86 36L88 39H89L90 36L92 35V33H91V35H90ZM99 33L101 34L102 32H99ZM103 33H104V32H103ZM113 33H114V34H113ZM117 33H116V36H114V37H117V38H118V36L121 34V32H120L118 35H117ZM143 33H144V34H143ZM162 33H164V32H162ZM167 33H168V32H167ZM169 33H168V34H169ZM208 33H209V32H208ZM208 33H207V34H208ZM222 33H223V32H222ZM225 33H226V32H225ZM240 33H242V32L240 31ZM38 34H39V32H38ZM43 34H44V33H43ZM46 34H47V32H46ZM74 34H73L74 37H76V36L80 37V34H79L78 32L76 33V34H77L76 36H75ZM82 34H83V33H82ZM82 34H81V35H82ZM86 34H85V35H86ZM104 34H106V32H105ZM104 34H101V35H103V36L105 37ZM124 34H123V35H124ZM130 34H131V36H130ZM139 34L137 35V36H138V39H139V40H140V39L142 40V38H139ZM152 34H153V33H152ZM152 34L150 35L151 37L149 36L150 39L147 38L148 40H145V41H144V45H142V43H140L141 41H140V42H137V41H139V40H136L137 44H141V45H137L138 47L143 46V47H141L142 49H140V50L144 51L143 48H144V49H145V48L147 49L148 47L146 46L147 44H145V43L152 42V41L155 39V38H154V39L152 40V38L155 36V35H152ZM154 34H155V33H154ZM165 34H166V33H165ZM191 34H192V35H191ZM229 34H230V33H229V30H228V35H229ZM236 34H237V37H238V33H236ZM243 34H244V33H243ZM5 35H6V34H5ZM10 35H11V34H10ZM18 35H16V38H20V37H17ZM31 35H29V36H31ZM35 35H36V36H35ZM53 35H51V38H52ZM55 35H56V34H55ZM58 35H60V34H57V36H55V37L58 38V37H59ZM61 35H62V34H61ZM61 35H60V37H59L60 39H61ZM83 35H84V34H83ZM89 35H90V36H89ZM106 35H107V34H106ZM121 35H122V34H121ZM163 35H164V34H163ZM194 35H193V36H194ZM203 35L206 36V38L203 39ZM221 35H222V34H221ZM223 35H224V34H223ZM27 36H28V32H27L26 35H24V38L27 37ZM29 36H28V37H29ZM32 36H31V39H30V40H29L28 37H27V39H28V41L31 42V44H34V47L37 46V47L41 48V52H40V50H37V49H36L37 51H35V52H40L41 54L43 53V52H42V45H43V48H44L43 51H44V50H46V49H47V50L50 49V47H51V46L53 47V45L56 46V45L58 44L59 41L61 42V44L64 43V42H62V40H60V39H59V40H56L57 38H55V37L53 36V38L51 39L52 42H50V40H49V44H50L51 46L48 44L47 40L43 38L44 41L46 40L45 44H48L50 47H49L48 45H47V46L45 45V47H44V43H43V44L41 43L42 41H39V42L41 43V45L38 44V45H39V46H38V45H35L36 43H35V41H34V37H32ZM98 36H99V34H98ZM98 36H97V37H98ZM152 36H153V37H152ZM159 36H161V35H159ZM159 36H158V39H160ZM177 36H178V37H177ZM193 36H192V37H193ZM230 36H232V35H230ZM230 36H229V37H230ZM245 36H246V34H245ZM253 36H254V35H253ZM69 37H72V36H71V35H70V36L68 35V38H69ZM82 37H83V36H82ZM82 37H80V38H82ZM123 37H124V36H123ZM123 37H122V36H121V37L119 36L120 39L122 38V40H121L120 42H122L123 40L127 39V38H125V37L123 38ZM155 37L157 38V36H155ZM167 37H168V36H167ZM172 37H170V38L168 37V38H169V39H167L168 42L171 41V40H172L173 42H175V39L173 38V39H174V40H173ZM182 37H179V38L181 39ZM185 37H184V40L182 39V40L179 41V38L177 39V40H178V41H177V44H176V42H175V44L177 45L176 47L181 46L184 42L186 43V41L189 43V45H192V44H190V43L195 42V41H193V40L199 38L198 36H196V38H195V36H194L193 38H195V39L192 38V41H191V39H189V41H188V40H186L187 38L185 39ZM211 37H212V38H211ZM213 37H214V38L216 37L217 39H216V40L214 39V40L211 41V39H213ZM234 37H235V36H234ZM234 37L232 36V38H234ZM263 37H264V36H263ZM16 38H15V39H16ZM21 38H22V37H21ZM66 38H67V37H66ZM72 38H73V37H72ZM72 38L69 39V40L71 41V42H69V44L71 43V44L74 46L75 43H76V44L78 43V45H79V42H77V41H79V40H81V39H80V38H77V41H74V39H75V38H74L73 41H72ZM87 38H86V39H87ZM91 38H92V36H91ZM98 38H100V39L102 38V40H103V37H102V36H101V37H98ZM107 38L109 39V35H108V37H105V41H103L104 44H102V45H104V47H105V43H106ZM119 38H118V39H119ZM129 38H128V40H129ZM188 38H190V37H188ZM219 38H220V37H219ZM222 38H223V37H222ZM232 38H230V39H232ZM4 39H6L5 42H4ZM7 39H8V40H7ZM22 39H23V38H22ZM27 39L25 38V40H24V41H25V44L28 43V46H27V45H26V46H27V49H28V48H29V49H28V50L25 49V50L27 51V54H28L29 52H30V54H31L32 52L35 53V52H34V50H35L34 48H32L33 51H31V47H33V46H31V44H29L30 42H28ZM32 39H33V41H32ZM43 39H42V40H43ZM49 39H50V38H49ZM86 39L83 37V40H84V41H85ZM88 39H87V40H88ZM118 39L116 40V43H117V45L119 46V44L121 45L123 42L120 43V42H119L120 39H119V40H118ZM158 39H156V41H157ZM228 39H229V38H228ZM248 39H249V38H248ZM11 40H12V39H11ZM20 40H21V39H19V40L16 39V42H13V43H16V47H18V46L21 45V43H20L21 41H20ZM75 40H76V39H75ZM91 40H92V39H91ZM91 40H90V41H91ZM95 40H96V39H93L92 41H95ZM98 40H99V39H98ZM98 40H96V41H98ZM160 40H161V39H160ZM167 40H166V41L161 40V42L164 41V42H162V44H163V45H164V44H167V43H168ZM185 40H186V41H185ZM198 40H201V38L198 39ZM209 40H210V41H209ZM240 40H241V39H240ZM246 40H247V39H246ZM12 41H14V40H12ZM17 41H18V42H17ZM22 41H23V40H22ZM24 41H23V42H24ZM44 41H43V42H44ZM53 41H54V42H53ZM55 41H57V44H56ZM90 41H89V42H90ZM134 41H135V40H134ZM134 41H133L134 46H136V43H135ZM146 41H147V42H146ZM148 41H149V42H148ZM156 41H154V42H155V43H158V42H156ZM172 41H171V43H172ZM181 41H182V42H181ZM213 41H214V42H213ZM220 41H221V40H220ZM220 41H218V42H220ZM229 41H230V40H228V43H229ZM232 41H233V40H232ZM263 41H264V40H263ZM263 41H262V42H263ZM9 42H10V43H9ZM33 42H34V43H33ZM39 42H38V43H39ZM66 42L68 43L67 39H66V41H65L64 44H66ZM73 42H74V43H73ZM82 42H83V41L81 40L80 43H82ZM118 42H119V43H118ZM130 42H131V43H130ZM142 42H143V40H142ZM154 42H153V43H154ZM165 42H167V43H165ZM178 42H181L182 44H179ZM198 42L201 43L202 41H197V42H195V44H196L195 47H196V48H195L194 46H192V47H194L195 49H197L196 54H197L198 51H200V50L202 49V47L204 46V44L202 43L203 46H202L200 49H198V48H197V46H198L197 43H198ZM212 42H213V44L215 43V45H216V46L214 45L215 47L212 45ZM226 42H227V40H226ZM235 42H236V41H235ZM251 42H253V41H251ZM13 43H12L11 45H13ZM19 43H20V44H19ZM86 43H87V42H86ZM91 43L93 44V42H91ZM100 43H101V42H100ZM100 43H99V44H100ZM110 43H111V42H110ZM110 43H108V45H107V43H106V45L109 46ZM116 43H115V45H116ZM124 43H125V44L127 43V44H130V45H131V46H127L128 49H130V51H131L132 49L136 51V48H135V49H134V48L131 49V47L133 46L132 40H131V41L129 40V43H128L127 40H126V42L124 41ZM185 43H184V44H185ZM242 43H243V42H242ZM249 43H250V42H249ZM18 44H19V45H18ZM52 44H53V45H52ZM59 44H60V43H59ZM59 44H58V45H59ZM69 44L65 45V46L67 47V48L65 47V48H66L65 51H66V52L68 51V52L70 53L69 50H71V49L67 50V49L69 48V47H68ZM71 44H70V48H72V47H71ZM76 44H75V45H76ZM82 44H83V43H82ZM82 44H81V47L83 48V50H81V47L79 46V47H80V51H82V52H84V53H87V54H86V55H88L87 57H90L89 55H91V57H94L95 53L98 54L99 51H100L99 53H101V54H102V52H103L102 50H100V49H103V47L98 48L99 50H96V48H97V47H100V45H101V44L98 45L97 42L94 43V44H95V47H94V45H93L95 51L92 50V51H94L95 53L92 52L91 49H90V50L87 49V48H89V47L91 48V46H87V48L85 47V48L87 49V50L85 49V51H87V52H85V51H84V47H83ZM96 44L98 45L97 47H96ZM111 44H112V43H111ZM113 44H114V43H113ZM113 44H112V45H113ZM125 44H122V45H124L123 47L126 46ZM151 44H152V43H150V45H151ZM159 44H160V43H159ZM162 44H161V45H162ZM172 44H173V43H172ZM186 44H187V43H186ZM193 44H194V43H193ZM195 44H194V45H195ZM230 44H231V43H229V44L224 43V47H225V45H226V50H228L226 56H229L228 54H230V53H228V52L230 51V49H232V48L235 47V46H234V47L230 48V46L233 45V44H231V45H230ZM237 44H238V42H237ZM7 45H8V48H7ZM29 45H30V46H29ZM58 45H57V46H58ZM85 45H87V44H85ZM88 45H89V44H88ZM150 45H149V46H150ZM153 45H154V44H152V45H151L152 47L150 46L149 49H152V48H153ZM211 45H212V46H211ZM227 45H230V46H227ZM243 45H244V43H243ZM243 45H239L240 48L243 47ZM249 45L251 46V44H249ZM256 45H257V44H256ZM263 45H264V44H263ZM263 45H262V47H263ZM1 46H2V45H1ZM1 46H0V48H1ZM21 46H22V47H21ZM21 46L17 48V52H16V53H15L16 50L14 49V48H15V45H13V49H14L15 51H14L13 49L11 50V52L13 51V53H14V54L12 53L14 56L10 53V56L12 57V59H11V61L9 62V67H11L12 70H11V68L8 69V68H7L8 65H6V64H3V65H2L3 67H4V66H7V67H4L3 69H5L6 72L11 70L12 73L15 72L14 70L16 69L17 72L13 73V74H15V76H16V74H18V75L20 76V75H22L23 73H24V74H23L24 76H25V74H29L30 76H32L31 73L33 74V71H31V69H30L31 67L29 66V70H30V71H29L28 68H27L28 66H27V67H26V66L23 67V65H27V64H26L27 60H28V62H34L33 59L35 58V56H38V55H39L40 57L38 56L37 58H38V59H39V58L41 59V54H40V53H37V54L35 53V55H32V54H33V53H32L31 55L34 57V58L32 59L33 61H29V58L31 59V57H30L31 55H30V56L28 55L29 57H27V54L24 53V51H25V50H24V47H23L24 44L22 43ZM76 46H77V45H76ZM107 46H106V47H107ZM118 46H115V49L118 48V50H119V47H120V46H119V47H118ZM167 46H169V48H175L174 45H171V44H170V45H167ZM167 46H166V47H167ZM170 46H171V47H170ZM172 46H173V47H172ZM222 46H223V45H222ZM250 46H249V47H250ZM48 47H49V48H48ZM52 47H51V51L48 50L49 52H47V50H46V52H47L46 54H47L48 56H47V55H43V56H47L48 59L46 60V57H44V59H43V57H42L43 60H46L45 62H47V61L49 60V58L51 59V57H53V56H50V53H51V52H54ZM59 47H60V50H61V51H58V53L61 52V54H64V53L67 54L66 52L63 53V51H62V50H64V49H63V48H64V45H63L62 49H61V45H59ZM79 47L77 46V48H79ZM106 47H105V50H106V49L109 50L108 48L111 47L110 49H112V48H114V45H113V46H110V47H107V48H106ZM155 47H157V45H154V48H155ZM162 47L165 48V45L162 46ZM162 47H160V45H159L157 48L160 49V48H162ZM184 47H185V45H184ZM184 47H183V48L180 47V49L184 50ZM187 47H188V45H186V48H187ZM198 47H199V46H198ZM220 47H221V46H220ZM227 47H228V48H227ZM247 47H248V46H247ZM251 47H252V46H251ZM251 47H250V48H251ZM254 47H255V46H254ZM257 47H258V46H257ZM10 48H12V47H10ZM20 48H22V51H23V50H24V51L22 52ZM25 48H26V47H25ZM35 48H36V47H35ZM75 48H76V47H75ZM121 48H122V47H121ZM125 48H126V47H125ZM190 48H191V46H190ZM204 48H205V47H204ZM206 48H205V49L203 50V52H202L203 54H204V52H205V54H206V58L204 57L205 60H207V59L211 56V55L207 56L208 53H206V51H205ZM229 48H230V49H229ZM240 48H236V49H238L237 51H240ZM18 49L23 53L24 56L27 57V58H24V57H23L24 59H26V62H25L24 59H22V56H21V54H19L20 51H19ZM57 49H59V48H57ZM57 49H56L55 51H57ZM73 49H74V47H73ZM126 49H127V48H126ZM128 49H127V50H128ZM146 49H145V50H146ZM149 49L146 51L147 53H145V55H144V57L146 56L147 59L150 57L151 54H152L151 57H153V56H154V53H155L154 51L152 52V50H150V52H152V53L149 54V52H148ZM155 49H156V48H155ZM158 49H157V50H158ZM191 49H192V48H191ZM208 49H209V48H208ZM215 49H216V48H215ZM217 49H218V48H217ZM219 49H220V48H219ZM222 49H223V48H221L220 51H221ZM234 49H235V48H234ZM241 49H243V48H241ZM258 49H259V48H258ZM260 49H261V47H260ZM8 50H9V49H8ZM74 50H75V49H74ZM105 50H104V51H105ZM107 50H106V51H107ZM118 50H117V51H118ZM124 50H125V49H123V51L120 50V52L123 53ZM140 50H139V51H140ZM168 50H169V51H168ZM168 50H167V51H168L169 53H168V54L166 53V54L169 55L170 52H171V54H170L171 56L169 55L171 58L168 57V56H162L163 53H160V55L162 54L161 56L159 55V56L161 57V59L164 58V57H167L168 59L171 60V61H170V60H167V58L163 59V61H167V64H164V63H166V62L161 61V62H163L164 66H165V65H168V61H169V62H172V63H177V64H174V65H176V66H177V65H181V64H180V61H179L178 59H180V58L185 54V52L182 53V52H181L182 50L179 51V50L177 49V50L179 51V54H180V52H181V54H182V55H181V54H180V55H177V56H179V57L177 58V56L173 57L174 55H172V54H173V53H172L173 49H172V51H171L170 49H168ZM186 50H188V51H193L194 49L190 50V49L188 48V49H186ZM211 50H209V51L207 50V51L211 54V52L213 51V50H212V51H211ZM226 50H225V51H226ZM248 50H249V49H248ZM252 50H253V49H252ZM252 50H251V51H252ZM256 50H257V48H256ZM262 50H264V49H262ZM0 51H1V50H0ZM18 51H19V52H18ZM77 51H78V49H77ZM77 51H72L71 53L76 52L75 54H72V55L67 54V56L70 55V56H69V57H70V62H72V60H71V56H75V55H77V56L79 55V56H80V55H81L80 57H81V59H82V56L85 55L84 53H82V52L80 53L79 51H78V52H77ZM90 51H91V53H94L93 56H92V54H89V53H88V52H90ZM97 51H98V52H97ZM101 51H102V52H101ZM106 51H105V52H106ZM113 51H114V50H112L111 52H113ZM115 51H116V50H115ZM139 51H137L138 54H137L136 52H134V53L136 54V56L139 55V56L142 57V54L140 55V53H141L142 51H141L140 53H139ZM163 51H164V49L162 50V52H163ZM178 51H177V52H178ZM184 51H185V50H184ZM188 51H187V53H186L187 55H188ZM194 51H195V50H194ZM194 51H193V53H194ZM216 51H217V50H216ZM216 51L214 50V54L212 53V55H214V58H215V55L218 54ZM220 51H219V52H220ZM225 51L222 50V53H223V52L225 53ZM251 51H250V52H251ZM107 52H108V51H107ZM107 52H106V54H104V55L102 54V55H103L102 59H101V57H98V58H100V59L104 62L103 58H106V59H107L108 56L106 57V55H107L108 53L110 54V52H108V53H107ZM120 52L113 53V54H112L113 56L110 54L111 56H109V57H111V58H112V57L114 58V59H110V60H113V61H114L113 64L118 65V66H121V65H122L121 68H119L118 66H116V67L114 66L115 68H119V69H120V70H119V73L121 72V69L124 67L123 65H125V63H123V61H125V60L127 61V60H128V64H127V66H130L129 68H131V65L133 64V63H131V60H132L131 58H133V57L135 56V54L132 53L133 51L131 52V53L134 55L133 57H131V56H132L131 53H130L131 56H129V54H128L129 51H127V52L125 51L124 55L121 53V55H123V57H124V58L121 59L122 56H119ZM144 52H145V51H144ZM164 52H166V50H165ZM175 52H176V49H175ZM175 52H174V54H178V53H175ZM232 52L235 53L236 50H235V51L233 50ZM232 52H231V57L233 58L235 55H233ZM244 52H245V51H244ZM244 52H242L243 55L245 54ZM246 52H247V50H246ZM250 52H248V54H250ZM257 52H258V51H257ZM5 53H6V52H4L3 57L6 58L7 56H5ZM8 53H9V52L7 51L6 55H7ZM77 53H78V54H77ZM126 53L128 54L127 56H129V57H131V58L127 57V58H129V59H127V58L125 57ZM157 53L159 54V52H157ZM190 53H192V52H190ZM202 53L199 52V54H201V55H202ZM215 53H216V54H215ZM222 53H221V54H222ZM236 53H237V52H236ZM258 53H259V52H258ZM15 54H16V55H17V54L20 55L21 58H20V56H19V58H17L18 55L16 56ZM43 54H45V53H43ZM101 54H100V55H101ZM115 54H116V56L120 57V58H118V57H117V58L120 59V60H122V63H123V64L120 63V65H119V63H117V61L115 62ZM146 54L148 55V57H147ZM158 54H157V55H158ZM194 54H195V53H194ZM199 54L196 55L197 58H198V57H201V56H199ZM205 54H204V56H205ZM238 54H239V53H238ZM242 54H241V56H243ZM251 54H252V52H251ZM251 54H250V58H251V56L254 55V54H253V55H251ZM256 54H257V53H256ZM0 55H1V54H0ZM51 55H52V53H51ZM55 55H56V52H55ZM86 55H85V57H86ZM98 55H99V54H98ZM98 55H96V56H98ZM102 55H101V56H102ZM187 55H184V56H187ZM192 55H193V54H192ZM192 55L190 54V57H189V58H190V61H191V59L195 56V55H193V56H192ZM222 55H223V54H222ZM224 55H225V54H224ZM232 55H233V56H232ZM236 55H237V54H236ZM245 55H246V54H245ZM260 55H262V53H261ZM10 56H9V58H10ZM49 56H50V57H49ZM58 56H59V54L56 56L57 61H58V58L61 57V56H63V55H61V56H59V57H58ZM77 56H76V57H77ZM96 56H95V57H96ZM139 56L137 57L136 62H139V63H140V61H139V60H140V59H139L140 57H139ZM159 56H158V58H160ZM184 56H183V57H184ZM188 56H189V55H188ZM196 56H195V57H196ZM218 56H220V55H218ZM237 56H238V55H237ZM239 56H240V55H239ZM241 56H240V58H241ZM246 56H247V55H246ZM0 57H2V56H0ZM13 57H14V58L16 57V58L14 59ZM76 57H74L73 60L76 61V59H75ZM80 57H77V58H80ZM85 57H84L83 59H85ZM91 57L88 58V60L90 59L88 62H86L87 60L84 61V60L79 59V61L81 60V61H80V66L83 65V64H85V65L87 66V68H81V67H83V66H85V65H83V66L80 67L79 64H78V63H79L78 60H77L78 62H77V61H76V62L74 61V64L72 63V65L77 64L78 67H79V69H80L81 71H82V69H83V70H84V69L86 70V69H88V68L90 67L89 64L91 63V60H92ZM95 57H94V58H95ZM172 57H173V58H172ZM183 57L180 59L181 61H182V59H185V58H186V61L189 60L188 57H185V58H183ZM202 57H203V55H202ZM224 57H225V56H224ZM231 57H230V59H228V57H225V58H224L226 64L230 61V62H229V66H231L230 63H233V61H234V64H236V62H235V60H234L235 58L232 59ZM235 57H236V56H235ZM258 57H259V56H258ZM56 58H55V56H54V59H55V60H56ZM64 58H65V55H64V57H62L63 60L61 61V63L63 62V63H62L63 66L61 65V66H62V69H63L64 66L67 65V64L64 65L65 63H67L66 61H68V60L65 61ZM98 58H96V60H100V59H98ZM175 58H176V60H177L176 62H175ZM197 58H194V59H193L195 62L191 61L192 63H194V64H192V67H191V68H193V65H196V66H197L198 64H200V66H202V64H203V66L200 67L199 70H200V69L202 70V68H203V72L205 71V72H204L205 74H208V75H209L210 72H211V74H212V70H213L214 73L211 75L213 78L216 79V77H218V75H220V77H219L220 79H217V80H218L217 82H216V80L214 79L215 82L217 83V84H215V85H216V88H215V86H214V88H213L214 90H217V85H218L219 87H220V85H221V87H222L223 85H225V82H224L225 80H226V81L228 80V82H229V80L231 81V79L233 78L232 81H235V82L238 81V77H239V76H238V75H239L238 72H239L240 69H239L238 71H236V73L238 74V75H236L237 78H236V76L234 75V74H236V73H234L233 75L230 76L231 79H229L230 77H229V78L227 77V76H229L228 71L230 72V70H229V69H230L229 66L227 65V67H228V69H227V67H225V66H223V65L221 64V63H225V62H223V61L221 62V61H220L221 63H218V64H219V65H222V66H218V68L220 69V67H223V68H224V71L227 69V70H228V71L226 70L227 76H223V73L220 74V73L223 72V71H222V70L219 71V69L217 70V67H216L215 69H212V68H211V67H212V66H211L212 64L215 66V63L211 61V60H214V58L211 59L212 56L210 57V59H208L209 62H210V61L212 62V64H210V63L208 62L210 66H209V65H205V63H207V62H205V63L202 62V60L204 61V58H202V59H201V58H200V59L198 58V60H200L202 63H199V62H200V61H199V62H197L198 64H195V63H196V60H195V59H197ZM240 58H239V59H240ZM254 58H255V57H254ZM16 59H22V61L24 60V64H21V63H20L21 61H19V65H18V67H21V66H22V68H23V73H22V74H21L22 69L20 68V69H21V71H20V69L18 68V70L20 71V72H18V70H17V68H16L18 61H17V62H14V64L12 65L13 61L16 60ZM35 59H36V58H35ZM42 59H41V60H42ZM52 59H53V58H52ZM54 59H53L52 61H53V64L55 65V63H54V62H55ZM86 59H87V58H86ZM134 59H135V58H133V60H134ZM138 59H139V60H138ZM143 59H144V58H143ZM143 59H142V60H143ZM151 59H152V58L149 59V62L151 61ZM161 59H159V60H161ZM226 59H228V61H226ZM236 59H237V58H236ZM246 59H247V58H246ZM257 59H258V58H256L255 60H257ZM260 59H262V58H260ZM1 60H3V62L5 61V62L7 63V61H6L7 58H6V60H4V58H3V59H0V63H2ZM9 60H10V59H9ZM59 60H60V59H59ZM94 60H95V59H94ZM101 60H100V61H97V62H99V63H97V64H99V65H97V67L99 66V67H100V70L104 72V70L101 69V67L104 66V65H102ZM107 60H108V59H107ZM110 60H109V61H110ZM116 60H117V59H116ZM137 60H138V61H137ZM142 60H141V61H142ZM172 60H174V62H173ZM216 60H217V59H216ZM232 60H233V61H232ZM237 60H238V59H237ZM240 60H241V59H240ZM243 60H245V59H244V56H243L242 61H243ZM52 61H51V63H52ZM57 61H56V64H58V62H59V61H58V62H57ZM64 61H65V62H64ZM83 61L86 62L88 65H87L86 63H84ZM109 61H107V62H109ZM129 61H130V63H129ZM178 61H179V62H178ZM183 61H185V60H183ZM183 61H182V63H183ZM190 61H189V62H190ZM242 61H241V62H242ZM249 61H251V60L249 59ZM11 62H12V63H11ZM35 62L38 63L39 61H37V59H36ZM81 62H83V63L81 64ZM100 62H101V63H100ZM111 62H112V61H111ZM118 62H119V61H118ZM136 62H134V63H136ZM144 62H146V60H145ZM144 62L142 61V62H141L142 64H140V66H142V67H140V66L138 65L139 63L137 64V66H139V67L135 66V67H137V69H138L137 71L139 72V70H140V72H142L141 70L144 69V70H143V73H145V72H146V71H145V68L148 69V68L150 67V68H151V69L149 68L150 71H149L148 73L146 72L147 74H146V73H145V74L148 76V74L150 73V75L153 76V72H151V71H152V69L154 70V68H152V64H151V62L148 63V61H147V64H146V63H145V64H146V65L149 64V66L144 65L145 68L143 67ZM187 62H188V61H187ZM238 62H239V61H238ZM241 62H240L239 64H242V65H244L245 63L248 64V62H244V64L241 63ZM10 63H11V64H10ZM22 63H23V62H22ZM40 63L42 64V62H39V64H40ZM47 63H48V62H47ZM105 63H106V62H105ZM105 63H104V64H105ZM178 63H179V64H178ZM185 63H186V62H185ZM185 63H183V64L185 65ZM251 63H252V62H251ZM253 63H254V61H253ZM257 63H258V62H257ZM32 64H34V63H32ZM32 64H31V65H32ZM39 64H38V65H39ZM53 64H52V65L49 64V65H50V68L53 66ZM94 64L96 65V62L94 63V61H93V65H91V66L93 67V69H96L97 67H96ZM100 64H101L102 66H101ZM106 64H107V63H106ZM129 64H131V65H129ZM150 64H151V65H150ZM170 64H171V63H170ZM170 64H169V67H170ZM183 64H182V65H183ZM218 64H217V65H218ZM234 64H233L234 68L231 66V68H233V69H235V65H234ZM239 64H238V67H241L242 65H239ZM254 64H255V63H254ZM262 64H263V63H262ZM15 65H16V66H15ZM20 65H21V66H20ZM28 65H29V64H28ZM58 65H60V64H58ZM72 65H71V66H72ZM109 65H110V64H109ZM109 65H108V66H109ZM133 65H134V64H133ZM133 65H132V66H133ZM186 65H187V64H186ZM186 65H185V68H184V69H183V68L180 69V71H181V70L184 71V70H185L186 68H188V67H189V69H191V68H190V65H191V64H189V66L187 65V67H186ZM255 65H256V64H255ZM0 66H1V65H0ZM2 66H1V68H2ZM36 66H37V65H36ZM36 66L33 65L32 70H34L33 68H35L36 71L38 70V71H37V72H38V75L41 74V73L44 74V72H43L44 69H43V71H42V69L39 68L40 65H39L38 68H37ZM45 66H46V65H45ZM55 66H57V65H55ZM55 66H53V67H55ZM61 66H58V67H61ZM67 66H69V63H68ZM71 66H69L70 69L73 70V71H71V72L76 73L75 71H76V69H77L78 67H77V68L75 67V68H76V69H75V68H73L74 66H72V68H71ZM75 66H76V65H75ZM125 66H126V65H125ZM127 66H126V67H127ZM171 66H172V67H171V69H172V68H173V65L171 64ZM176 66H174V67H176ZM196 66H195V71H196L195 74H197V72H200V73H201L202 71H199V70H198V66H199V65H198L197 67H196ZM206 66H207V67L209 66L210 69H212V70H210V72H209V67H208V73H207V71L205 70L206 68H204V67H206ZM253 66H254V65H253ZM13 67H14V68H13ZM48 67H49V66H48ZM53 67L51 68V72H48V73L46 72V74H51V73H53V74H56L55 76H57V73H56V72H53V70H52V69H54ZM58 67H56V69H57ZM106 67H107V66H106ZM106 67H105V68H106ZM133 67H134V66H133ZM133 67H132V68H133ZM135 67H134V69H135ZM154 67H155V66H154ZM166 67H167V66H165V68H166ZM178 67H179V66H178ZM238 67L236 66V69H235V70H237ZM1 68H0V70H1ZM6 68H7V70H6ZM24 68H25V69H24ZM26 68H27V69H26ZM36 68H37V69H36ZM42 68H44L43 65H42ZM46 68H47V67H46ZM64 68H65V67H64ZM66 68H67V67H66ZM66 68H65V69H66ZM90 68H91V67H90ZM103 68H104V67H103ZM105 68H104V69H105ZM107 68H108V67H107ZM129 68H127V69H128V72L130 71ZM141 68H143V69H141ZM155 68H156V67H155ZM180 68H181V67H180ZM196 68H197V70H196ZM213 68H214V67H213ZM223 68H222V69H223ZM225 68H226V69H225ZM241 68H242V67H241ZM245 68H246V67H245ZM39 69H41L42 72L39 73V71H40ZM56 69H54V70H56ZM65 69H63V70L60 69V72H63V71H64V73H65V72H66ZM68 69H69V68H68ZM70 69L68 70V72H70ZM79 69H77V70L79 71ZM97 69H98V68H97ZM109 69H110V67H109L108 69H105V70H109ZM147 69H146V70H147ZM149 69H148V70H149ZM189 69H188L187 72H185L187 69L183 72V74L185 73L186 77H187V73L190 71ZM233 69H231V72H232V73L235 72V70H233ZM251 69H252V68H251ZM25 70H28V71L31 72V73H29L28 71H25ZM35 70H34V74H35ZM57 70H59V69H57ZM74 70H75V71H74ZM85 70H84V71H85ZM90 70H92V69H90ZM100 70H99V71H100ZM117 70H118V69H117ZM157 70H161V69H160V68L158 69V67H157V69L154 70V71H155V72H154V75H155V73H157L155 76L158 75V72H159V71H157ZM173 70H174V69H173ZM177 70H179V68H176V71H177ZM191 70H193V69H191ZM215 70H216V71H215ZM232 70H233V71H232ZM2 71L5 73L4 70H2ZM2 71L0 72V73H1V74H0V77H3L2 74L4 75V73H3ZM45 71H50V69H49V70H46V69H45ZM92 71H96V70H92ZM92 71H91V73H89V75H88V70L85 71L87 74H86L85 72H82V73L79 72V73H77V74H79V75L82 74V76L80 75V77H79V75H78V76H77L76 74H75V75H76L77 77L80 78V79L78 78V79L80 80V82H81V77H83V75H85V76L83 77V80H85L84 82H86V84L88 85L89 82L87 83V79H85V77H86L87 75H88V77L91 76L92 73H93ZM99 71H98V73H100ZM112 71H113V70H112ZM112 71H111V72H112ZM125 71H126V70H125ZM125 71H124V72H125ZM131 71H133V69H131ZM131 71L129 72V74L127 73L129 76H130V74L132 73ZM134 71H135V70H134ZM134 71H133V73L135 74ZM156 71H157V72H156ZM176 71H174L173 73H174V74H175V73H176V74H181V73H182V72H180V71H179L180 73H177L178 71H177V72H176ZM218 71H219L220 73H219ZM240 71H242V70H240ZM58 72H59V71H58ZM71 72H70V73H71ZM103 72H101L100 74L105 75L104 78H105V77L107 78V75L105 74V72H104V73H103ZM106 72H107V71H106ZM108 72H109V71H108ZM108 72H107V73H108ZM124 72H123V69H122V73H123V74H124ZM138 72H137L136 74H138ZM203 72H202V74H204ZM231 72H230V73H231ZM8 73H9V72H8ZM84 73H85V74H84ZM95 73H96V72H95ZM95 73H93V75H94ZM133 73H132V74H133ZM143 73H142V74H143ZM161 73L163 74V77L165 76L164 78H166V80H165L164 82H167V80L169 79V78L167 79L168 76H167V75H164V74H166V73H163V72H161ZM161 73H160V74H161ZM189 73L191 74L192 71H190ZM215 73H217L218 75L215 74ZM6 74H7V73H6ZM9 74H10V73H9ZM34 74H33V75H34ZM53 74H51V76H53ZM58 74H59V75L57 76V78H55V80L57 79V80L59 81V78H60V80H61V78H62V77L64 78V76H65L66 74H68V73L66 72V73L64 74V76H62V75H63L62 73H61V76H60V73H58ZM110 74H112L113 76L115 75V73H110ZM120 74H121V73H120ZM123 74H121L122 77H124ZM125 74H126V73H125ZM127 74H126V75H127ZM136 74H135V76H137V77H138V75L140 76V74H138V75H136ZM142 74H141V75H142ZM183 74H181V75H183ZM205 74H204V75H205ZM214 74H215V75H214ZM224 74H225V72H224ZM243 74H244L245 76H243L242 73L240 72V77H241V78L243 77V78H242V81H243L244 77H246V74H245L244 72H243ZM18 75H17V77H18ZM23 75H22V76H23ZM41 75H42V74H41ZM41 75H39V80H41V77H40ZM71 75L73 76V73H71ZM71 75H69V76L71 77ZM93 75H92L91 77H94V76H95V75H94V76H93ZM96 75H97V77L95 76V77H96L95 79H97V80L99 79V80H100V85H101V83H102V80H101L102 78H101V77H102L103 75H102V76L100 75L101 77L98 76L97 73H96ZM108 75H109V74H108ZM117 75H118V74H117ZM128 75H127V76H128ZM150 75H149V77H148V78H149V80H148V79H144V78H142V77H144V74H143V75L141 76V78H142L141 80L143 81V79H144L145 81H146V80L150 81V80L152 79V81H153V83H154V80H155L156 77H155L154 80H153V78L150 77ZM192 75H193V73H192ZM198 75H199V74H198ZM198 75H197V76H196V75L190 76V78H191V77L194 78V76H196V77L198 78ZM208 75H207V76H208ZM216 75H217V76H216ZM241 75H242V76H241ZM7 76H8V75H7ZM7 76L4 75V77H6V78L3 77V78H4L3 80L0 79V83H1V81L3 82L2 85L5 84L4 82H5V80L7 79ZM11 76H13L14 78L11 77ZM11 76H10L11 78H9V76H8V80L10 79V82H11V79H14V81H12V83H14V84L10 83V84L12 85V88H13V86H14V88H15V84L18 85L17 82H20V83H22L23 86L25 85V87H24V88H26V89H25V92H26V93H27V92L29 93V94L27 93L28 96H30V94H32V93H31L32 91H33V92L35 91V90H31V89H30V91H31V92H30V91L27 90V88H29L28 85L30 84L31 81L33 82V80L35 81L36 79H38V77L36 78V74H35V77L33 76L34 79H33V77H32V80H30V82H28V80H29V78H31V77H28V80L26 79L27 77H25V78L23 79V81H24V83H26V84H23L22 79H21L22 76H20V77H21V78H20V81H19V79H18V81L16 80L17 82L15 81V79H17V77L15 78V76L12 75V74H11ZM67 76H68V75H66V77H67ZM76 76H73V80H74V81L76 80V79H75ZM127 76H126V77H127ZM132 76H133V75H131V77H132ZM135 76L133 77V79L135 78ZM160 76H161V75H160ZM160 76H158V77H160ZM188 76H189V75H188ZM205 76H206V75H205ZM215 76H216V77H215ZM233 76H235L236 80H234V77H233ZM248 76H249V75H248ZM44 77H46V76L44 75ZM44 77H42V78H44ZM47 77H49V76H47ZM70 77H69V78H70ZM88 77H87V78H88ZM98 77H99V78H98ZM118 77H120L121 80H124V79L127 80V81L124 83L126 86H127V84L129 85V83H127V82H128V78H129L130 83L133 82V80H132V81L130 80V79H132V78H130V77H127V78L124 77V79H123L121 76H119V75H118ZM137 77H136V78H137ZM163 77L160 78V79H164ZM178 77H179V76H178ZM178 77H177V80H178ZM180 77H181V76H180ZM201 77H202V78H201ZM201 77L199 76V79H198L199 81L197 80V81H195V83L193 82V84H197V85H199L198 82H200V79L203 80V78H204L203 75H201ZM208 77H209V76H208ZM223 77H224V78H223ZM225 77H227V79H226ZM240 77H239V78H240ZM254 77H255V76H254ZM63 78H62V80H63ZM69 78H67V79L69 80ZM71 78H72V77H71ZM71 78H70V79H71ZM100 78H101V79H100ZM104 78H103V80H104ZM106 78H105V79H106ZM115 78H116V77H114V80H113V81H115L116 79H117V80L119 79V78H116V79H115ZM138 78H140V77H138ZM150 78H151V79H150ZM182 78H183V77H182ZM182 78L180 79V81L183 80ZM187 78H188V77H187ZM192 78H191V79H192ZM206 78H207V77H206ZM206 78H205V79H206ZM221 78H223V79H221ZM247 78H248V77H247ZM256 78H257V77H256ZM53 79H54V78H53ZM53 79H52V77H49V81H48L47 78H45L44 80L46 81L47 85H49L50 83L52 84V82H50V80H52V81H53V84H52V85H53V87H54L56 83H54L55 81H54ZM64 79H66V78H64ZM112 79H113V78H112ZM160 79L158 78L159 81H160ZM205 79L203 80V82L205 81ZM224 79H225V80H224ZM258 79H261V78H258ZM25 80H26V82H25ZM42 80H43V79H42ZM44 80H43V83L45 84V81H44ZM73 80H72V81L70 80V81H71V84H70V86H68L67 88H69V87L72 86V82H73ZM83 80H82V81H83ZM90 80H91V78H90ZM92 80H93V83H94V82H95V81H94V78H92ZM97 80H96V82H95V83H96L95 86L97 85V87L94 86V87H92V89H89V90H92L91 92L88 91L89 93H94V94L96 95V91L94 92L93 90H96V88L99 89V87H100V85L97 84ZM99 80H98V83H99ZM107 80H108V79L105 80V81H106V82H105L106 84L108 83ZM170 80H172V83H173V80H175V79H174V77H173V79H170ZM177 80H176V81H177ZM185 80H186V79H184V81H185ZM194 80H195V78H194ZM206 80H207V79H206ZM209 80H211V78H209L208 81H209ZM214 80H211V81H214ZM222 80H224V81H222ZM244 80H247V82H249V80L246 79V78H245ZM47 81L50 82V83H48ZM70 81H69V82H70ZM77 81H78V80H77ZM118 81H119V80H118ZM137 81H138V79L134 80V84H136ZM142 81L140 82L141 84H142ZM148 81H147V83H149ZM156 81H157V80H156ZM184 81H183V82H184ZM187 81H188V80H187ZM187 81H186V82H187ZM192 81H193V80H192ZM208 81H207V82H208ZM220 81L223 82L224 84H221ZM59 82H60V81H59ZM63 82H64V83H63ZM63 82H62V83L60 82L61 84H63V88H62L61 85L57 82L58 85L60 86V87L58 86L59 89H60V88L65 89V88H66V87L64 86V84H65L66 81H63ZM84 82H81V83H84ZM90 82H92V81H90ZM121 82H123V81H121ZM162 82H163V81H162ZM164 82H163V83H164ZM169 82H170V81H169ZM183 82L181 81V85H182V86L184 85V84H182ZM189 82H191V81L189 80ZM209 82H210V81H209ZM209 82H208V84H209ZM228 82H227V85L233 83V82H231V83L229 82V84H228ZM239 82H241V79L239 80ZM243 82H244V81H243ZM253 82H254V81H253ZM253 82H251V83L249 82L250 84H252V88H253V85H254V84L258 83V84H256V86H255L258 90H257L256 88H255V90H254L256 93H258L257 91H262V90L264 89V87H262V86H261L260 88H258V87H259L258 85H261L259 81H257L256 83H253ZM28 83H29V84H28ZM35 83H36V82H34L33 85L38 86V88H39V87L41 86V84H42V83L40 82L41 84H40V86H39V83H36L37 85H36ZM73 83H74V82H73ZM93 83H92V84H93ZM114 83H115V82H114ZM116 83H117V81H116ZM118 83H119V82H118ZM138 83H139V81H138ZM138 83H137V85H139ZM143 83H144V86H146V84H145L146 82H143ZM153 83H151V81H150V85H151V86H152ZM155 83H156V82H155ZM158 83H159V82H158ZM163 83H162V85H161L162 88H163ZM170 83H171V82H170ZM178 83H180V82H178ZM178 83H177V84H178ZM187 83H188V82H187ZM187 83H185V84L187 85ZM218 83H219L220 85H219ZM237 83H238V82H237ZM237 83H235V84L233 83V85H234V86H235V85H239V84H237ZM245 83H246V82H245ZM10 84H9V82H7V85H5V86H8V85H10ZM31 84H32V83H31ZM44 84H43V85H44ZM66 84H67V83H66ZM66 84H65V85H66ZM77 84H78V85H77ZM79 84H80L79 82L76 83V85H75L76 88L74 87L75 90H77V89L80 90V88L82 87V84H81V86H79ZM92 84L90 83L89 85H92ZM108 84H109V83H108ZM111 84H113V83H111ZM120 84H121V83H120ZM131 84H132V83H131ZM160 84H161V82H160ZM160 84H159V85H160ZM166 84H167V83H166ZM177 84H176V85H177ZM189 84H192V82H191V83H188V86H187V87H189V90H190V89H192V88H190V86L192 87L193 85H189ZM201 84H202V83L200 82V85H199V86H201ZM208 84H207V88H209L210 86L213 87V85H214V84L210 85V84H211V83H210V84H209L210 86H209ZM241 84H242V83H241ZM2 85H1V86H2ZM33 85H32V86H33ZM47 85H46L45 87H47ZM52 85H49V86L52 87ZM68 85H69V84H68ZM83 85H84V86H83V87H84V88H83V93L80 92L82 95H84V93L87 92V89L89 88L88 86H86L87 89L85 88V83H84ZM122 85H123V84H121V87H122ZM125 85H124V86H125ZM150 85H148V86H150ZM156 85H157V83L155 84V86H156ZM164 85H165V83H164ZM167 85H168V84H167ZM179 85H180V84H179ZM179 85H178V86H179ZM181 85H180V87H181ZM204 85H205V84H204ZM227 85H225V87H224V86H223V87H224L226 90L229 91V95H230V92L232 91V92H231L232 95H230V96H233V93H234L233 88H231V89H232V90H231L230 87H227ZM233 85H232V87H233ZM243 85H244V83H243ZM245 85H246L245 87H247V85L249 86V84H247V83H246ZM5 86H4V87H5ZM18 86H19V85H18ZM26 86H28V87H26ZM32 86L30 85V87H32ZM78 86H79L80 88H77ZM98 86H99V87H98ZM103 86H104V88H105V86H106V87H107V86L109 87V85H105L104 82H103ZM112 86L115 87V84H113ZM124 86H123V88H124ZM126 86H125V87H126ZM133 86H134V85H132V86L130 85V86H127L126 88H128V87H131V88H132ZM140 86H141V85H140ZM144 86H143V84H142V87H141V89H140L141 91L145 89ZM148 86H146V87H147V90L145 89L146 91H148V89L150 88V87H148ZM161 86H160V87H161ZM169 86H170V85H169ZM169 86H168V87H169ZM173 86L175 87V85H173ZM194 86L196 87V85H194ZM229 86H231V85H229ZM250 86H251V85H250ZM257 86H258V87H257ZM263 86H264V85H263ZM2 87H3V86H2ZM2 87H1V90H0V93H1V91H2L1 95L3 94V89H5L4 87H3V88H2ZM55 87H56V86H55ZM64 87H65V88H64ZM108 87H107V89L105 88V89L107 90V91H106V90H104V88L101 86V88H100L101 90H100V91H101V93H102L103 95L99 92V93H100L99 96H100V97L103 96V97H101V98H103V99H104L105 97L107 98V96H108V98L110 97V98H109L110 101H112L113 99L115 100V99H116V97H115V96H116L115 93H114V95H115L114 97H115V98H113V95L111 96L110 93H107L108 90L111 89V88H108ZM137 87H138V86H137ZM153 87H154V86H152L151 90H149L148 92H145V93H147V94H145V95H148V94L150 93V91H151V95H152V89H153ZM156 87H157V86H156ZM156 87H155V89H156ZM180 87H179V88H180ZM184 87H185V86H184ZM187 87H185L186 90H188ZM201 87H202V86H201ZM203 87L205 88L206 85L203 86ZM212 87H211V88H212ZM235 87H236V86H235ZM238 87H239V86H238ZM9 88H10V86H9ZM21 88L23 89V87H21ZM21 88H20V89H21ZM34 88H35V87H34ZM38 88H37V89H38ZM40 88H41V87H40ZM56 88H57V87H56ZM56 88H51V89H54V90H53V91H54L53 95L55 94V95H54L55 97L53 96V98H54L55 100H56V97H57L56 93H59V92H57L59 89L57 88V89H58V90H57ZM90 88H91V87H90ZM93 88H95V89H93ZM102 88H103V89H102ZM115 88H116V87H115ZM115 88H114V90H115ZM131 88H130V89H131ZM143 88H144V89H143ZM157 88H158V87H157ZM197 88H198V87H197ZM207 88H206V90H205L206 93L209 92V89H210V88H209L208 91H207ZM224 88H222V89H223V92H220V91H219V92L222 93V95H224V94L227 95V93H226V91L224 90ZM227 88H228V89H227ZM252 88H251V89H252ZM6 89H8V87H6ZM6 89L4 90V91H6V92H4V94H7V90H6ZM20 89H18V91H19ZM37 89H36V90H37ZM47 89H48V88H46V91H48ZM62 89L60 90V92L63 91ZM69 89H71V88H69ZM84 89H85V92H84ZM117 89H118V87L116 88V90H117ZM130 89L128 88V90H130ZM135 89H136V87H134V91H135L134 93L137 94L138 92H136V90H137L138 88H137L136 90H135ZM164 89H165V87H164ZM164 89H162V90H164ZM183 89H184V88H183ZM193 89H194V88H193ZM195 89H196V88H195ZM220 89H221V88H220ZM220 89L218 88V90H220ZM229 89H230V90H229ZM236 89H238V91H239V88L236 87ZM236 89H235V91H236ZM253 89H254V88H253ZM260 89H261V90H260ZM38 90L40 91V89H38ZM38 90H37V91H38ZM41 90H42L41 92H43V93L45 92V89H44V88H41ZM43 90H44V91H43ZM65 90H66V89H65ZM65 90H64V91H65ZM116 90H115V92H116ZM121 90H122V89H121ZM124 90H125V89H124ZM128 90L126 89V91H128ZM153 90H154V89H153ZM156 90H157V89H156ZM158 90H159V89H158ZM171 90H172V91H168L169 93L166 91V92L168 93V94L166 93V95H168V97L166 96V100H167V98H169L168 100H171V99H172V97H170V96L173 94L174 90H173V88H172ZM196 90H197V89H196ZM199 90H200V89H199ZM218 90H217V91H218ZM256 90H257V91H256ZM12 91L14 92L15 90L13 89V90H11L10 92H12ZM21 91H22V90H21ZM39 91H38V92H39ZM49 91H51V90H50V87H49ZM53 91H52V92H53ZM68 91H69V90H67V91H65V92H68ZM81 91H82V90H81ZM102 91H104L106 94H105L104 92H102ZM119 91H120V88H119ZM137 91H138V90H137ZM154 91H155V90H154ZM159 91H161V90H159ZM176 91H177V90H176ZM183 91H185V90H183ZM197 91H198V90H197ZM217 91H216V92H217ZM238 91H236V92L238 93ZM254 91H253V92H254ZM263 91H264V90H263ZM16 92H17V89H16V91L14 92L13 95H15ZM25 92L23 91L22 94H21V92H20V93H17L18 95H15V96H16V97H17V96H20L19 94H21V95L24 94V95H25V94H26ZM41 92H40V96H42V94H43V93L41 94ZM55 92H56V93H55ZM77 92H79V91H76V93H77ZM97 92H98V90H97ZM109 92H110V91H109ZM120 92H121V91H120ZM143 92H144V91H143ZM143 92H142V95L139 94L141 97H142L143 94H144ZM157 92H158V91H157ZM185 92H186V94H184ZM185 92H183V94H184L183 96H185V95L188 96V95H189L190 97H192V95H190V92H187V91H185ZM194 92H195V90H193V94H196V95L199 94V92H198V94H197V93H194ZM205 92L203 93L204 95H205ZM213 92L215 93V91H213ZM219 92H217V93H215V94L213 93L214 95L212 94V95H213V100H214L215 97L220 96V93H219ZM242 92H244V91H242ZM245 92H247V90H246ZM249 92H250V91H249ZM249 92H247V94L245 93V94H246V95H244L245 98L247 97L248 94L253 93V92H250V93H249ZM255 92H254V93H255ZM46 93H47V94H49V93L52 94L51 92H46ZM61 93H62V92H61ZM61 93H59L58 95H59V96L61 95V97H59V98L62 99V96H63L62 94H63V93H62V94H61ZM76 93H74L75 95H74V94H71V95H72V96H75V98H76V95H77ZM89 93H88V96H89ZM99 93H98V94H99ZM128 93H129V92H128ZM139 93H140V92H139ZM153 93H154V92H153ZM162 93H163V95L165 94L164 91H163ZM171 93H172V94H171ZM175 93L177 94V92H175ZM188 93H189V94H188ZM211 93H212V92H210V94H211ZM223 93H224V94H223ZM240 93H241V92H240ZM256 93L254 94L253 98H255V100H254L255 102H258V101H260V100H259V99L256 100ZM261 93H262V92H261ZM261 93H259V94H260V96L262 95V96L260 97V99H261V101H262L263 98H264V96H263V93H264V92H263L262 94H261ZM10 94H11V93H10ZM34 94L36 95L37 93H33V95H31L30 98L28 97V98H29V102L32 101V100H31V99H32V98H31L32 96H33V98L35 99V97H37V95H39V93H38L36 96H35ZM44 94H45V93H44ZM47 94H45V95H47ZM50 94H49V97L51 98L52 95L50 96ZM64 94H66V93H64ZM67 94H69V93H67ZM67 94H66V95H67ZM81 94L79 95V97H81ZM94 94H93V95L90 94L91 97L89 96L90 98H88L89 100H88V99H87V100H88V101H90V100L93 101V100H92V97L95 96ZM104 94H105V95L110 94V96L107 95V96L104 97ZM129 94L132 95L131 92H130ZM170 94H171V95H170ZM178 94H181V92H178ZM200 94H201V93H200ZM218 94H219V95H218ZM242 94H243V93H241V96H242ZM259 94H258L257 98H259ZM1 95H0V96H1ZM66 95H64V96H66ZM119 95H120V93H119ZM145 95H144V97H142V101H137V100H136V102L138 103V104H136V105H139V102H142V104H145V105H146L147 102H150V100H149V97H150V96H148V101L143 103V99L145 100V99L147 98ZM154 95H155V94H154ZM158 95H159V94H158ZM163 95H162V97H163V99H164V96H165V95H164V96H163ZM196 95H193V96H196ZM208 95H209V94H208ZM208 95H207V97H208ZM215 95H216V96H215ZM217 95H218V96H217ZM229 95H228V96H229ZM5 96H6V95H4L3 97L1 96V97L4 98ZM9 96H10V98H11V97H12V94L9 95ZM34 96H35V97H34ZM40 96H39V97H40ZM64 96H63V99H65V98L68 97V96H67V97H64ZM85 96H87V94H85ZM85 96H82L83 98L81 97V99H80L79 97H78V98H79L80 101H81L82 99H84ZM99 96L96 95V96H95V97H96L95 100H97V97H99ZM121 96H122V97L124 96L123 92H122V95H121ZM128 96H130V95L127 94V98H128ZM134 96L137 97L136 95H133V98H134V99H135ZM172 96H173V95H172ZM189 96H188V98H190ZM214 96H215V97H214ZM234 96H235V97H236V96L239 97V93H238L237 95L234 94ZM241 96H240V98H239V101H240L239 103H240V104H241V103L243 104V103H244V100H243V102H241V101H242V100H241ZM251 96H252V94H251ZM251 96H250V97H251ZM16 97H15V98H16ZM47 97H48V95H47ZM49 97H48V98H49ZM130 97H132V96H130ZM130 97H129V100L132 99V98H130ZM141 97H140L139 99H138V97H137V99H138V100H141ZM145 97H146V98H145ZM151 97L154 98L153 95H152ZM157 97H158V96H157ZM157 97H155V98H157ZM159 97H160V96H159ZM162 97L160 98L161 100L159 99V100H160V101H158L159 103H161V102L163 101V100H162ZM197 97H199L200 99L202 98V96H197ZM197 97H194V99L197 98ZM204 97H205V96H203V98H204ZM207 97H206V98H207ZM220 97H222V96H220ZM220 97H219V98H220ZM238 97H236V98H238ZM242 97H243V96H242ZM248 97H249V96H248ZM250 97H249V98H250ZM15 98H14V96H13L12 99H11V101L14 100ZM17 98H18V97H17ZM17 98H16V99H17ZM19 98L21 99V97H19ZM19 98H18V99H19ZM23 98H24V99H23ZM28 98H26V96H25V97L22 96V100L19 99V102L21 101V103H19V102L17 103L18 100H16V99H15V103H14L13 101H12V102H13V103H12V102L9 100V103L11 102V104H9L10 107H11V105H12V107H11L10 109H12L13 107L15 108L16 103H17V104H18L17 106L20 105V107H18V108H17V106H16L18 112L20 111L19 109H21V112H22V108H21V106H22L23 103H25V102H23V101H25V99H26V101H27ZM53 98H52V99H53ZM59 98L57 97V99L60 100V102H61V99H59ZM70 98H71V99H70ZM106 98H105V99H106ZM108 98H107L106 100H109ZM111 98H113V99L111 100ZM118 98H119V97H118ZM120 98H121V97H120ZM124 98H125V97H124ZM127 98H126V100H127ZM152 98H150V99H152ZM176 98H178L177 95H176ZM176 98L174 97V99H176ZM208 98L211 99V97H208ZM232 98H233V97H232ZM251 98H252V97H251ZM251 98H250V99H251ZM253 98H252V99H253ZM8 99H9V98H8ZM54 99H53V100H54ZM63 99H62V102H63ZM73 99H74V97L72 98V97L70 96L67 102H69V101L71 102V100L74 101ZM93 99H94V97H93ZM103 99L101 100V102L104 104V103H106L107 101H106V100L103 101ZM174 99H173V100H174ZM186 99H187V97H186ZM194 99H193V98H191L190 100L188 99V100H189L188 102H191V100H194ZM210 99H205V100H204V103H203V102H201V103H198V102H197V103H198V106H195V107H199V105H201L202 103H203L204 105H205V104L207 105V102H208V105H209L210 102H211ZM215 99H216V98H215ZM220 99H221V98H220ZM224 99H225V98H224ZM224 99L222 98L221 102H219V100H217V101L219 102V105H221V106L218 107L219 105L217 106V105L215 104L216 107L213 109V110H215L214 113H215L217 110H218V112H220V114H218V115L216 114V116H218V117H217L215 120H216V122H220L221 124H222V119L219 118V117H221V116L223 117V116H224V118H225V120H226V118L229 117V115H230V113H231L230 111L233 112V108H230L231 106H227V107H228L229 109H232V110H229V109H228V111L226 110L227 107L223 104V102H224L223 100H224ZM233 99H235V98H233ZM243 99H244V98H243ZM0 100H1V101H2V100L5 101L6 99H5V98H4V99H1V98H0ZM41 100H44V98H42ZM41 100H40V101H36V100H34V101H36V102H40V103H41ZM46 100H47V98L45 99V101H46ZM53 100H52L51 102H53ZM65 100H66V99H65ZM84 100H85V99H84ZM95 100H94V101H95ZM157 100H158V99H156L155 102H157ZM197 100H198V98H197ZM207 100H208V101H207ZM213 100H212V102H211V103H212L211 106H210L211 108H213V104H214ZM3 101L0 103V105L2 104V107L0 106V107H1L0 111H2V114H1V112H0V118H3L4 116H2V115L5 113V112L3 113L4 109H2L3 106H4V104H3L4 102H3ZM75 101H76V99H75ZM88 101H87V104H88ZM94 101H93V102H94ZM120 101H121V99H120ZM120 101L118 102V99H117L116 104H117V102L120 103ZM145 101H146V100H145ZM151 101H152V100H151ZM184 101H185V100H184ZM194 101H195V100H194ZM202 101H203V100H202ZM217 101H216V103H218ZM225 101H227V100H225ZM229 101H231V100H229ZM232 101L235 102V100H232ZM254 101H253V103H251V104H249V105L254 104V103H255ZM51 102L48 101V103L52 104ZM62 102L59 103L58 101H56V103H53L54 105L52 104V106H54V108H55L56 104L58 103L57 106H59V108L62 107V106H63V108H64V107H65V106H64L65 104H63ZM78 102H79V101H78ZM84 102L86 103V101H84ZM93 102H92V103H93ZM97 102L101 103V102H100V99H99V101L94 102V103L97 104V105H96V104H95V105H96V107L98 108L99 105H98ZM121 102H122V101H121ZM127 102H128V101H127ZM178 102H179V101H178ZM205 102H206V103H205ZM6 103H7V102L5 101V104H6ZM27 103H28V101H27ZM27 103L24 104L25 107H24V105L22 106V107L24 108L23 110H25V111L27 110V109H26V107H27V105H28ZM40 103H38V104H40ZM82 103H83V100H82ZM102 103H101V105H103ZM108 103H109V102H108ZM114 103H115V101H114ZM114 103H113V102H110V104H111L112 106H113ZM129 103H130V102H129ZM221 103L223 104L224 107L222 106ZM239 103H238V104L236 103L237 106H238L236 109H238V110H239ZM258 103H259V102H258ZM258 103H255L254 106L256 107V105H257ZM7 104H8V103H7ZM26 104H27V105H26ZM43 104H45V106L48 105L47 102L43 103V101H42V107H43V108H44ZM60 104H61V105H60ZM62 104H63V105H62ZM67 104H70V105H67ZM67 104H66V106H67L66 108H67V109L70 108V107L72 108V106H71L72 102H71V103H67ZM75 104H76V103L74 102L73 105L75 106ZM90 104H91V102H90ZM127 104H128V103H127ZM140 104H141V103H140ZM152 104L154 105V104H156V103H153V102H152ZM172 104H174V103H172ZM181 104H182V103L180 102L179 105H181ZM184 104H186V103H183L182 106H184ZM231 104H234V103L231 102ZM231 104H230V105H231ZM242 104H241V105H242ZM261 104H262V105H261ZM261 104L259 103V105L262 106V110H261V107H260V106H257V107H259V109H260L259 112L261 111V112H263V114H264V111H263V110H264V109H263V108H264V107H263V106H264V105H263V104H264V101H263V103H261ZM31 105H32V104H31ZM31 105H29L28 108H32V109H31V110H32V113H33V114H31L32 117L29 115L30 113L28 114L29 111H28V112L26 111L27 113H25V114H28V117L30 116V117H29V120H31L30 118H33V119H32V120H33L32 123L34 124V121L36 122V120H37V116H35V118H34V111H33L34 109H33V108H35V107H33V106H31ZM36 105H37V104H36ZM36 105H34V106H36ZM79 105H80V106L82 105L81 102L79 103ZM91 105H92V104H91ZM91 105L88 104V106H89L90 108H91ZM95 105L93 106V108H91L94 112H95V110H96L98 113H99V111H100V113H101L102 111H103V112H102L101 114L99 113L100 115H98V113H96L97 115H96V114L93 115L94 117H98V116L101 117V115L103 116L104 113H105L106 111H108V110H107L108 108H111V109H112V106L110 105V107H109V106H108L109 104H108V105H106V106H108V108H106V106H104V109H103V110H100V108H98L99 110H97V109H95V108H96ZM117 105H118V104H117ZM124 105H125V104H123L122 106H124ZM145 105H144V106H145ZM148 105H149V103H148ZM148 105H147V106H148ZM153 105H151V107H153ZM162 105H163V104H162ZM162 105L159 106V108H158L157 110L155 109L156 106H154V108H150V105H149L148 107L145 106V109L148 108L147 110H151V111H153L152 109H155V110L158 112V111L162 108V110H161L160 112H162V114L164 115V113H163L164 111H163V110H165V109H164V107H163ZM169 105H171V104H169ZM177 105H178V104H177ZM191 105H192V104H191ZM191 105L188 104V106H186L187 109H188L189 106H191ZM208 105H207L206 107H209ZM226 105H227V104H226ZM241 105H240V110H239L240 114H237V113H236V114H234V115H236V116L241 115V111H243V110L245 111V113L248 112V111H246V109H243V108H247V110H250V111H251V107H252V108H253L252 110H255V108L253 107V105L250 106V107H248V106H249L248 104H246V105H247V107H246V106H245V103H244V105H242V106H244V107H242ZM30 106H31V107H30ZM52 106L50 105L49 107H51V109H53V110L57 109V110H55V112L57 111L56 114H57L58 116H60V115H61V111H62L63 109H60V110H61V111H60L58 108H55V109H54ZM69 106H70V107H69ZM82 106H83V105H82ZM82 106L80 107V110H81V108H83ZM88 106L86 107V109L88 108ZM118 106H119V110H121V104L118 105ZM131 106H133V105L131 104ZM139 106H140V105H139ZM173 106H174V105H173ZM173 106H172V107H173ZM234 106H235V104H234ZM42 107H41V104H40V106L38 105V107H36V108H39V109L41 108V109H43ZM78 107H79V106H78ZM94 107H95V108H94ZM99 107H100V106H99ZM115 107H116V106H114V108H113V113L111 112L112 114H114V115H113L114 118H112L113 121L116 120V119H118L119 116H120V114H119V115L117 114L118 110H117L116 112H114V110H116V108H117V107H116V108H115ZM141 107L144 109L143 106H141ZM177 107H178V106H177ZM186 107H185V108H186ZM192 107H193V106H192ZM195 107H193V108H195ZM206 107H201L203 110H204V108H205L204 113H200V112L198 113V111H201V108L196 112V115H198V114L201 115V114H202V117H197V116H196L195 119H197L198 122H199V120H200L201 118H205L204 116H205L206 114L208 115V111H209V110L212 112V110H211L210 107H209V108H207V110H208V109H209V110L205 113V111H206ZM235 107H236V106H235ZM14 108H13V109H14ZM36 108H35V110L37 111ZM71 108H70V109H71ZM75 108H76V106H75ZM75 108H72V110L74 109V110L76 111ZM90 108H88V109H90ZM105 108H106V111L104 112ZM129 108H130V107H129ZM133 108H134V107H133ZM133 108H132V109H133ZM149 108H150V109H149ZM173 108H175V106H174ZM178 108L181 109L180 107H178ZM178 108H177V109H178ZM190 108H191V107H190ZM241 108H242V110H241ZM7 109H8V105H7V108H5L6 113H7ZM13 109L10 110V111L13 113V115L15 114V115L13 116L12 113H11V115L13 116L12 118H15V119L18 118V119H16V120L14 121V122H16L17 120L20 119V118H19V115H20V117L23 116V112L21 113V114H22V115H21V114H19V113L16 111V113H18V114H16V113L13 112ZM51 109H50V110H51ZM67 109H66V115H67V114H70V115H71V114H72V113H71L72 110H69V109H68V111H67ZM83 109H84V108H83ZM132 109H131V110H132ZM138 109H139V108H138ZM170 109H171V107L168 108V105H167V109H166V110L169 111ZM179 109L177 110L178 112H175V113H177V114H175V115H177V116H178V113L180 112ZM183 109H184V107L182 108V111H184ZM191 109H192V108H191ZM191 109H188V111L191 110ZM195 109H196V108H195ZM216 109H217V110H216ZM236 109H235V110H236ZM15 110H16V109H15ZM31 110H30V112H31ZM47 110L49 111V109L46 107V108H45V112H46V113H50V112H47ZM58 110H59V114H58ZM74 110H73V111H74ZM122 110H124V109H122ZM125 110H126V109H125ZM125 110H124V112H123V113H124L123 116L125 115ZM127 110H128V109H127ZM147 110H145V111H147ZM192 110H193V109H192ZM192 110H191V112H192ZM203 110H202L201 112H203ZM225 110H226V112H224L225 114H222V112L225 111ZM257 110H258V108H257ZM8 111H9V109H8ZM39 111H40V110H39ZM39 111H38V112H39ZM43 111H44V110H43ZM51 111H52V110H51ZM75 111H74L73 113H75ZM87 111H90V110H87ZM87 111H85L83 114H86ZM93 111H92V112L90 111V112H91L90 115H91L92 113H94ZM110 111H111V110L109 109V111L106 112V113H108V117H107V115H106V117L103 118V117H104V116H103V117H101V120H105L106 123H108V121L111 120V119L107 120V119L109 118V115H110L109 112H110ZM132 111H133V110H132ZM136 111H137V112H141V111H138V110H136ZM174 111H175V110H174ZM174 111H172V112H174ZM182 111H181V112H182ZM188 111L186 110V112H188ZM236 111H237V110H236ZM244 111H243V113H242L243 116H245ZM62 112H63V111H62ZM67 112H68V113H67ZM126 112H128V111H126ZM133 112H134V113H133ZM133 112H131V113L135 115V111H133ZM147 112L149 113V111H147ZM147 112H146V115H147ZM153 112H154V111H153ZM153 112H151V113H153ZM186 112H184V113H186ZM194 112H195V111H193V113H192L193 116H194V114H195ZM211 112L209 113V115L211 114ZM218 112H217V113H218ZM228 112H230L229 115L226 114V113H228ZM253 112H254V111H253ZM41 113H42V110H41ZM41 113H38V114L41 115ZM51 113L53 114V116H51V115H50V116H51L52 118L54 117V119H53L54 121H53L52 119H50V118H51L50 116H49L50 118H49L48 116H46V117H48V121H49V119H50L49 123H51V121L55 122V123L52 122V125H51V126H52V130H53V127L56 125V121H57V120L59 121V119H58V116H57L55 113H53V112H51ZM79 113H80V111H79V108H78L76 114H78V116H79ZM87 113H88V112H87ZM106 113H105V114H106ZM115 113H116V114H115ZM120 113H121V112H120ZM144 113H145V112H144ZM151 113H149V116L152 115ZM155 113H156V112H155ZM158 113H159V112H158ZM169 113L171 114V112H169ZM188 113H190V112H188ZM214 113H213V114H214ZM8 114H9V113H7L6 115H8ZM62 114H63V113H62ZM76 114L71 115V116L69 115V117H70V118H69L70 122H71V120H72V122H75L76 119H77L76 122L79 120L78 118H79L80 116H79L78 118H76V117H77ZM126 114H127V113H126ZM153 114H154V113H153ZM170 114H169V115H170ZM192 114H191L190 116H192ZM204 114H205V115H204ZM246 114H247V113H246ZM252 114H254V113H252ZM255 114H256V113H255ZM263 114H261V115H263ZM4 115H5V114H4ZM11 115H10V117H11ZM46 115H47V114H46ZM54 115H55V116H54ZM66 115H65V117H66ZM87 115L89 116V113H88ZM87 115H86V116H87ZM117 115H118V116H117ZM138 115H140V114L138 113ZM141 115H142V114H141ZM159 115H161V113H160V114H157V115L155 114V115L153 116V117H154V120H155V117L157 118V119H156V120H157V123H160V122H158V119H159V117H160ZM163 115H162V116H163ZM169 115H168V116H169ZM175 115H174V113H173V114H172V117L174 116L175 118H177ZM179 115H181V114H179ZM186 115H187V114H186ZM203 115H204V116H203ZM226 115H227V116H226ZM234 115H233V117H234ZM16 116H18V117H16ZM41 116H42V115H41ZM41 116H39V117H41ZM56 116H57V117H56ZM74 116H76V117L73 118ZM82 116H84V115H82ZM91 116H92V115H91ZM142 116H143V115H142ZM157 116H158V117H157ZM162 116H161V118H162ZM181 116H182V115H181ZM183 116H184V114H183ZM183 116H182V117H183ZM190 116H188V117H190ZM198 116H199V115H198ZM243 116H241V117H242V120L245 119V121H246L245 123L247 124V121H248V120H246V119H247L246 116H249V115H246L245 117H243ZM252 116H253V115H252ZM5 117H6V116H5ZM5 117H4V118H5ZM23 117L26 118L27 116L24 115ZM23 117H22V118H23ZM55 117L57 118L56 120H55ZM71 117H72V118H71ZM84 117H85V116H84ZM84 117H82V119H83ZM115 117H118V118L115 119ZM121 117H122V116H121ZM125 117H126V119H127L128 114L125 115ZM137 117H138V116H137ZM144 117H145V116H144ZM144 117H143V118H144ZM147 117H148V116H147ZM166 117H167V112H166V116H165V118H166ZM172 117H171V116L168 117V121H169V122H170L169 118L172 120V122H173L174 120H175V121L177 120V119H175L174 117H173V119H172ZM194 117H195V116H194ZM194 117H192V118H194ZM209 117H210V116L206 117L205 119H201V120H200V124H201V126L204 125V126H207V128L210 127V126L208 125L209 122H207V118H208V121H210V124L214 125L213 123L215 122V120L212 119V114H211V119H210ZM213 117H214V116H213ZM250 117H251V116H250ZM4 118H3V119H4ZM7 118H8V117H7ZM7 118H6V120H7ZM12 118H9V119H11V121L9 120L11 126H12L11 123L13 122V121H12ZM22 118H21V120H22ZM62 118H63V116L61 117V119H62ZM102 118H103V119H102ZM122 118H124V117H122ZM130 118H131L130 121L133 122L134 119H132V118H135V117L132 116V117H130ZM150 118H152V117H150ZM178 118H179V117H178ZM192 118L190 117L189 120H192V121H193ZM198 118H200V119H198ZM214 118H215V117H214ZM218 118L221 119V120H219ZM237 118H238V117H237ZM239 118H240V117H239ZM239 118H238V119H239ZM243 118H244V119H243ZM251 118H252V117H251ZM3 119H2V120H3ZM34 119H35V120H34ZM40 119L43 120V118H40ZM40 119H39V123H41V124H42V122L44 123V121H42V120L40 121ZM73 119H74V120H73ZM82 119L79 120V121H83L82 124H84V123L86 124V122H87L86 119L92 120L91 123H90V122H87V125H89V124L92 125V124H93L92 122H93L94 120H95L96 122H97V120H98L99 125H100V123H101V122H100L101 120H100L99 117H98V119L96 118L97 120L94 119L93 117L90 118V116H89V118H86V117H85V121L82 120ZM126 119H124V122H125ZM137 119H139V118H137ZM152 119H153V118H152ZM231 119H232V118H231ZM254 119H255V116H254ZM254 119L252 120V122L254 121ZM261 119H264V117H263V118H259V120H258V119H255V120H256V122L259 121L258 123H260ZM2 120H1V121H2ZM6 120H4L3 122H5ZM25 120H26V119H25ZM25 120H22V121L25 122ZM65 120H66V121H65V122H66V123H65L66 125H67V122L70 124V122H69V120H68L67 118H66ZM67 120H68V121H67ZM89 120H88V121H89ZM99 120H100V121H99ZM120 120H121V118L119 119V122H118V123H120ZM142 120H143V119H142ZM142 120H140V121L144 123L145 120H144V121H142ZM149 120H150V119H149ZM156 120H155V121H156ZM162 120H163V118H162ZM197 120H195L194 122L198 125L199 123L196 122ZM202 120H204V121H203L204 124L201 123ZM211 120H213V123H212ZM225 120H224L223 122H225ZM227 120H228V118H227ZM227 120H226V121H227ZM1 121H0V125H1L0 128L3 127L4 125H7V124H4V123H3V126H2V124H1L2 122H1ZM22 121H21V122H22ZM37 121H38V120H37ZM48 121H47V122H48ZM79 121H78L77 124H80V123H81V122H79ZM105 121H104V123H105ZM113 121H112V123L109 122V123H110V126H109V127H108V124L106 125V124H103V123H102L103 126L105 125L106 127L104 126V128H103V127H102V124H101L100 126H101L103 129H105V128L108 127L109 130H110L111 126H113V125H111V124H114V123H115V122H113ZM121 121H122V120H121ZM126 121H127V120H126ZM128 121H129V119H128ZM140 121H139V123H140ZM159 121H160V120H159ZM168 121H167V122H168ZM178 121H179V119L177 120V122H178ZM184 121H185V120H184ZM184 121H183V123L186 124ZM205 121H206V122H205ZM249 121H250V120H249ZM21 122H20V125H19V121L16 122V123H18L17 125H19L20 128H19L17 125H16V127H18L19 129H18V128H15V127H14V128H15V129H18V130H20L21 128H23V127L21 126V124L23 125V122H22V123H21ZM26 122H27V121H26ZM62 122H63V121L60 120V123H62ZM72 122H71L70 125L68 124L67 127L65 126L68 130H69V127H73V123H72ZM76 122H75V123H76ZM98 122H97V124H95L94 126H90V125H89V126H90V127H94V129H95V127H97L96 125H98ZM102 122H103V121H102ZM134 122H135V121H134ZM167 122L164 121L165 124H167ZM169 122H168V123H169ZM172 122H170V123H171L170 126L173 124ZM177 122H176V123H177ZM179 122H180L179 125H181L182 120H180ZM188 122L190 123V121H188ZM254 122H255V121H254ZM263 122H264V120H263ZM5 123H6V122H5ZM7 123H8V121H7ZM16 123H15V124H16ZM37 123H38V122H37ZM37 123H36V125H39L38 130L40 131V124H39V123L37 124ZM49 123H48V124H49ZM60 123H59V124H60ZM88 123H89V124H88ZM94 123H95V122H94ZM127 123H129V122H126L125 124H124V123H120V124H121L120 126H122V125L124 126V125H126ZM135 123H137V122H135ZM146 123H147V122H146ZM149 123H150V122H149ZM154 123H155V122H154ZM205 123H206V124H205ZM207 123H208V124H207ZM237 123H238V122H237ZM243 123H244V121H243ZM24 124H28V125H29V123H24ZM53 124H55V125H53ZM62 124H63V123H62ZM82 124H81V125H82ZM85 124H84V125H85ZM132 124L134 125V123H132ZM137 124H138V123H137ZM137 124H136V126H135V125H134V126L137 127ZM140 124H141V123H140ZM147 124H148V123H147ZM162 124H163V123H162ZM184 124H183V125H184ZM229 124H230V123H226L227 126H228ZM238 124H239V123H238ZM246 124H245V125H246ZM10 125H9V123H8L7 126H8V127H11ZM34 125H35V124H34ZM36 125H35V126H36ZM42 125H43V124H42ZM44 125H46V124L44 123ZM44 125H43V126H44ZM63 125H64V124H63ZM71 125H72V126H71ZM74 125L76 126V124H74ZM81 125H80V129L84 127V128H83V129H84V133H83V130H81V133H80V131H79V133H77L78 131H77V129H76V131H77L76 134H78L77 137H79L80 134H82V133L86 135V133H88V132L90 133V130L92 131V129H93V128H91V129L89 130V128H90L89 126H88V128H86V125H85V126L83 125L82 127H81ZM114 125H115V124H114ZM127 125H129V124H127ZM149 125H150V124H149ZM149 125H146V124H145L146 127L149 126ZM153 125H154V124H153ZM155 125H157V124L155 123ZM158 125H159V124H158ZM168 125H169V124H168ZM174 125H175V122H174ZM179 125L176 127L177 129L180 127ZM183 125H182V128H183ZM189 125H190V124H189ZM233 125H234V124H233ZM7 126H4V127H3L4 129H3V130H5V129L8 130V127H7ZM13 126H14V124H13ZM13 126H12V127H13ZM43 126H41V130H42V131H43V128H42ZM78 126H79V125H78ZM100 126H99L97 129H98V130L101 129V130H99V131L96 130V132H95V130L93 129V132L91 133V135H88V134H87V136H85V135L82 136L83 139L86 137V142H87V140H89V141H91L93 144L95 143L94 146H93L94 149H96V148H95V145H96V147L98 146V144L101 145V143H102V141H103V139H104V136H106V133H107V132L110 133L109 130H107L106 132H105L104 130L102 131V128H100ZM120 126L117 127V128L119 129V130L117 129V130H118V131H117V134H118V132H119V133L121 132L120 129H122V127L120 128ZM134 126H132V127H134ZM150 126H152V125H150ZM184 126H185V125H184ZM239 126H240V125H239ZM246 126H247V125H246ZM5 127H7V128H5ZM12 127H11V128H12ZM44 127H45V126H44ZM60 127H61V126L59 125V128H60ZM115 127H116V126H113V127H112V129H113L114 131H116V130L114 129ZM129 127H130V126H129ZM132 127H131V129L128 128V127H127V128L125 127V128H126V131L129 130V131H127V132H131V131H132ZM140 127H142V126H140ZM146 127H145V132H148V130H146V129H148V128H149V132H150V127H147V128H146ZM152 127H153V126H152ZM155 127H156V126H155ZM161 127H162V126H161ZM171 127H172V126H171ZM196 127H197V126H196ZM196 127L194 126V127L192 128V125H190V128H192V130H193V129L197 130ZM232 127H233V126H232ZM232 127L229 126V128H232ZM234 127H235V125H234ZM253 127H254V126H253ZM46 128H47V127H46ZM46 128H44V129H46ZM55 128H56V126H55ZM63 128H64V126L61 127L60 130L62 131ZM74 128H75V127H74ZM74 128H71V131H70V132H69L68 130L66 131V129H65L66 134H67V132H69L70 134H68V135H72L73 133H71V132L74 131V130H73ZM77 128H78V127H77ZM85 128L88 129L89 131H87ZM164 128H165V125H164ZM186 128H188V127H186ZM198 128H199V127H198ZM213 128H215V127H213ZM222 128H223V127H221V129H222ZM227 128H228V127H227ZM227 128L224 127L225 131L228 130ZM1 129H2V128H1ZM26 129H27V126H26ZM26 129H25V131H26ZM28 129H29V128H28ZM28 129H27V131H28ZM78 129H79V128H78ZM133 129H134V128H133ZM141 129H144V125H143V128H141ZM152 129H153V130H156V129H154V127H153ZM167 129H168V128H167ZM170 129H171V128H170ZM170 129H169V130H170ZM184 129H185V128H184ZM184 129H182V131H183L184 133H183V132H182V133H179V134H182V136L184 135V136H183L184 139H185V141H183L184 143H185L186 141L189 140V139H188L189 137L194 136V135H197V134L199 135V137H203V136H204V138L208 139V136H210V135H209L210 132H211V135H212V134H213V130H214V129L212 130V127H211L210 131H209V129H208V131H209V134H208V135H207L208 131L206 132V131H203V130H202L201 132H203V133H201L200 130H197L198 133H197V134H194V133H193V135H192V134H191V133H192L191 131L189 132V131H187L188 129H187V130L185 129V130L188 132V134L186 135V134H185L186 132L184 131ZM199 129H200V128H199ZM218 129H219V131H221L220 128H218ZM224 129H223V130H224ZM241 129H242V127H241ZM261 129L264 130V128H261ZM34 130L38 131L37 129H34ZM48 130H49V132H50V131H51V127H50V129H48ZM54 130H55V129H54ZM60 130H58L59 133H60ZM63 130H64V129H63ZM85 130H86L87 132H86ZM105 130H106V129H105ZM123 130H124V129H122V131H123ZM171 130H172V133H173V127H172ZM216 130H217V129H216ZM223 130H222L221 132H223ZM231 130H232V129H229V134L231 133ZM237 130H239V128H237ZM242 130H243V129H242ZM247 130H248V129L246 128V132H245V133H248V132H249V130H248V131H247ZM0 131H1V130H0ZM9 131H10V130H9ZM15 131H16V130H15ZM39 131H38V132H39ZM45 131H46V130H45ZM58 131H57V133H58ZM97 131L99 132V134L103 133L102 135L97 134V137H98V138H100V137L102 138V137H103V138L101 139V140H102L101 142L99 141L100 139H96L97 137L95 138L96 135H95V136H92V135H94L93 133H97ZM114 131L111 130V132H112L113 134H115ZM143 131H144V130H143ZM193 131H194V130H193ZM217 131H218V130H217ZM233 131H234V130H233ZM250 131H251V130H250ZM256 131H257V130H256ZM259 131H260V130H259ZM261 131H262V130H261ZM12 132H13V131H12ZM20 132H21V130H20ZM62 132H63V131H62ZM62 132H61V134L64 133V132H63V133H62ZM85 132H86V133H85ZM164 132H165V133H163V132H162V133L165 135L166 132H167L166 128H165V131H164ZM168 132H169V131H168ZM176 132H180L179 129H178ZM199 132H200L201 134H203V136H201V134H200ZM215 132H216V131L214 130V134H217V133L220 134L219 132H217V133H215ZM241 132H242V131H241ZM252 132H254V131H252ZM263 132H264V131H263ZM32 133H33V132H32ZM50 133H51V132H50ZM50 133L48 134V136H50ZM104 133H105V135H104ZM234 133H235V132H234ZM236 133H237V132H236ZM236 133H235V134H236ZM250 133H251V132H250ZM12 134H13V133H12ZM27 134H28V133H27ZM27 134H25V135H27ZM45 134H46V132H45ZM52 134H53V131H52V133H51V136H52ZM113 134H111V137H112ZM120 134H123V135H124V131H123V133L121 132ZM127 134H128V139H130L131 137H130V134H129V133H125V137H124V138L126 139V135H127ZM132 134H133V132L131 133V136H132ZM134 134H135V133H134ZM145 134H146V133H145ZM150 134H152V133L150 132ZM150 134L148 133V136H149ZM158 134L160 135L161 133H158ZM174 134H175V133H174ZM179 134H178V135H179ZM190 134H191V135H190ZM223 134H224V135H223ZM223 134H222V135H223L222 138H223V137H226V139H228V137H230V136H231V138L233 139V136L235 135V134H234L233 136H232L231 134L228 135V133H225V132H224ZM225 134H226V136H225ZM232 134H233V132H232ZM237 134H238V136H239V133H237ZM243 134H244V133H243ZM248 134H249V133H248ZM248 134H247V135H248ZM251 134H252V133H251ZM6 135H7V134H6ZM19 135H20V134H19ZM29 135H30V134H29ZM35 135H36V134H35ZM35 135H34V136H35ZM40 135H42V133H41ZM57 135H60V134H57ZM57 135H56L55 137H57ZM68 135H67V137H68ZM73 135H75V131H74V134H73ZM98 135H99V136H98ZM103 135H104V136H103ZM107 135H108V134H107ZM143 135H144V134H143ZM159 135H157V138L155 137V141H157V140L159 139V138H158ZM166 135H167V134H166ZM185 135H186V137H185ZM206 135H207V136H206ZM240 135H241V133H240ZM244 135H246V134H244ZM244 135H242V137H243ZM0 136H1V135H0ZM10 136H11V135H10ZM12 136H13V135H12ZM22 136H23V135H22ZM22 136H21V137H22ZM30 136H32V135H30ZM53 136H54V135H53ZM61 136L63 137L64 134H63V135H60V137H61ZM84 136H85V137H84ZM89 136H91L92 139L95 138V139H94L95 141L98 140V144H96L97 142L92 141L91 138H90ZM113 136H114V135H113ZM115 136H116V135H115ZM144 136H145V135H144ZM144 136H143V137H144ZM155 136H156V135H155ZM176 136H177V135H175V136H173V137H174L175 139H177ZM180 136H181V135H180ZM182 136H181V137H182ZM187 136H188V138H187ZM216 136H217V135H214L215 138H216ZM218 136H219V135H218ZM238 136H236V135L234 136V137H235L234 141H236L237 138H239ZM37 137H38V136H37ZM39 137H40V136H39ZM41 137H42V136H41ZM60 137H59V138H60ZM62 137H61V138H62ZM70 137H74V136H70ZM77 137H76V139H77V141H78V138H77ZM93 137H94V138H93ZM107 137H108V136H106V137H105L106 139H104V141L106 140V142H108L107 139H109L110 136H109L108 138H107ZM129 137H130V138H129ZM133 137H135V135H133ZM137 137H138V136H137ZM143 137H142V138H143ZM145 137H146V136H145ZM163 137H164V136H163ZM165 137H166V136H165ZM169 137H170V134H169ZM171 137H172V136H171ZM177 137H178V141H180L181 138H180L179 136H177ZM196 137H197V136H196ZM210 137H212V136H210ZM210 137H209V139H210ZM236 137H237V138H236ZM13 138H14V137H13ZM50 138H51V137H50ZM61 138H60V139H61ZM87 138H89V139H87ZM116 138H118L117 140H119V139H121L122 137L118 134V136L115 137V142H117ZM124 138H123V139H124ZM146 138H147V137H146ZM146 138H145V139H146ZM148 138H149V137H148ZM191 138H192V137H191ZM197 138H198V137H197ZM222 138L220 139V140H221V141H220V144H221V143H222V144H223V143L225 144V142H226L227 144L225 145V147L228 148V147H229V146H227V145H228V142L226 141V139L223 140L224 138H223V139H222ZM231 138H229V140H232ZM244 138H245V136H244ZM244 138H243V139H244ZM9 139H10V138H9ZM14 139H16V138H14ZM18 139H19V138H18ZM27 139H29V138H27ZM27 139H26V140H27ZM32 139H33V138H32ZM41 139H42V138H41ZM47 139H49V137H48ZM47 139H46V140H47ZM51 139H52V141H53V138H51ZM51 139H50V141L48 140L49 142H51V143H49V145H50L51 147L48 146V148H52V145H53V144H52ZM57 139H58V137L56 138V142H57ZM63 139H65V138L63 137ZM63 139H61V140H62L63 142H66V141H64ZM83 139H82V140H83ZM113 139H114V137H113ZM113 139L110 138V141L112 140V142H114ZM125 139H124V140H125ZM128 139H126L125 141H127ZM133 139H135V138H133ZM133 139H132V142H134ZM145 139H144V140H145ZM152 139H153V136H152ZM156 139H157V140H156ZM170 139L172 140V138H170ZM184 139L182 138V140H184ZM186 139H188V140H186ZM199 139H200V138H199ZM211 139H213V138H211ZM211 139L208 140V141H206L207 145L210 144L209 142L213 141V140H211ZM217 139H219V138H217ZM217 139H214V140L217 141ZM243 139L240 138V142L242 141V142L244 143L245 141H243ZM248 139H249V137H248ZM16 140H17V139H16ZM26 140H25V141H26ZM43 140H44V139H43ZM69 140H71V138H70ZM74 140H75V138H74ZM74 140H73V147H74V144H75V142H76V141H74ZM82 140H81V143H82ZM124 140H121V142H123ZM149 140H150V139H149ZM160 140H161V139H160ZM165 140H166V138H165V139L163 138V141L161 140L162 143L165 142ZM171 140H170V141H171ZM173 140H174V139H173ZM182 140H181V142H182ZM222 140H223V142H222ZM254 140H256V139H254ZM7 141H8V140H7ZM48 141H46L47 144L44 142L45 145H48ZM71 141H72V140H71ZM84 141H85V139L83 140V143H82V144L85 143ZM129 141H131V139L128 140V143H127V142H123V143H125V144H129V145H130V143H132V142L129 143ZM161 141H159L160 144H161ZM200 141H202V142L204 141V142H205V140L200 139L199 141L197 140V143H196V140H195V141H194V144H195V143H196V144L194 145V144H192V143H190V142L188 141L187 143H185V144H187V146H184L185 144L182 142L184 145H183V144H182V145H179V147H178L179 149H177V150L180 152V151H181L180 149H183L184 147H186V148H184L185 151H186V149H190L189 147H191V146H193V145H194V146H196V145L198 146V143L201 144L202 142H200ZM234 141H233V145H234V143H235ZM56 142H55L54 144H57ZM58 142H59V143L57 144V147H56V145L54 146V148H55V149H54V154H57V153L59 154V153L61 152V155H60V157H59L58 155H57V156L54 155V157H55V158H56V157L64 158L63 160H64V162H65V160H66V163H67V161H69V162L72 161V160L75 161V160H76V158H75V155H76V154H73L72 149L75 148V151H77L76 147H74V148H73L72 146H71L72 148L69 147V149H71V151H72V152H71L72 154H67V155H66V154H65L66 150H65V152H64V151L62 152V150H61L60 152H57V151H56V149H58V148L61 147L60 143L63 144V142H61L60 140H58ZM78 142H79V143H78ZM78 142H77V144H78V146H79V144H81V143H80V141H78ZM91 142H87V143L84 144V148H85V149H86L87 146L90 147V149L88 150V153H89V154L92 153V152H89V151H92V149H91V148H92V147H91ZM99 142H100V143H99ZM106 142H104V145H105V146H109V148L107 147V148H108L107 150L109 151L111 146H110L109 144H108V145L105 144ZM140 142H142V141H140ZM145 142H147V139L145 140ZM176 142H177V140H176ZM181 142H180V143L178 142V143L181 144ZM204 142H203V143H204ZM213 142H214V141H213ZM262 142H264V141H262ZM8 143H9V142H8ZM13 143H16V142L13 141ZM69 143H71V142L69 141ZM69 143H68V144H69ZM88 143H89V144H88ZM117 143H118V145H119V142H117ZM136 143L138 144L139 142H136ZM148 143H149V141H148ZM152 143H154V141H152ZM152 143H151V144H152ZM159 143L157 144V146H156L155 148H157V147L159 148V146H158V145H160ZM166 143H168V141H166ZM171 143H172V142H171ZM171 143H170V144H171ZM188 143H189V144H188ZM203 143H202V144H203ZM230 143L232 144V141L229 142V145H231ZM238 143H239V142H238ZM254 143H256V142H254ZM258 143H259V142H257V144H258ZM65 144H67V143H65ZM86 144H87V145H86ZM110 144H111V142H110ZM112 144H115V143H112ZM112 144H111V145H112ZM132 144H133V143H132ZM137 144H135V147H134V148H135V151H133L134 153H133V156H132V157H133L132 159H133L134 161H135L134 158H137V154H135V153H138V152L140 151V150H138V152H137V150H136L137 148H139V147L137 146ZM172 144H173V143H172ZM175 144H176V143H175ZM190 144H191V146H189ZM200 144H199V145H200ZM204 144H205V143H204ZM213 144H214V143H213ZM213 144L211 143L210 145L213 146ZM217 144H218V146H217ZM217 144L215 145L216 147H214V148L216 149V150L214 149L216 152H217L219 149H223V150H224V148H223L224 145L221 144L220 147H221V146H223V147L219 148V143H217ZM239 144H240V143H239ZM262 144H263V143H262ZM262 144H261V145L258 144L259 148L253 149V151H254V150L256 151V150L260 149V146H262ZM15 145H17V144H15ZM58 145H59V147H58ZM70 145H72V144H70ZM70 145H68V146H70ZM75 145H76V144H75ZM102 145H103V144H102ZM102 145H101V146H102ZM118 145H117V146H118ZM120 145H121V143H120ZM120 145L118 146V148L120 147ZM129 145H128V146H129ZM139 145H140V144H139ZM141 145L143 146L144 144L141 143ZM141 145H140V147H141ZM153 145H154V144H153ZM162 145H163V144H162ZM162 145H160V146H162ZM207 145H204V146H206V148L209 149L211 146H210V147H207ZM233 145H232V146H233ZM243 145H244V144H243ZM243 145L240 144V146H241V147L239 146L240 148L237 147L238 145L235 146V147H237V148H235V147H234V148L236 149V151H237L238 148H239L240 150H241V148H242V152H240V153H242V154L245 155V153H244L245 151L243 150V148H244ZM252 145H254V144H252ZM5 146H6V145H5ZM26 146H27V145H26ZM62 146H64V144H63ZM82 146H83V145H81V148H82L84 151L81 149V152H82V154H86L87 152L84 153L86 150H85ZM105 146H104V147H105ZM114 146H115V145H114ZM123 146H124V144L121 145V147H123ZM128 146L125 145L124 149L122 148L123 150L121 149V147L119 148L120 150H118V148H116V147H113L114 150H115V148H116V149L118 150V152H119L118 154H119V155L121 154V155L119 156V155L116 154L115 151L112 149V151H114L113 153H112V151H111V153H110V154H113V157H112V158H114V156H115L114 154H116V156H118V157H121V156L124 155V153H126V152L129 153L130 151H126V150H129V149H127V148H130V149H131V146H130V147H128ZM136 146H137V148H136ZM164 146L167 147V144L164 145ZM164 146H163V149H164ZM170 146L172 147V145H170ZM174 146H175V145H174ZM176 146H177V145H176ZM182 146H183V148H182ZM204 146L201 147V145H200V146H199V149H200V148H204V149H205ZM254 146H255V145H254ZM2 147H3V146H2ZM98 147H99V146H98ZM98 147H97V149H98ZM104 147H103V146H102V147H99V150H101L100 148H104ZM126 147H127V148H126ZM151 147H152V145L150 146V148H151ZM180 147H181V148H180ZM187 147H188V148H187ZM217 147H218V148H217ZM246 147H248V145H246ZM252 147H253V146H252ZM256 147H257V146H256ZM5 148H6V147H5ZM15 148H16V147H15ZM38 148H39V147H38ZM38 148H37V149H38ZM40 148H41V147H40ZM134 148H133V150H134ZM160 148H161V147H160ZM175 148H176V147H175ZM194 148H195V147H192L191 150H190V152H192V150L196 151V150H195L196 148H195V149H194ZM249 148L252 149L251 147H249ZM249 148H248V149H249ZM253 148H255V147H253ZM21 149H22V148H21ZM21 149H20V151H21ZM34 149H36V148H34ZM44 149H45V148H44ZM44 149H42V150H44ZM60 149H63V148H60ZM60 149H58V150H60ZM64 149H66V147H65ZM67 149H68V148H67ZM69 149H68L67 152H70ZM78 149H79V147H78ZM94 149H93V155H92L93 157H94V155H95L94 152L97 153V150H94ZM125 149H126V150H125ZM140 149H144V146H143V148L141 147ZM153 149H154V148H153ZM163 149H162V153L164 154V152H165L164 150H166V149H164V150H163ZM204 149H203V150H204ZM212 149H213V148H212ZM217 149H218V150H217ZM228 149H230V148H228ZM235 149H234V150H235ZM244 149H245V148H244ZM7 150H8V149H7ZM10 150H11V149H10ZM15 150H16V149H15ZM32 150H33V148L30 149L31 152H32ZM42 150H41V152H42ZM51 150H52V149H51ZM117 150H116V152H117ZM177 150H175V151H177ZM209 150H211V149H209ZM223 150H221L223 153H222V152H220V153L224 155L225 153H224ZM232 150H233V149H232ZM232 150H231V153H232ZM240 150H239V151H240ZM262 150L264 151V148H263ZM17 151H18V150H17ZM27 151H28V152H27ZM33 151L36 153V151H38V150H36V151L33 150ZM45 151H46V149H45ZM47 151L49 152V150H47ZM55 151H56V152H55ZM79 151H80V149H79ZM79 151H77V152H79ZM104 151H105V148H104V150H102V152L104 153ZM153 151H155V149H154ZM153 151H152V152H153ZM163 151H164V152H163ZM167 151H172V150L167 148ZM185 151H184V152H185ZM199 151H200V150H199ZM206 151H208V150L206 149L205 152H206ZM219 151H220V150H219ZM219 151H218V152H219ZM243 151H244V152H243ZM247 151H250V150H247ZM247 151H246V152H247ZM251 151H252V150H251ZM11 152H12V151H11ZM22 152H23V151H22ZM22 152H19V153H22ZM48 152H47V154H49ZM77 152H76V153H77ZM98 152H100V151H98ZM105 152H106V151H105ZM120 152H121V153H120ZM141 152H143V150H141V151L139 152L140 155H141ZM148 152H149V150H148ZM156 152H157V150H156ZM158 152H159V150H158ZM158 152H157V154L160 153V152H159V153H158ZM187 152H189V150H187ZM187 152H186V153H187ZM190 152H189V153H190ZM196 152L198 153V150H197ZM200 152H202V149H201ZM205 152H204V153H205ZM233 152H235V151H233ZM237 152H238V151H237ZM237 152H235V153H236L237 156L239 157V154H240V153L238 154ZM24 153H25V152H24ZM26 153H27V154H30L28 147H27V149H26ZM39 153H40V151H38V153H37V156H38V157H39V155H40ZM44 153H45V152H43L42 154L44 155ZM51 153H52V152H50L49 156H50V155L52 156ZM62 153H64L65 156H64V154H62ZM106 153H108V152H106ZM170 153H171V152H170ZM175 153H176L175 155H178V154H179V153L177 154V152H175ZM220 153H219V154H220ZM231 153H230V154H231ZM250 153H251V152H250ZM255 153H257V151H256ZM4 154H5V153H4ZM17 154H18V153H17ZM27 154H26V155H27ZM33 154H34V153H33ZM89 154H87V156H89L90 159H91V156H90ZM110 154H109V155H110ZM129 154H130V153H129ZM134 154H135L136 156H135ZM148 154H150V152L147 153L146 155H148ZM153 154H154V152H153ZM153 154H152V155H153ZM163 154H162V155H163ZM165 154H166V152H165ZM181 154L184 155L185 153H184V154L181 153ZM194 154H195V153H194ZM202 154H203V152H202ZM205 154H206V153H205ZM205 154L203 155L204 157H206L208 154L210 155V152H208V153L206 154V156H205ZM219 154H217V155H219ZM221 154H220V155H221ZM230 154H229V155H230ZM262 154H263V152L261 151V155H260V156L264 157V156H263L264 154H263V155H262ZM9 155H10V154H9ZM12 155H13V154H12ZM31 155H32V154H31ZM31 155H30V156H31ZM45 155H46V153H45ZM98 155H99V154H98ZM98 155H96V156H98ZM103 155H104V154H102V155L100 156V157H101V158H100L101 160L104 159V158L102 157ZM109 155H108V156H109ZM140 155H138V158H139ZM155 155H156V154H155ZM159 155H160V154H159ZM159 155H157V156H159ZM169 155H170V154L167 155L168 158L170 157ZM172 155L174 156V153H173ZM187 155H188V154H186L185 156H187ZM199 155H200V154H198V155H197L196 157H194V158H196V159H198V160H199V159H202L201 157L198 158ZM214 155H216V153H215ZM217 155H216V156H217ZM223 155H222V158H224V156H225V155H224V156H223ZM227 155H228V154H227ZM229 155H228V156H229ZM232 155H233V154H232ZM246 155H247V153H246ZM246 155H245V156H246ZM253 155H254V154H253ZM256 155H258V154H256ZM3 156H4V155H3ZM13 156H14V155H13ZM23 156H24V155H23ZM30 156H29V157H30ZM37 156H36V155L33 156V157H35V158H34V161H32V163H31V161H30L31 165H32V164H36V163H33V162L36 161ZM51 156H50V157H51ZM63 156H64V157H63ZM77 156H78V155H77ZM77 156H76V157H77ZM79 156H82V155L79 154ZM87 156L85 155V157H87ZM104 156H105V155H104ZM108 156H107V157H108ZM116 156H115V159H116ZM150 156H151V155H150ZM157 156H156V157H157ZM163 156H164V155H163ZM167 156H165V157H163V158L166 159ZM179 156H180V155H179ZM179 156H178V159H179V161H181L180 159H183V158H182V157L179 158ZM189 156H190V154H189ZM201 156H202V155H201ZM203 156H202V157H203ZM212 156H213V155H212ZM233 156H234V155H233ZM251 156H252V155H251ZM258 156H259V155H258ZM33 157H31V158H33ZM45 157H46V156H45ZM47 157H48V155H47ZM54 157H52V158H45V160H44V159H42V160L45 161V164H46V165L50 166L51 163L48 161V162L50 163V165L47 164V161H46V160H50V159H53V160H54V159H55ZM85 157H83V158L85 159ZM89 157H87V160L89 159ZM107 157H106V161L109 162V160L111 159V155H110V158L108 157L109 160H107ZM126 157H127V156H125V158H126ZM152 157H154V156H152ZM156 157H155V158H156ZM159 157H160V156H159ZM159 157H158V158H159ZM174 157H175V156H174ZM176 157H177V156H176ZM183 157H184V156H183ZM191 157H192V156H191ZM208 157L210 158V156H208ZM213 157H214V156H213ZM219 157H220V156H219ZM238 157H236V158H238ZM241 157H243V155H241L238 159H241ZM262 157H261V158H262ZM12 158H13V157H12ZM27 158H28V157H27ZM41 158H43V156H42ZM65 158H66V159H65ZM79 158H80V157H79ZM79 158H77V161L79 162V164H78L77 161H76L75 163L72 162V163H73L72 165H73L74 167H76L77 164H78L77 169L75 168L76 171H77V170L79 171L78 167H79V165H80V163H81V162L79 161V160H80ZM97 158H98V157H97ZM97 158H96V157H95V159L92 158L93 160L91 161V163H92V162H94V163L91 164V165H90V160H88V161H89V165L86 164V166L88 165V167H90V166L93 167L92 165L95 164V161H94V160H96ZM102 158H103V159H102ZM121 158H122V157H121ZM121 158H119V161H120V162H121ZM125 158H123V159H125ZM128 158H129V157H128ZM138 158L136 159V162H138ZM143 158H144V156H143ZM146 158H147V159L144 158L145 161L143 160L142 165L146 163V166H147V167L144 165L145 169L148 168V167H149L148 169H150V164H151V163H149V162H151V161H152L151 159H153V158H151V159H150V157H146ZM161 158H162V156H161ZM161 158H160V161H159V164H160V165L162 164L163 161H164L165 163H167V159H166V161L163 160V161L161 162ZM172 158H173V157H172ZM194 158L191 159L190 161L195 160ZM209 158L206 157V158L203 159V160H206V161H207V160H210ZM216 158H218V157H216ZM216 158H212V160H211V162H213L214 160L216 161V163H213L214 165L217 164V163H219V162L222 160V159H220L221 157L219 158L220 160H219V159H216ZM227 158H228V157H227ZM227 158H225V159H227ZM230 158H231V163H232V159H233V158H232L231 155H230ZM236 158H234L235 161H236ZM244 158H245V162L247 163L246 158H249V155H248V157H244ZM244 158H243V159H244ZM251 158H252V157H251ZM251 158H249V159H247V160H249V161L251 162V160H250ZM255 158H256V156H255ZM259 158H260V157H259ZM9 159H11V158H9ZM20 159H21V158H20ZM39 159H40V158H39ZM84 159H83V160H84ZM100 159H99V160H100ZM115 159H111L112 161L110 160V162H114L113 160H115ZM173 159H174V158H173ZM187 159H188V162H189V159H190V158L185 157V160H187ZM238 159H237V160H238ZM243 159H242V161H244ZM256 159H258V158H256ZM6 160H7V159H6ZM6 160H5V161H6ZM29 160H30V159H29ZM29 160H28V161H29ZM31 160H33V159H31ZM37 160H38V159H37ZM63 160H59V161H60V162H61V161L63 162ZM83 160H82V158H81L82 163H84L85 161H87V160H85V161L83 162ZM99 160H98V161H99ZM126 160H128V159L126 158ZM126 160H125V161H126ZM140 160H141V159L139 158V161H140ZM148 160H150V161L148 162ZM170 160H171V159H170ZM170 160H169V161H170ZM175 160H177V159H175ZM183 160H184V159H183ZM185 160L182 161V162H186ZM203 160H202V162H201L200 164L203 163ZM218 160H219V161H218ZM260 160H262V159H260ZM8 161H11V160H8ZM8 161H7L6 163L9 165V167H12L13 164H11V163L8 162ZM12 161H14V160H12ZM20 161H21V160H20ZM38 161L41 162L40 165L42 166V163H44V162H42L41 160H38ZM55 161H56V160H54V162H52V163L54 164ZM59 161H58V162H59ZM96 161H97V160H96ZM103 161H104V160H103ZM116 161H117V162H116ZM119 161H118V160H115V162H116L118 165L114 162L116 165H113V163H112L113 167L110 166L111 164L109 165V163L106 164L108 169H109L110 167L113 168L114 172H112V169H111V168L109 169V171L111 170L110 172L112 173V175L109 173L108 170H107L108 172H106V171L104 170V169H106V168H105L106 166H105V164H104V168H103L104 171H103V173H105V172H106V173H109V174H106V173H105V176L102 174V172H101L102 170L100 169V168H102L103 163H102V162L99 163L100 161L98 162V164L96 163V166L99 165L98 169H100V172H101V173H100V172L98 171V174H99V173H100V175L102 174L104 177H102V176H101V177L104 178L105 180H103L99 175L97 176V173L95 172V170H97V167H95V165H94V171H93L94 173H93V174L95 175V173H96V175H95L96 177H95L94 175H93V177H94L95 179L99 177V182H100L99 184H103V185H101V186H99V187H98V184H97V189H98V190L96 191V189L94 190V188H96V187H95V186H96V183L93 182V181H95V179L92 181L93 183H95L94 186H93L94 188L92 189V191H94V192L96 191V192H97V193H94V194H96V195L99 194L98 191L100 190V187H101V189L103 188V189H106V190H109L110 187H113V188H114V186H113V182L116 181L117 176H118V173H116V172H117L116 170H118V168H119V165H120V164H119V163H120ZM130 161H131V160H130ZM146 161H147L149 164H148ZM156 161H157V159H156ZM171 161H172V160H171ZM223 161H226V160H223ZM235 161H234V162H235ZM249 161H248V162H249ZM257 161L260 162L259 159H258ZM17 162H18V161H17ZM17 162H16V163H17ZM56 162H57V161H56ZM58 162H57V163H58ZM60 162H59V163H60ZM107 162H106V163H107ZM118 162H119V163H118ZM122 162H123V164L125 163L124 160H123ZM136 162H135V163H136ZM157 162H158V161H157ZM157 162H156V163H157ZM182 162H180V163L183 164ZM228 162H230V159H229V158L227 159V164H228ZM234 162L232 163L233 165L230 163V166H233V167H231V168H234V164L236 163V162H235V163H234ZM237 162L239 163V162H241V161L239 160V161H237ZM254 162H256V161H253V162H252V165H254ZM258 162H257V163H258ZM12 163H13V162H12ZM16 163H15V161H14V165H15ZM86 163H87V162H86ZM104 163H105V162H104ZM130 163H131V162H130ZM132 163H133V162H132ZM172 163H174L175 165L177 164V162H175V161L171 162V165H173ZM186 163H187V162H186ZM186 163H185V165H186ZM196 163H197V162H196ZM196 163H195V164H196ZM204 163H206V162L204 161ZM204 163H203V164H204ZM207 163H208V164H207ZM207 163H206L207 166L209 165V166L212 167V165H210V164H212V163H210V161L207 162ZM238 163H237L236 165H238ZM257 163H255V165H256ZM262 163L264 164V162L261 161V164H262ZM7 164H6V165H7ZM18 164L20 165V163H18ZM18 164H17L16 166H18ZM37 164H38V162H37ZM37 164H36V165H37ZM62 164H63V163H62ZM84 164H85V163H84ZM101 164H102V165H101ZM133 164H134V163H133ZM140 164H141V162H140ZM147 164H148L149 166H148ZM153 164H154V163H153ZM168 164L170 165V163H168ZM203 164H202V165H203ZM221 164H223V162H222ZM221 164H220V168H222L223 170H226V169H224V167H222V166H223L224 164H226V163H224L222 166H221ZM240 164H241V163H240ZM243 164H244V163L242 162V164H241L242 167H240V168H241V171H243L242 168H245V167H246V166H245L246 164H244V165H243ZM263 164H262V165H263ZM8 165H7V166H8ZM11 165H12V166H11ZM31 165H30L29 163H25L24 170H23V171H20V170H19L20 173L18 174L17 177H19V179H20V177L25 176V178H26V179L24 178V179L26 180V182H25V186L27 187V186L30 185L31 188H32V189H30V187H28V188L30 189V190H28V191H30V192H35V193H36V195L34 194V196H32L33 193H31L32 195H31V194H30V195L32 196V198H33V197H34V198H35V197L38 198L37 196H38V195L40 196V195H41V192H40V194L37 195V190H36L37 187L35 188V186H36V184L38 185L39 182L36 183L35 186H34V183L40 179L39 176H41V175H38V174L35 173L33 176H29L28 173H30L31 170H32V168H34V167H32L33 165H32V166H31ZM46 165H44L45 167L43 166V167H44L43 171L46 169ZM56 165H57V164H56ZM59 165H60V164H58V166H59ZM65 165H66V164H65ZM65 165H63L65 168H62L63 166L60 165V167L62 166L61 168L64 169V170H63V173H64V172L66 173V170L69 168V167H68V166H69L68 164H67V165H68V166H67L68 168H67ZM75 165H76V166H75ZM82 165H83V164H82ZM108 165H109V166H108ZM128 165H129V164H128ZM134 165H136V164H134ZM134 165H133V166H134ZM142 165H141V168H143V169H142V173L146 174L145 172H146L148 169L145 170L144 167H142ZM160 165H159V166H160ZM163 165H164V163H163ZM175 165H174V166H175ZM177 165H178V164H177ZM191 165H194L193 162H192V163H191V162L189 163V166H191ZM204 165H205V164H204ZM217 165H218V164H217ZM228 165H229V164H228ZM236 165H235V166H236ZM241 165H239V166H241ZM248 165H250V164H248ZM255 165H254V166H255ZM259 165H260V164H259ZM259 165H258V166H259ZM262 165H260V167H261ZM28 166H29V168H31V169H28ZM37 166H38V165H37ZM51 166H52V167H50V168H53V165H51ZM58 166H57V167H58ZM80 166H81V165H80ZM114 166H115L117 169H116V168L114 169ZM117 166H118V167H117ZM129 166H130V165H129ZM129 166H128V167H129ZM133 166H131V167H132V170H130V171H128L129 168L127 167V168H128V169L126 168V171H127V172L124 173V175H126L127 173L129 174V172H131V171L133 172V173H131L130 175L127 174L128 179H130L129 177H131V175H133L134 172H136V170H137V169H136L137 166H136V168H135V167L133 168ZM152 166H153V165H152ZM154 166H155V165H154ZM157 166H158V164H157ZM157 166H155L156 168H155L154 170H153L154 167L151 169L152 172H151V170H150V171L148 170V172H150V173L153 174V172L157 169ZM178 166H179V165H178ZM178 166H176V169H175V170H177V167H178ZM189 166H188V164H187L186 169H187V167H188L189 169H191V167H189ZM196 166H197V164H196ZM199 166H201V165H199ZM199 166H198V167H199ZM207 166H205V167H207ZM224 166H226V165H224ZM243 166H244V167H243ZM70 167H71V163H70ZM88 167H85V165H84V166H82L83 169H82V168H81V169H82L83 171H85L84 169H87V171H88V170L90 169V168L88 169ZM122 167H124V165H123ZM122 167H120L119 170H118V172H119L121 175H122V173H121L120 171H122ZM160 167H161V168H160ZM160 167H158V168H160L161 172H165L164 168H167V167L171 168L170 166H167V167L160 166ZM162 167H163V171H162ZM182 167H183V165H182ZM194 167H195V165L192 166L193 171H192V169H191L190 172H191V171H192V173L194 172ZM214 167H216V165H215ZM236 167H237V166H236ZM255 167H257V165H256ZM13 168H14V167H12L11 169L13 170ZM15 168H16V167H15ZM19 168H23V167H20V166H19ZM48 168H49V167H48ZM50 168H49V169H50ZM66 168H67V169H66ZM79 168H80V167H79ZM139 168H140V167H139ZM139 168H138V169H139ZM172 168L174 169L175 167H172ZM172 168H171V170H167V171H168L167 173H170V171H171V173H172V171H173ZM208 168H209V167H208ZM208 168H207V170H209ZM227 168H228V166H227ZM237 168H238L239 170L237 171V170L234 169V170L237 171V172L235 173V175H233V176H235V178H237V179H236L237 181L232 182V180H231V182H232V183H236V182H237L236 184H239V183H238V179L240 178L239 175L244 174V171H243V173H241V172H239V171H240V168H239V167H237ZM249 168H250V167H248V168H246V169H249ZM253 168H254V167H253ZM261 168H262V167H261ZM27 169H28V170H27ZM54 169H55V168H54ZM57 169H58V168H57ZM57 169H55V170H54L55 173H53V174H55L56 176L58 175V174H56V173H57V172H56ZM65 169H66V170H65ZM81 169H80V170H81ZM120 169H121V170H120ZM134 169H135V170H134ZM189 169H188V171H189ZM202 169H204V168H202ZM202 169L198 168V170H201L200 172L204 171V170H202ZM205 169H206V168H205ZM212 169H213V168H212ZM212 169H210V170H212ZM250 169H252V167H251ZM257 169H258V168H257ZM8 170H9V169H8ZM29 170H30V171H29ZM41 170H42V169H41ZM41 170L39 169L40 173L42 172ZM47 170H48V169H47ZM47 170H46V172H47ZM51 170H53V169H51ZM51 170H50V171H51ZM60 170H61V169H60ZM60 170L58 169V171H60ZM72 170H73V168L71 167V170L69 169L68 172H69V171H70V172H74V171H72ZM143 170H145V172H144ZM179 170H180V169H179ZM179 170H178V172H179ZM182 170H183V171H181L180 173H182V172L184 173V172H185V168H182ZM198 170H195V171H198ZM210 170H209V171H210ZM253 170H254V169H252V171H251V170H249V171H250V172H253ZM258 170H259V169H258ZM260 170H261V169H260ZM26 171L28 172L27 175H26ZM32 171L38 173V169H37V171H36L35 169H33ZM78 171H77V173H75V174H76V176L79 177L78 174H80L81 172H78ZM115 171H116V172H115ZM139 171H140V170H139ZM205 171H206V170H205ZM213 171H214V170H213ZM213 171H212V172H213ZM245 171L247 172L248 170H245ZM256 171H257V170H256ZM15 172H16V171H15ZM44 172H45V171H44ZM48 172H49V171H48ZM48 172H47V173H48ZM88 172L90 173V170H89ZM137 172H138V171H137ZM148 172H147V173H148ZM157 172L160 173L159 170L157 169V171L154 172V175H153V176L156 177L155 173H157ZM173 172H174V171H173ZM178 172H177V173L174 172V173H176V174L174 175V176H175V179L169 178V177H174V176H172L171 173H170L171 176L168 177V175H167V177H168L171 181H172V180H173V181L175 180L176 182L180 181V182L182 183V180H179V179H180V177L182 176L183 173H182V174H179ZM198 172H199V171H198ZM210 172H211V171H210ZM212 172H211V173H212ZM225 172H227V170H226ZM238 172H239L240 174H239ZM250 172H249V173H248V172L245 173V174H246V175H245V178H246L247 175L249 176ZM258 172H259V171H258ZM262 172H263V171H262ZM262 172H261V173H262ZM9 173H10V172H9ZM9 173H7V174L9 175ZM58 173H59V172H58ZM61 173H62V172H61ZM82 173H83V175H82V176H83V179H82V180L76 179V181H79V182L81 183V181H84V179H86V180H85L86 182H89V181H90V182H89V183H90L89 187L92 188V185H93L92 182H91V180L93 179L92 175L90 176V178H88L87 176H88L89 174H88L87 172H86L87 174H84V172H82ZM139 173H140V172H139ZM139 173H136V174L138 175ZM158 173H157V175H158ZM174 173H173V174H174ZM192 173H191V175H192ZM196 173H197V172H196ZM196 173L194 172V174H196ZM204 173H205V172H204ZM204 173H203V174H204ZM218 173H219V170H218ZM237 173H238V174H237ZM259 173H260V172H259ZM259 173H257V174H259ZM75 174H74V175H75ZM116 174H117V175H116ZM120 174H119V176H120ZM152 174L150 175V176H151V177H150L151 179H152V177H153ZM162 174H163V173L159 174V177H158V178H155V181H154L155 183H156V180H158V179L161 178V176H162V178L164 179V177H163ZM177 174H178V176L181 175V176H179L178 181H177V179H176ZM184 174H186V172H185ZM184 174H183V175H184ZM188 174H189V176H188L189 178L187 177V178H186V181H187V179H191L190 173H188ZM194 174H193V177H194V178H197V176L195 177ZM212 174H213V173H212ZM221 174H222V173H221ZM227 174H228L229 177H230L231 173L228 172ZM253 174H255V173H253ZM262 174H263V173H262ZM8 175H7V176H8ZM14 175H15V174H14ZM30 175H31V174H30ZM42 175H44V174H42ZM46 175H47L48 177H46L45 179H47V178H49V180L52 179V172H51V179H50V177H49L50 175H48V174H46ZM46 175H45V176H46ZM59 175H61V176H63V177L65 178L64 175H66V174H64V175H63V174H59ZM59 175H58V177H59ZM70 175H71V173H70ZM84 175H86V177H84ZM106 175H108V176H106ZM109 175H111V176L109 177ZM134 175H135V174H134ZM142 175H143V174H142ZM146 175L148 176L149 173L146 174ZM200 175H201V174H200ZM222 175H223V174H222ZM224 175H225V174H224ZM228 175H227V176L225 175V177H224V176L221 177V178H223V179L225 178V179L223 180V183H225V182H226V179H228V178H226V177H228ZM236 175L239 176V177H237ZM263 175H264V174H263ZM7 176H6V175H0V180H5V179H6V181H7V183H8V182H9L8 179H9L10 175H9L8 177H7ZM15 176H16V175H15ZM26 176H27V177H26ZM45 176H43V177H45ZM56 176H55V177H56ZM66 176H68V175H66ZM71 176H73V173H72ZM71 176H69V178H70ZM82 176L80 175V178H81ZM147 176H146V177H147ZM165 176H166V175H165ZM178 176H177V177H178ZM186 176H187V175H186ZM186 176H185V177H186ZM201 176H203V175H201ZM204 176H205V174H204ZM204 176H203V177H204ZM241 176H242V175H241ZM248 176H247V177H248ZM255 176H256V175H255ZM255 176L253 177V178H255L253 181H255L256 179H257V181H258V180L261 181L259 178H257V176H259V175H257L256 177H255ZM260 176H261V175H260ZM260 176H259V177H260ZM12 177H13V176H12ZM12 177H10V178H12ZM105 177H106V178H105ZM107 177H108V178H111V181L115 178V179L113 180V182H112V185H111V183H109V184H107V185H104V183H105L106 181H107V183H108V180H107L108 178H107ZM125 177H126V176H125ZM135 177H137V176H135ZM139 177H140V176L138 175L137 178L139 179ZM146 177H145V175H144L145 181L148 179V178L146 179ZM167 177H166V178H167ZM182 177H183V176H182ZM182 177H181V178H182ZM193 177H192V178H193ZM205 177H206V176H205ZM205 177H204V178H205ZM210 177H212V176H210ZM261 177H262V176H261ZM7 178H8V179H7ZM53 178H54V177H53ZM64 178H63V179L61 178V179H62V181H60V184H61V185H62L61 182L64 181ZM66 178H67V179H66V181H67V180H68V177H66ZM112 178H113V179H112ZM120 178H122V176H121ZM133 178H134V177H133ZM133 178L131 177L130 183H131V182L133 183V181H134ZM150 178H149V179H150ZM153 178H154V177H153ZM183 178H184V177H183ZM183 178H182V179H183ZM206 178H207V177H206ZM206 178L203 179V180H205L204 182H207ZM208 178H209V177H208ZM208 178H207V179H208ZM219 178H220V175H219ZM232 178H234V177H232ZM235 178H234V179H235ZM251 178H252V176L250 177V181H251V183H252L253 181L251 180ZM253 178H252V179H253ZM14 179H15V178H14ZM19 179H18V180H19ZM45 179H44V181L47 182ZM59 179H60V177H59ZM59 179H58V180H59ZM61 179H60V180H61ZM70 179H71V178H70ZM70 179H69V180H70ZM101 179H102V180H101ZM128 179H127V177H126V181L129 182ZM132 179H133V180H132ZM151 179H150V180H151ZM163 179H160V182H161V180H162V182H163ZM184 179H185V178H184ZM197 179H198V178H197ZM197 179H196V180H197ZM200 179H201V177H199V180H200ZM212 179H213V178H212ZM216 179H217V178H216ZM241 179H242V177L239 179V182H240ZM246 179H248V181H249V177L246 178ZM246 179H245V181H247ZM263 179H264V178H263ZM263 179H262L261 182L264 181ZM15 180H17V179H15ZM47 180H48V179H47ZM49 180H48V183H51V184H52V180H51V182H50ZM55 180H57V178H55ZM55 180H53V182H54ZM69 180L67 181V183H64V182H63V185H64V184H67L66 186L68 187V185L70 184L69 186H70V188H71V183H69ZM96 180H97V179H96ZM100 180H101V181H100ZM120 180H122V179H119V180H118L119 183L122 182V181H120ZM150 180H149V181H150ZM167 180H168V179H167ZM170 180L168 181L169 183H170ZM203 180H200L201 182L199 181L201 185H202V183H204ZM242 180H243V179H242ZM6 181H5V182H6ZM44 181H43V182H44ZM71 181H73V180L71 179ZM71 181H70V182H71ZM102 181H103V183H102ZM104 181H105V182H104ZM109 181H110V180H109ZM111 181H110V182H111ZM118 181H117V183H118ZM165 181H166V180H164V182H165ZM173 181H172V183H170V185H173V186H174V185L176 184V186H177V183L174 181L175 183L173 184ZM186 181H185V183H186ZM191 181L194 182V179H193V180L191 179ZM191 181H190V183L192 184ZM213 181H214V180H213ZM213 181H212V182H213ZM217 181H218V180H217ZM224 181H225V182H224ZM228 181L230 182V180H228ZM245 181H242V182H245ZM248 181H247V182H248ZM1 182L4 183V181H1ZM55 182H56V181H55ZM79 182H78V183H79ZM86 182H84V183H86ZM143 182H144V180H143ZM151 182H153V180H152ZM154 182H153V184H154ZM158 182H159V181H157V183H158ZM162 182H161V184H164V182H163V183H162ZM168 182H167V186H168L167 188L169 189V188L172 187L171 189L174 190L175 187H174V188H173V186L169 187L170 185H169ZM183 182H184V180H183ZM187 182H188V181H187ZM199 182H196V181H195V183H197V184L200 186ZM261 182H259V184H260ZM11 183H12V182H11ZM15 183H16V182H15ZM19 183H20V182H19ZM72 183H74V181H73ZM78 183L76 182V183H74V184H72V185L75 186V184H77V186H78ZM84 183H83L82 185H83V186H86L85 188H87V184L85 185ZM117 183H116V184H117ZM119 183H118L116 186H118ZM130 183H129V185H130ZM149 183H150V182H149ZM149 183H148V184H149ZM157 183L154 184L155 187H156V186H157V187L160 186V183H158L159 185H158ZM207 183H208V182H207ZM207 183H206V184H207ZM249 183H250V182H248L247 184H248L249 186H250V185H251V186H255V189H256V187L258 186V185L256 186V184H255L256 182L253 183V184H255V185H253V184H249ZM257 183H258V182H257ZM1 184H2V183H1ZM5 184H6V183L3 184V185H4V188H5V187H8V186H6ZM23 184H24V183H23ZM27 184H28V185H27ZM91 184H92V185H91ZM125 184H126V182H125ZM127 184H128V183H127ZM134 184H135V181H134V183H133V186H132V184H131L132 189H130V190H132V191H129V189H128L127 192H133V190H135V189L137 190V188H140V183H139V184L137 183V184L139 185V187H136L135 189H133V187H135ZM148 184H147V182H146V183H145V186H144V185H142V186L147 187ZM153 184H151V185H152V187L154 188ZM178 184H180V183H178ZM182 184H183V183H182ZM182 184H181V185H182ZM191 184H190V187H188V188H193L192 191H191V189H190V191H191L192 193H193V191H194V193H196V194L193 193V198L191 197V200H192V201H193V200H194V201L196 200V198H195L196 196H195V195L198 196L197 192H198L199 190H200L199 192H201V193L198 192L200 195H203V193H206L208 190H209V192H207V194H209V193H211V190H210V189H207L206 192H205L204 190H206V188H208V187L211 188L212 186L210 187V185H214V186H215L214 183H213V184H210L208 187L206 186V184H203V186H201L200 188H198V185H197V184H194V183H193L194 185H191ZM221 184H222V183H219V184L217 183V185H220L222 188L225 187V188L223 189V190L225 191L227 185L224 184L225 186H224V185L222 186ZM227 184H230V183H227ZM236 184H234V187L236 186V188H237V185H236ZM245 184H246V183H244V185H245ZM247 184H246L245 187H246V189L248 188V189L250 190V187H249ZM12 185H13V184H12ZM39 185H40V184H39ZM39 185H38V186H39ZM53 185H54V183H53ZM55 185H56V184H55ZM61 185H59V186H61ZM79 185H80V184H79ZM151 185L149 184V188H144V187H143L142 190L144 189V192L146 191V192L148 193V190L151 189L152 192H153V188L151 187ZM195 185H197V186H195ZM204 185H205V186H204ZM230 185H231V184H230ZM230 185H229V188H230V187L232 188L233 184H232V186H230ZM25 186H24V188H26ZM51 186H52V185H51ZM56 186H57V185H56ZM56 186H54V187H55V190H52V188H53V186H52L51 191H54V192L56 191V192H57V189H56L57 187H56ZM73 186H72V190L74 191V187H73ZM77 186H75V189H76ZM131 186H129V188H130ZM136 186H137V185H136ZM162 186H163V185H162ZM164 186H165V184H164ZM164 186H163V188L165 189L166 186H165V187H164ZM188 186H189V185H188ZM192 186H193V187H192ZM214 186H213V187H214ZM238 186H239V185H238ZM242 186H243V183H242ZM242 186H241V184H240V188H241ZM247 186H248V187H247ZM61 187L63 188V191H64L63 196H64V194H65V197L63 198L62 193H60L61 196H59V190H58V192H57V193H58L57 197H58V198L60 197V200H61V202H62L63 199H64V201H65L67 198H69V197H66V193L68 194V192H69L68 189H70V188H66L65 186H64V187L61 186ZM61 187H60L59 189L62 190ZM78 187H80V186H78ZM119 187H120V185H119ZM119 187H116V188H117V190H116L117 193H118V189H119ZM150 187H151V188H150ZM178 187H179V190L182 189L183 187H185L184 189H186V185H183L182 187H180V186H178ZM196 187H197L199 190H196V189H197ZM203 187H205V188H203ZM213 187H212L211 189H213ZM218 187H219V186H218ZM245 187H244V188L242 187V189L245 190ZM258 187H260V186H258ZM12 188H13V187H12ZM34 188H35V189H34ZM41 188H42V186L40 185V190L42 191ZM43 188H44V190H45V187H43ZM65 188H66V189H65ZM80 188H82V187H80ZM85 188H83V189H85ZM116 188H115V189H116ZM124 188H125V187H124V185H123V189H124ZM216 188H217V187H216ZM231 188H230V191H231ZM262 188H263V187H262ZM5 189H6V188H5ZM38 189H39V188H38ZM83 189H80V190L82 191ZM87 189H88V188H87ZM121 189H122V187H121ZM123 189H122V193L124 192ZM154 189H155V190H156V189H159L160 192L157 190L159 193H157V195H156V193H155V191H154L153 193H155V194H153V195H156L157 198H158V195H159V194L161 195V193H162V196H160V197H163V193H164V192L161 190V187H160V188H154ZM168 189H167V190H168ZM201 189H203V190H202L203 193H202ZM227 189H228V187H227ZM232 189H233V188H232ZM242 189H241V190H242ZM248 189H247V191H243V192H244V193H247V192L249 191ZM259 189H260V188H259ZM18 190H19V189H18ZM44 190H43V191H44ZM67 190H68V192H66ZM80 190L77 189V191L75 192V194H76V193H80V194H81ZM89 190H90V189H89ZM110 190H113V189L110 188ZM136 190L134 191L133 196H134L135 194H138V193L140 194V192H139V191L136 192ZM188 190H189V189H187L186 191H188ZM236 190H237V189H234V190H232L231 192L233 193V191H236ZM251 190H252V189H251ZM251 190H250V191H251ZM253 190H254V189H253ZM257 190H258V188H257ZM261 190H262V189H261ZM0 191H1V190H0ZM9 191H10V189H9ZM11 191H12V190H11ZM15 191H16V190H15ZM28 191H27V192H23V193H25V195H26V194L28 193ZM38 191H39V190H38ZM73 191H72V193H73ZM92 191H91V192H92ZM100 191H101V190H100ZM100 191H99V192H100ZM168 191L170 192L171 190H168ZM168 191H166V192H168ZM177 191H178V189H176L175 193L171 191L170 194H171V193L176 194ZM180 191H181V190H180ZM190 191L188 192V194H191ZM226 191H229V190H226ZM263 191H264V190H263ZM16 192H17V191H16ZM44 192H45V191H44ZM44 192H42V194H44ZM47 192H49V190H48ZM47 192H45V193H47ZM60 192H62V191H60ZM65 192H66V193H65ZM87 192H88V191H87ZM87 192H86V190H85L84 193H83V192H82V193L85 195ZM89 192H90V191H89ZM91 192H90V193H91ZM102 192H103V190H102ZM102 192H101L102 195L106 193V191H104L105 193H104V192L102 193ZM142 192H143V191H142ZM144 192L142 193V195H143L142 198H144V196L147 194V193H145V195H144ZM169 192H168V194H169ZM183 192H185V190H182V194H183ZM212 192L214 193V191H212ZM236 192H237L236 194H235V192H234L233 194H234L235 196L237 195L236 198H235V201H238V200H236V199H238V194H243V193H241V192L239 193V189H238V191H236ZM5 193H7V192H5ZM11 193H12V192H11ZM17 193H18V192H17ZM57 193H55L54 195H56ZM70 193H71V191H70ZM90 193L88 194L89 197H90V195H91ZM107 193L110 195L111 192L109 193V191H107ZM107 193H106L105 195H107ZM114 193H115V191H114ZM117 193H116V194H117ZM150 193H151V191L148 193V194L151 196L152 193H151V194H150ZM185 193H187V192H185ZM213 193H211V194H213ZM232 193H231V194H232ZM248 193H249V192H248ZM250 193H251V192H250ZM250 193H249V194H250ZM252 193H253V192H252ZM254 193H255V192H254ZM254 193H253V194H254ZM0 194H2V193H0ZM20 194H21V193H20ZM28 194H29V193H28ZM75 194H74V196H75ZM80 194H79V195H80ZM101 194H99V195L96 196V197H95V195L92 194V195L94 196V198H96V199H97V198H99V199L101 198V201H100L99 199H98V200L93 199L92 204H91L90 206H89V203H90V200H92V199H91V198L89 199L88 197H87V199H86V200H88V203H87V201H86V203H87L88 206L92 209V210L90 209V212L92 213V211L95 210V211H93L94 215H93V214H90V216L93 215V218H94V219H95V214L97 215V209H98L99 207H103V206H105V207H103V208H106V211H105L106 213H107L108 210H111L110 213H119V214H117V215H115V216H118V215H120V214L123 213V212H124V213H125V212H128L129 214H128V213H125L127 216L124 217V215H123V216H122V219H121V220H118L119 223H118L117 220H113L114 218L112 219L111 217H110V218L107 217V216H106V213H105V215H104V217L106 216L105 219H104V217H102V218H103V219H102V218L100 217V215H99L98 218H97V227L101 229V227L103 226V228H102L101 230H100V229L98 230V231L102 232V234H101L102 236H101L100 240H98V239H97V238H99V234H98V237H97V238L95 237V240H96V242L98 241V244L101 246V248L103 247L102 249H104V250H103L104 252L107 251V250L109 251V252L107 251L108 253L105 252V253H107L106 255H109V253H110V250H109V249H110V246H111V247H114V246L116 247V244L118 245V246H117V251H118L119 248H121V250L123 251V246H124V244H125V243H128V240L130 239V237H132L133 233L135 232V235H136L135 238H137V239H135V240L133 241V243L131 242V245H130L129 247H126V246L124 247V249L129 253V256H132V257L135 256L134 259H135V258H138V261H137V259H135V260L132 259V257H131V259L129 258L130 260H133V261L130 262V264H133V263L135 264V261H136V264H197L198 261H201V262H198L199 264H204L203 261H205V259H207V256L209 255V253H207V250H209V249H207V248H210V247H212V246L214 245V246L210 249V252H211V250L214 249V247H217V246H215V244H216V245H219V244H218L219 241H218L216 238L224 236V231H222L223 233H221V234H223L222 236H221V234H218L219 232H221V229L224 230V229L226 228V226L224 227L223 224H227V223H228L227 225H228V226L230 225V229H234L235 232H236V230H237V231H240V232H238V233H241V232H242V233H245L244 230H246V228L249 226L247 223L252 224L250 227H248V229L250 230V232H252L253 230H255V229H254V226H257V224H259V222H257L258 220H260V223H261V222L264 223V220H263L264 218L262 217V218L260 219V217H259V216H263L264 210H262V208H260V207H261V206H260V205H261V203H260L261 201H260V200L262 199V197H260L261 199L259 198L260 200H257V197L259 196L258 194H257L258 196L256 195V199L254 200V202H255L256 200L259 201V202H257V204H256V202H255V204H254V202H253V205H254V206H260V207H257V209H258V212L262 211V215H257V214H259V213H257V211L255 212V215H256V217H257L256 220L259 218L256 222H254L255 224L257 223L256 225H254V223H252V222H248L249 219L246 220L247 215H248L249 217L251 216V215H249V214L254 215L253 213H251V211L253 210V207H254V206L252 207V206L250 205V207H248L249 210L247 209L246 211H247V212L250 211V212H249L247 215H245L246 211H244V213L240 216L241 218H240L239 220L237 219V221H236V220L234 221V220L232 219V220H233V221H232L231 218H232L233 215H232V212H231V213H229V212H230V211H234L236 208L232 206V210H231V209H230L231 206H230V207H226V206H228V205L223 206L224 203H223V205H221L222 202H224V201L220 200L221 198H220V199L218 198L219 200H218V199H217V200H218L219 202H218L217 200H215V201L218 202L219 205H221V206H220L221 208H219V207L217 206V207H218V210L222 209V207H226L227 209H225V208H224V209L227 210V211H229V212L226 211V214L229 213V214H227V218H229V215H230V217H231L230 220H231L232 222H231V221H228V222H227V221H226V222L224 221V223L222 224V221H221V220H224V219H223L224 217L222 218V216H223V212H224V215H225V219H226V220H229V219L226 218L225 210L223 209V212H222V210L218 211V210H216L217 207H216V209H214L215 207L212 208V210H216V211H217V213H215V214H218V212H219V213L222 212V213H221L222 216L220 217V214H218V215H219V217H218L219 219L217 218L218 215L215 216V217H214V216H209V215H210V214L208 215L209 211H210L211 214H212V212H213V211H211V210L208 211V209H209L210 207H212L211 204H214V203L217 204L216 202H210V203H211V204H210V207L206 209L207 212H205L206 210L204 211V212H205V215H204L203 217H205V216H207V215H208V219H209V217H210V219H211V217H212L213 219L210 220V221H212V224L215 223V222L219 223V222L221 221L220 223L222 224V227H224V228H222V227L220 226V223H219V226L221 227V229L219 228V226H217L218 224H216V225L214 224L215 227L217 226V228H218V229H216L212 224H210L211 222H210L208 219H206V217H205V218L202 217V213H203V212L199 211V213H200V215H201V218H200V216H199L198 219H197V215H195V214L197 213V210H199V208H198L197 210H193V209H194L193 207H195V205H198V204L196 203V204L192 207V209H191V210H193V211H196V213H194L196 219H197V220H201V219L203 218V219H202V222H203V223L207 220V223L210 224V230L207 229V233H208L209 231H212L213 228H214L213 230H214L215 232H216V230H217V231L219 230L218 233H213L214 231H212L211 233H209V235H213V237L215 236L213 239H216L218 242H217L216 240H214V241L211 240L212 238H211V236H209L208 234H207V236H209V237H207V236H206V237H203V236H205L206 234L201 235V233L203 232V230H206V229H204V228L206 227L207 224H206V222H205V223H204V224H205V227H203V228H202V226H203L204 224L202 223L203 225H201V224H200V221L198 222V224H199L198 226L201 225V227H196V225H195V226L192 225V224L195 223V221H194V216H193V223H192L191 225L193 226V228L196 227V228H197V231H195L196 228H195V229H192V228H191V231H194V233L196 232L195 234L202 236V237H203V238L201 237L202 239L200 238V236H197V237H199V238H200V241L202 240V243L204 242V244L202 245V243L199 242V243H201V245H200V248H198V250H197L195 245L198 243V241H197V243H196V242H195V243H192L193 241L197 240V237H195L196 239L194 238L195 240H193L192 237L195 236L194 233H193L194 236H191L190 238H188L187 236H190L191 233H190V232H186V235H187L188 233H190V235H189V234H188L187 236L185 235V236L187 237V239H186V238H185V239L188 240V241H187V242H185L186 240H182V241L180 240V241H181V243L184 242L183 244H187V243H188V245L192 243V244H191L192 246H191V245H189V246H190L191 248H193V250H190V251H192V252L195 253V254H192V253H189V252H188V253H189V255H188V253L186 252L187 250H186V249H183V247H180V246H182L183 244H182V245L180 244V245H178V246L175 245V244H176V241H177L176 239H178V237H175V236H177V234L174 235V234H173V233H174L173 230L177 229V228L180 227L181 225H182L183 227H186V226L188 225V224H187V225L185 224L186 226H184V225H183V224H184V221H183L182 224H181V221H180V224H179L180 226H179V225L176 223V222H177V221H176L177 218L175 219V216H176V212H177V216H176V217L181 216V217H180L181 219H178V220H182V219L184 218L185 222H186V223H189L188 220H190V218H189V219L187 218L188 220H186V217H184L183 215H186V216H187V214H185V213L190 212L189 214H190V216H191V214L193 213V212L191 213V211H189V210L187 211V209H188V208H187V205H188V203H189L188 200H190V199L187 198V201L184 200L185 198L181 200V201L184 200L183 203H187V205H184V204H182V203L179 205V202H178V205H179V206L176 205L177 203L174 204L175 206L172 204V205L174 206V208L177 207V209L180 208V207L182 208L183 205H184V209L182 208V210H184L183 212H185V211H187V212L183 213V215H182V214L179 215V213H181V211H180L181 209H178L180 212L177 211V210L175 211V209H174V211H175V213H174V211L172 210L173 207H170V206H169V207H170L169 209L172 211V213L175 214V216H174V214H172V215L174 216V218H171V217H170V216H171V215H170L171 213H170V214H165V215H169V218H170L169 221H170V222L172 221V219H175V220L172 221V224H170V223H169V224H166L168 221L166 222L167 218L165 217V215H164V216H163V215L161 216V214H160V215L157 214L158 212H156V214H154L155 211H154V213H151V216H152V217L147 218V217H149V215H150V213H149V215H146V214H148V213H146V211H147V208H148V206H149V205L147 206V204H148V201H147V200L150 199L149 202H151V204H154V202H156L154 199H156V198H152L153 195H152L151 198H150V197L147 198V196H146V197L143 199L145 202H144V204H142V205H144L143 208H144L146 211H145L143 208H139V209L144 210V213H145V215H146V218H147L148 220L150 219L151 221L149 220V222H148V220H147V221H146V224H144V225H145L144 228L142 227V229H139V228L137 229L135 226H132V225L134 224V221H133V220H134V218H136V216L133 215L134 213H133V214H130L129 210H127L125 207H123V206L121 205L122 203H117V204H116V202H114L115 200H117V199H115V197H118V196H115V197H114V199H115L114 201L112 200L113 195H116V194H113V195H112V198H110V201H109V202H111V203H109V204H111L112 206H111V205H108V206H107V203H108V202L106 203V205L104 204V201H105V195H103V196H104V199H103ZM119 194H120V190H119ZM123 194H125V193H123ZM128 194H129V193H128ZM139 194H138V195H139ZM168 194L165 195V196H168ZM182 194H180V197H178L179 195L177 194V196H175V198H176L177 200L180 201V199L183 197V196L181 197ZM211 194H210V196H211ZM217 194H218V191L216 190V193H215L214 197H216ZM233 194H232V195H233ZM249 194H245L246 197H247V195H249ZM260 194H263V193L260 192ZM4 195H8V194H4ZM16 195H17V194H16ZM21 195H22V194H21ZM45 195H46V194H45ZM68 195H70V194H68ZM68 195H67V196H68ZM79 195L77 196V194H76L77 197L75 196V198H74L73 200H75L76 198L78 199V197H80L82 194H81L80 196H79ZM86 195H87V194H86ZM109 195L106 196V197H109ZM117 195H118V194H117ZM126 195H127V194H126ZM131 195H132V194H131ZM149 195H148V196H149ZM171 195H172V194H171ZM200 195H199V197H201ZM226 195H227V196H226ZM226 195L223 196V198H224V200H225V198L227 197L226 199H227L228 201H229V198H232V199H233V197H235L234 195H233V197H232V196L230 195V193H229V195H228V193H227ZM245 195H244V194H243V196L240 195V196H242V197H241V199L239 198L240 200H239L238 204H237L236 202H234V199H233V200L230 199V201H231L232 203L234 202V203H233L234 206H235V204L239 205V206H237V207H238V209L240 208V210H241L242 207H245V206H246V204L244 205L245 201L243 200V199L246 198V197L244 198ZM74 196H73V197H74ZM99 196H101V197H99ZM121 196H122V195H121ZM139 196H140V195H139ZM139 196H137V197H139ZM172 196H174V195H172ZM191 196H192V195H191ZM194 196H195V197H194ZM207 196H208V195H207ZM207 196H206V194H205L204 197H206V198L209 200L213 195H212L210 198L207 197ZM230 196H231V197H230ZM240 196H239V197H240ZM261 196H263V195H261ZM1 197H2V196H1ZM3 197H5V196H3ZM12 197H13V196H12ZM14 197H15V195H14ZM43 197H44V196H43ZM57 197H56V198H57ZM61 197H62V198H61ZM85 197H86V196H85ZM85 197H84V198H85ZM91 197H92V196H91ZM119 197H120V196H119ZM123 197H124V199H125V196H124V195H123ZM127 197H128L127 201L130 200L129 195H128ZM137 197H136V195H135L133 198H136V199H137ZM177 197H178V198H177ZM189 197H190V196H189ZM214 197H213V200L215 199ZM217 197H218V196H217ZM248 197H249V196H248ZM248 197L246 198L247 201H250V202H251L252 199H251V198H248ZM252 197H253V195H252ZM5 198H6V197H5ZM19 198H20V197H19ZM46 198H47V196H46ZM52 198H53V196H52ZM70 198H71V196H70ZM70 198H69V199H70ZM121 198H122V197H120L119 200H121ZM133 198L131 197V199H133ZM146 198H147V200H145ZM168 198H169V199H168ZM197 198H198V197H197ZM206 198H203V197H202L203 201H204V199L206 200ZM263 198H264V197H263ZM21 199L23 200L22 196H21ZM24 199H27V195L24 197ZM38 199H39V198H38ZM53 199H55V197H54ZM53 199H52V200H53ZM69 199H67V200H69ZM77 199H76V201H77ZM81 199H82V197H81ZM81 199H80V200H81ZM107 199H108V198H107ZM122 199H123V198H122ZM124 199H123V201H125ZM151 199H153V203H152V200H151ZM161 199H162V198H161ZM166 199H167V202H169V201L172 200V199H171V196H170V197H167V198L165 197V200H166ZM246 199H245V200H246ZM248 199H249V200H248ZM250 199H251V200H250ZM2 200H3V199H2ZM9 200H10V199H9ZM14 200L17 201L18 199H11L10 202H11V201H14ZM22 200H20V201L22 202ZM30 200H32V199H30ZM30 200L28 199V201H30ZM39 200H41V199H39ZM48 200H49V199H48ZM52 200H51L50 202H52ZM58 200H59V199H56V201H58ZM70 200H71V199H70ZM70 200L68 201L69 203H66L67 201L65 202V203H66V208H65V205L63 204V205H64V208H65L64 211H63V209H62L63 205H62V203L60 204V201H59L60 206H59V204H58V206H59V210H58V211H60V207H61V209H62V211H63V213H62V214H63V217L66 216V215H68V216H67L68 218H70V215L73 216V215L70 213V212H72V210H71L72 207L70 206V205H71ZM102 200H104V201L102 202ZM119 200H118V202H121V201H119ZM133 200H134V199H133ZM133 200H131V201H133ZM143 200L141 199V203H143V202H142ZM156 200H158V199H156ZM173 200H174V199H173ZM173 200H172V202H174ZM208 200L206 201L207 203H205V204H209V203H208V202H209ZM241 200H243V201L241 202ZM43 201H44V200H43ZM64 201H63V203H64ZM76 201H75L74 203H76ZM81 201H82V200H81ZM81 201H77V204H78V205L76 204L75 206L81 207V204H83L82 202H84V200H83L82 202H81ZM107 201H108V200H107ZM138 201H139V200H138ZM138 201H137V202H138ZM181 201H180V202H181ZM211 201H212V200H211ZM221 201H222V202H221ZM230 201H229V203H231ZM262 201L264 202V199H263ZM0 202H2V201H0ZM4 202H5V200H4ZM14 202H15V201H14ZM18 202H19V201H18ZM71 202H72V201H71ZM80 202H81V203H80ZM133 202H134V204H135V200H134ZM158 202L160 203V200H159ZM161 202H162V203H161V206H160V207H162V205H163V201H161ZM195 202H197V201H195ZM198 202H199V205H200V202H202V201H200V199H199ZM225 202H227V201H225ZM250 202H246V203L249 204ZM16 203H17V202H16ZM31 203H32L33 205H35V204H34L35 202L32 201ZM46 203H47V202H46ZM52 203H53V202H52ZM86 203H84V204H86ZM113 203H115V205H113ZM127 203H128V202H127ZM129 203H130V202H129ZM145 203H146L147 208H146V206H145ZM164 203H165V202H164ZM220 203H221V204H220ZM239 203L241 204L242 207L240 206ZM9 204H10V203H9ZM21 204H22V203H21ZM32 204H31V205H32ZM48 204H49V202H48ZM50 204H51V203H50ZM55 204H57V203L55 202ZM55 204H54V205H55ZM67 204H69L68 207L70 206L69 208H71V209H68ZM84 204H83V205H84ZM87 204H86V207H87V208L85 207V210H83V209H84L83 206H82V209L77 207L78 209L83 210L84 213H83V212H82V213H83L84 215L86 214L85 216L89 215V212L86 213V209H87V210L89 209L88 206H87ZM130 204H131V203H130ZM132 204H133V203H132ZM134 204H133V206H134ZM165 204H166V203H165ZM170 204H171V203H170ZM191 204H192V203L190 202L189 205H191ZM202 204H203V203H202ZM226 204H227V203H226ZM248 204H247V205H248ZM259 204H260V205H259ZM263 204H264V203H263ZM263 204H262V206H264ZM28 205H29V202H28ZM46 205H47V204H46ZM51 205H52V204H51ZM79 205H80V206H79ZM128 205H129V204H128ZM138 205H139V204H138ZM154 205H158V204L155 203ZM166 205H167V204H166ZM181 205H182V206H181ZM189 205H188V207H189V209H190V207H191L192 205H191V206H189ZM230 205H231V204H230ZM15 206H16V205H15ZM21 206H22V205H21ZM29 206H30V205H29ZM40 206H41V204H40ZM47 206H50V205H47ZM47 206H46V208H47ZM58 206H57V207H58ZM72 206H73V204H72ZM75 206H74L73 208H75ZM135 206H136V205H135ZM185 206H186V207H185ZM18 207H20V206H17L16 208H18ZM31 207H32V206H31ZM55 207H56V206H55ZM55 207H54L52 213H54V211L56 210ZM128 207H129V206H128ZM136 207H137V206H136ZM152 207H153V206H152ZM196 207H198V206H196ZM199 207H200V206H199ZM201 207H203V205H202ZM201 207H200V208H201ZM205 207H206V205H205ZM207 207H208V205H207ZM7 208H8V207H7ZM29 208H30V207H29ZM52 208H53V206H52ZM77 208H75V210H74L75 213H76ZM133 208H134V207H133ZM149 208H150V206H149ZM167 208H168V207H167ZM228 208H229V209H228ZM234 208H235V209H234ZM250 208H251L252 210H251ZM255 208H256V207H255ZM255 208H254V209H255ZM0 209H1V208H0ZM19 209H20V208H19ZM19 209H18V210H19ZM32 209H33V207H32L31 209H29V210L31 211ZM39 209H40V208H39ZM107 209H108V210H107ZM134 209H136V208H134ZM151 209H152V208H151ZM165 209H166V206H165ZM185 209H186V210H185ZM195 209H196V208H195ZM201 209H202V208H201ZM201 209H200V210H201ZM210 209H211V208H210ZM238 209H236L235 211H236V213L239 214V212L237 211ZM257 209H255V210H257ZM259 209H260V211H259ZM5 210H6V212H7V211L10 210V209H8V210L5 209ZM5 210H4V212H5ZM20 210H21V209H20ZM27 210H28V209H27ZM34 210H35V209H34ZM34 210H33V211H34ZM50 210H51V209H50ZM50 210H49V211H50ZM81 210H78V213H79V211H80V213H79V214H80V217H81ZM98 210H101V208L98 209ZM166 210H167V209H166ZM202 210H203V209H202ZM240 210H239V211H240ZM255 210H254V211H255ZM1 211H2V210H1ZM1 211H0V215H1L2 213L4 214V212L1 213ZM11 211H12V210H11ZM22 211H23V210H22ZM22 211H21V212H22ZM30 211H29V212H30ZM33 211H32V214H33ZM46 211H48V210H46ZM49 211H48V212H49ZM62 211H60V213H61ZM65 211H66V212H67V211H68V212L70 211V212H69L70 215H69L68 212L66 213ZM148 211L150 212V209H149ZM148 211H147V212H148ZM151 211H153V210H151ZM216 211H215V212H216ZM235 211H234V212H235ZM241 211H242V210H241ZM38 212H39V211H38ZM48 212H47V213H48ZM133 212H134V211H133ZM141 212H143V211H141ZM162 212H163V211H162ZM162 212H161V213H162ZM234 212H233V213H234ZM11 213H12V212H11ZM15 213H16V212H15ZM44 213H45V212H44ZM49 213H50V212H49ZM49 213H48V214H49ZM55 213H56V211H55ZM60 213L58 212V213H57V216H59ZM65 213H66V214H65ZM75 213H74V216H75ZM135 213H136V212H135ZM144 213H140V210H139V214L142 215V214H144ZM159 213H160V212H159ZM12 214H13V213H12ZM30 214H31V213H30ZM34 214L36 215V212H34ZM79 214H78V215H79ZM83 214H82V216H83ZM107 214H108V213H107ZM260 214H261V213H260ZM4 215H5V214H4ZM13 215H14V214H13ZM15 215H16V214H15ZM38 215H39V214H38ZM51 215H52V214H51ZM76 215H77V214H76ZM135 215H136V214H135ZM141 215H139V217H141V219H143L142 217L145 216V215H142V216H141ZM178 215H179V216H178ZM231 215H232V216H231ZM234 215H235V214H234ZM236 215H237V214H236ZM236 215H235V217H236ZM255 215H254L253 217H255ZM1 216H2V215H1ZM1 216H0V217H1ZM21 216H22V214H21ZM26 216H27V215H26ZM43 216H44V214H43ZM53 216H56V214H54ZM57 216H56V217H57ZM85 216H83L82 218H84ZM182 216H183V218H182ZM243 216H244V217L246 216V217L244 218V221H241V220L243 219V218H242ZM6 217H8V216L6 215ZM13 217H14V220H15V217H16V216H13ZM13 217H11L10 220H13V219H12ZM39 217H40V215H39ZM41 217H42V214H41ZM80 217H79V218H80ZM99 217L101 218V220H100ZM164 217H165V218H164ZM188 217H189V215H188ZM233 217H234V216H233ZM235 217H234V218H235ZM249 217H247V218H249ZM253 217H250V218H253ZM4 218H5V217L2 216V218H0V219H2V220H6V221L9 222V219L7 220L6 218H5V219H4ZM21 218H22V217H21ZM23 218H24V217H23ZM25 218H26V217H25ZM53 218H54V217H53ZM60 218L62 219V215H61V217L59 216L58 221L61 220ZM64 218H65V220H66V217H64ZM64 218H63V219H64ZM68 218H67V221L70 222V221L72 220L73 217H71V220L68 219ZM82 218H81V219H82ZM87 218H88V217H86V219H87ZM89 218H90V217H89ZM199 218H200V219H199ZM214 218H216V219H214ZM221 218H222V219H221ZM35 219L37 220V216H36ZM45 219H46V218H45ZM48 219H49V218H48ZM63 219L60 221L61 224L63 223V221H65V220H63ZM75 219L78 220V221L76 220L77 223H78L79 221H82V223H83V221H84V222H86V224H87V220H86L85 218H84V220H79L78 217L76 216ZM75 219H74V221H75ZM90 219H91V218H90ZM90 219H89V220H90ZM94 219H93L92 221H89V222L91 223V225L95 224V223H92V222H94ZM111 219H112L113 221H112ZM141 219L139 218V220H141ZM164 219H166V220H165V222H166L165 225H169V226H168V227H164V226L161 227L162 224L164 223V221H163V223H162V222L160 223L161 225L159 224V225H160L159 228L161 227V229H160V230L157 229V227H156V226H157V222H159V221H161V220H164ZM205 219H206V220H205ZM220 219H221V220H220ZM25 220H26V219H25ZM25 220H24V221H25ZM31 220H32V219H31ZM33 220H34V219H33ZM33 220H32L31 222H29V223L32 224V223H33ZM46 220H47V219H46ZM49 220H50V219H49ZM55 220H56V219H55ZM85 220H86V221H85ZM136 220H137V218H136ZM139 220H137V222H138L137 224H139ZM145 220H146V219H145ZM145 220H144V221H145ZM203 220H204V221H203ZM213 220H214V222H213ZM217 220H218L219 222H218ZM252 220L255 221V218L252 219ZM261 220H262V221H261ZM0 221H1V220H0ZM27 221H29V220H27ZM38 221H39V220H38ZM58 221H57V222H58ZM67 221L64 223L65 226L69 223V222L67 223ZM76 221H75V222H76ZM116 221H117V223L120 225V226H119V225L117 224V225H118L117 228L120 227L119 230H117V228H116L117 232H116V230L114 229L116 233L113 232V230L110 232L109 229L113 228V227H114L113 225H116ZM187 221H188V222H187ZM208 221H209V222H208ZM245 221H247V222L245 223ZM250 221H251V219H250ZM2 222H4V221H2ZM8 222H7V223H8ZM10 222H11V221H10ZM13 222H14V221H13ZM99 222H100L101 224H100ZM151 222H152V223H151ZM173 222H175V223H173ZM0 223H1V222H0ZM26 223H27V222H26ZM44 223H45V222H44ZM66 223H67V224H66ZM70 223L72 224V222H70ZM77 223H75V224L78 225ZM98 223H99V226H98ZM140 223H141V222H140ZM263 223H261L262 225H260L259 227L257 226V227L259 228V231H260V228H261V227L263 228ZM2 224H3V223H1V225H2ZM8 224H9V226H10V223H8ZM8 224H6L7 227H8ZM11 224H12V223H11ZM19 224H20V223H19ZM23 224H25V223L23 222ZM35 224H36V223H35ZM39 224H40V222L38 223V226H39ZM61 224L58 222V225H57L56 227H58V228L61 227ZM71 224H70V225H71ZM73 224H74V222H73ZM75 224H74V225H75ZM79 224H80V223H79ZM102 224H103V225H102ZM135 224H136V223H135ZM155 224H156V225H155ZM195 224H197V221H196ZM244 224H245V225H244ZM246 224H247V225H246ZM1 225H0V226H1ZM3 225H5V224H3ZM3 225L0 227V229L2 228V230H0V233H1V234H3L4 232L7 231V228L4 229V231H3V228H4ZM26 225H27V224H25L24 226L26 227ZM28 225H29V224H28ZM28 225H27V226H28ZM43 225H47V224L45 223V224H43ZM88 225L91 226L90 224H88ZM100 225H101V226H100ZM144 225H143V226H144ZM175 225H177L176 228H175ZM211 225H212V228H211ZM21 226H22V225H21ZM21 226H20V227H21ZM36 226H37V225H36ZM40 226H41V227H40ZM40 226H39V227L42 229V225H40ZM50 226H52V225H50ZM62 226H63V224H62ZM68 226H69V224L67 225V227H68ZM78 226H80V225H78ZM78 226H76V227H78ZM112 226H113V227H112ZM137 226H138V225H137ZM208 226H209V225H208ZM228 226H227V227H228ZM245 226H246V227H245ZM252 226H253V230L250 229V228H252ZM5 227H6V226H5ZM29 227L32 228V225H30ZM39 227H38V228H39ZM53 227H54V226H53ZM53 227H51V228H53ZM56 227L54 228L52 235L54 234L55 230H57ZM69 227H70V226H69ZM81 227H82V226H81ZM121 227H122V228H121ZM139 227H140V226H139ZM155 227H156V228H155ZM190 227H191V226H190ZM190 227H189V228H190ZM243 227H244L245 229H242ZM21 228H22V227H21ZM40 228H39V229H40ZM62 228H63V227H62ZM82 228H83V227H82ZM163 228H164V229H163ZM174 228H175V229H174ZM189 228H188V230H190ZM198 228H199V232H198ZM236 228H237V229H236ZM255 228H256V227H255ZM262 228H261V229H262ZM25 229H27V228H25ZM28 229H29V228H28ZM33 229H35V225H34V228H33ZM39 229H38V230H39ZM41 229L39 230V232L37 231L38 233H36V234H39V235H40V233H41ZM44 229L47 230V228H45V226H44ZM60 229H61V228H60ZM60 229L57 230V233H58V231L60 232ZM64 229H65V228H64ZM71 229L73 230L72 225H71ZM71 229H70V230H71ZM75 229H76V228H75ZM78 229H79V227H78ZM78 229H77V230H74L75 232H72V231H71L72 233H71V235H70V233H69V236L72 237V234L76 233V231L79 232ZM91 229L94 230V227H91ZM135 229H136L137 231H134ZM178 229H180V228H178ZM181 229H183V228H181ZM184 229H185V228H184ZM200 229H202V232H200V231H201ZM215 229H216V230H215ZM239 229H241V230H239ZM248 229H247V230H248ZM5 230H6V231H5ZM65 230H67V232H68L69 228H66ZM65 230H64V231H65ZM95 230H96V228H95ZM103 230H104V231H103ZM140 230H141V231H140ZM225 230H226V229H225ZM234 230H233V231H234ZM247 230H246V233L249 234V232H247ZM251 230H252V231H251ZM257 230H258V229H256L255 233H257ZM1 231H2V232H1ZM8 231H9V230H8ZM35 231H36V230H34V232H35ZM48 231H49V230H48ZM50 231H52V229H50ZM50 231L48 232L49 234H50ZM64 231H63V233H64ZM80 231H81V230H80ZM82 231H86V230H85V229H84V230L82 229ZM82 231H81V233H82ZM185 231H186V230H185ZM229 231H230V230H229ZM229 231H228V232H229ZM233 231L231 230L230 233L227 232L228 235H226V236H227V237L225 238L226 240H227L228 236H229V240H230V239H234V238L237 239V238H238L239 236H241V234H242V233H241V234H239L238 236L236 235L237 237H235ZM243 231H244V232H243ZM29 232H30V231H29ZM44 232H46V231L44 230ZM87 232H88V231H87ZM87 232H86V234H87ZM138 232H139L140 234H139ZM197 232H198V233H197ZM6 233H7V232H6ZM8 233H9V232H8ZM65 233H66V232H65ZM65 233H64V236H66ZM81 233H80V234H81ZM136 233H137V234H136ZM199 233H200V234H199ZM204 233H206V231H205ZM238 233H235V234H238ZM246 233H245V234H246ZM252 233H253V232H252ZM9 234H10V233H9ZM34 234H35V233H34ZM41 234H42V233H41ZM55 234H56V232H55ZM61 234H62V229H61V232H60L59 236H60ZM66 234H67V233H66ZM83 234H84V232H83L82 235H80V236H81V237H82V236L84 237V236L86 235V234H85V235H83ZM94 234H95L94 236H96L97 233H94ZM179 234H180V233H179ZM181 234H182V233H181ZM214 234H218L219 236L217 235L218 237H216V235H214ZM230 234H233L234 236H233V235L230 236ZM10 235H11V234H10ZM18 235H19V234H18ZM39 235H37V236L39 237ZM42 235H43V234H42ZM46 235H48V234H46ZM77 235H78V234H77ZM77 235L75 234L76 238H78ZM89 235H91V234H90V233L88 234V237H89V238L92 237V236H89ZM170 235L173 236V237L171 236V237H172V238H171L172 241H171L169 238H167V239H169V240L171 241L170 244H167V243H165V241H163V240L166 239V236L169 237ZM242 235H243V234H242ZM256 235H258V233H257ZM19 236H20V235H19ZM48 236L50 237V235H48ZM57 236H58V235H57ZM62 236H63V235H62ZM75 236L72 238V241H73V242H72V241H69V240H71L70 237H69L68 239L66 238V240H68V242H71L70 244L73 243V245H74L73 247H74V248H76L75 246L78 247V244L75 245L76 243H74V242H77L78 239H77V240L75 239V241L73 240V239L75 238ZM94 236H93V237H94ZM243 236H247V234H246V235H243ZM253 236H254V235H253ZM10 237H11V236H10ZM22 237H23V236H22ZM40 237H41V236H40ZM45 237H46V236L44 235V238H45ZM81 237H80V238H81ZM86 237H87V236H86ZM88 237H87V239H89ZM230 237H231V238H230ZM232 237H233V238H232ZM241 237H242V236H241ZM241 237H240V238H241ZM247 237H248V236H247ZM249 237L251 238V236H249ZM249 237L247 238V240H248V244H249V243H253V241L255 240V238L253 239V237H252V238H251L252 240H251ZM254 237H256V236H254ZM41 238H42V237H41ZM53 238H55V236H54ZM58 238H59V242H58V243H60V242H61V241H60V237H57V239H58ZM173 238H174V239L176 238V239H175V244L172 243V242H174V241H173ZM191 238H192V240H191ZM199 238H198V239H199ZM209 238H210V240H211V241L209 240L210 242L213 241V242H212L213 245L210 246V244H208L209 247L207 246V248H206L207 250H206V249L201 250V249H202V246L205 248V244H206L205 241H208ZM240 238H239V239H240ZM256 238H257V237H256ZM2 239H3V237H2ZM4 239H5V238H4ZM20 239H21V238H20ZM37 239H38V238H37ZM47 239L49 240V238H47ZM47 239H46V241H47ZM61 239H62V238H61ZM84 239H85V238H84ZM84 239H80V242L83 241V242L85 243L86 240L84 241ZM167 239H166V240H167ZM219 239H220V238H219ZM222 239H223V238H221L220 240H222ZM249 239H250L252 242H249ZM39 240H40V239H39ZM41 240H43V238H42ZM64 240H65V238L63 237L62 243H63ZM66 240H65V246L67 245V244H66ZM90 240H91V239H90ZM92 240H93V239H92ZM92 240H91V241H92ZM189 240H191L192 242L189 241ZM237 240H238V239H237ZM237 240H235V241H237ZM242 240H243V239H242ZM242 240H240L239 243H241ZM0 241H3V240H0ZM11 241H12V240H11ZM24 241H25V240H24ZM43 241H44V240H43ZM43 241H42V242H43ZM56 241H58V240H56ZM78 241H79V240H78ZM87 241H89V240H87ZM87 241H86V242H87ZM224 241H225V240H224ZM233 241H234V240H230L229 243H231V242H233ZM235 241H234V243H235ZM243 241H245V240H243ZM22 242H23V241H22ZM28 242H29V240H28ZM38 242H40V241H38ZM47 242H48V241H47ZM50 242H51V240H50ZM53 242H55V241H53ZM83 242H81V244H79V246H81V245L83 244ZM96 242H95V243H96ZM167 242H168V240H167ZM189 242H190V243H189ZM210 242H208V243H210ZM214 242H215V243H214ZM216 242H217V243H216ZM220 242H221V241H220ZM220 242H219V243H220ZM7 243H8V242H6V244H7ZM31 243H32V242H31ZM45 243H46V242H45ZM51 243H52V242H51ZM51 243H49V244H51ZM77 243H78V242H77ZM87 243H88V242H87ZM87 243H86V244H87ZM90 243H91V242H90ZM199 243H198L197 245H199ZM225 243H226V242H225ZM225 243H224V245H226V246H227V245L229 246V245L232 244V243H231V244H225ZM227 243H228V242H227ZM244 243H247V241H246V242H243V244H242V243H241V244L244 245ZM11 244H12V243H11ZM38 244H39V243H38ZM70 244H68V245L70 246ZM86 244H85V246H84V244H83V246L85 247V248H84L85 250H86V248H87ZM96 244H97V243H96ZM193 244H194V245H193ZM241 244H240V245H241ZM248 244H246L245 247H247ZM43 245H44V243H43ZM45 245H46V244H45ZM54 245H55V244H54ZM87 245H88V244H87ZM91 245H92V244H90L89 247H91ZM113 245H114V246H113ZM127 245H129V244H127ZM224 245H223V243H222V246H223L222 248H224ZM237 245H238V244H237ZM5 246H6V245H5ZM8 246H10L9 243H8ZM28 246H31V245H30V242H29ZM49 246H50V245H49ZM49 246H46V247H49ZM57 246H58V244H57ZM65 246L63 245L64 248H65ZM69 246H67L68 249H69ZM83 246H81L82 248H80V249H82V251H84V250H83ZM94 246H95V245H94ZM97 246H98V245H97ZM183 246H184L185 248L189 247V246L186 247V245H183ZM193 246H195V248H194ZM231 246H232V245H231ZM32 247H33V246H32ZM39 247H40V246H39ZM39 247H38V248H39ZM42 247H43V246H42ZM46 247H45V248H46ZM54 247H55V246H53V248H54ZM63 247L61 246V248H63ZM67 247H66V249H67ZM73 247L70 246V248H72V250H74ZM115 247H114V248H115ZM178 247H179V251L186 252L187 255H186V253L183 255V252L181 253L182 255H180V254H179V251H177V248H178ZM190 247H189V248H190ZM235 247H236V248H239V246L237 247L236 245H235ZM242 247H243V246H242ZM242 247H241V249H238L237 252H239V250L241 251V250H242ZM245 247H244V248H245ZM6 248H7V247H6ZM21 248H22V247H21ZM25 248H26V247H25ZM27 248H28V247H27ZM43 248H44V247H43ZM43 248H42V249H43ZM45 248H44V249H45ZM101 248H100V253H99V254L101 255V257L98 256V249H97V247L95 248L97 251L94 250V254H95V252H96V253H97V254H96L97 256L94 255L93 259H94L95 257H96V258L99 257L100 259H102V260L104 261V262H103V261L101 262V260H99V258H98V263H97V264H100V263L103 264V263H105V261H106V258L103 259V257H107V256L103 253V251L101 252V250H102ZM108 248H109V249H108ZM114 248H111V250H112V249L114 250ZM126 248H127V249H126ZM181 248H182L183 250H181ZM226 248H227V247H226ZM226 248H224V249H226ZM229 248H230V246H229ZM256 248H257V247H256ZM256 248H255V249H256ZM262 248H264V247H262ZM40 249H41V248H40ZM42 249H41V250H42ZM57 249H58V248H57ZM68 249H67L66 251H68ZM80 249H79V247H78V250H79L78 252H82V251H80ZM90 249H92V248H90ZM199 249H200V250H199ZM216 249H217V248H215V250H216ZM219 249H220V248H219ZM224 249L219 250L220 252H216V253H219V254L216 255V253H215L214 255H215L216 257L213 255V256H214L213 258H214L215 260H216L217 258H221V254H220V253H221V252H224V253H225ZM230 249H231V248H230ZM246 249H247V248H246ZM246 249H243V250L245 251ZM258 249H259V247H258ZM258 249H256V250L258 251ZM1 250H2V249H1ZM5 250H6V249H5ZM8 250H9V249H8ZM11 250H12V249H11ZM24 250H25V249H24ZM28 250H29V249H28ZM45 250H46V252H47V249H45ZM121 250H120V251H121ZM125 250H124V251H125ZM184 250H185V251H184ZM194 250H195V251H194ZM228 250H229V249H228ZM232 250H235V248H234V249L232 248L231 250L226 251V252L229 253V252L232 251ZM243 250H242V252H243ZM259 250H261V249H259ZM21 251H22V250H20V252H21ZM37 251H38V249H37ZM43 251H44V250H43ZM50 251H51V250H50ZM56 251H58V254H59V250H56ZM56 251H55V252H56ZM61 251H63V249H62ZM69 251H71V250H69ZM69 251H68V252H69ZM75 251H77V248H76ZM89 251L91 252V250H88V252H89ZM117 251H116V252H117ZM120 251H119V252H120ZM122 251H121V253H120V256H121V254H122ZM198 251H202V252L205 251V252H206L205 255H206V254H208V255H206V258H205V255L202 254V252H201V253L199 252V254H198ZM212 251H214V250H212ZM247 251H248V250H247ZM247 251H245V252H247ZM252 251H255V250H252ZM257 251H255V252H257ZM261 251H262V250H261ZM3 252H4V251H3ZM7 252H8V251H7ZM7 252H6V254H7ZM31 252H33V251H31ZM31 252H30V253H31ZM78 252H77V253H78ZM90 252H89V253H90ZM176 252H178L179 255H178V254H177V255H178L179 257H180V256H182V258L184 257L183 260H182V258H179V257H178L179 260L177 259L176 255H175ZM232 252H233V251H232ZM237 252H235L234 254H236ZM248 252H249V251H248ZM248 252H247V253H248ZM255 252H252L253 255H255V254L260 255V253L258 254V252H260V251H258L257 253H255ZM263 252H264V250H263ZM9 253H10V252H9ZM27 253H28V252H27ZM42 253H44V252H42ZM52 253H54V252H52ZM66 253H67V252H66ZM77 253L75 252V253H74V256H75V254H76L77 256L80 254V253H79V254H77ZM196 253H197V254H196ZM203 253H204V252H203ZM247 253H246V254H247ZM250 253H251V251H250ZM261 253H262V252H261ZM0 254H1V252H0ZM22 254H23V253H22ZM34 254H35V253H34ZM45 254H46V253H45ZM64 254H65V253H64ZM70 254H71V252L69 253V255H70ZM82 254H84V252H82ZM86 254H87V253H85L84 261H81V258H82L83 255L80 257L81 264H83V263H84V264L87 263V262H88L87 260H89L88 258H91L89 254H87V255H86ZM112 254H114V257H115V256H119V255H117L115 252L113 253V252L111 251V254L109 255V258L111 257ZM118 254H119V253H118ZM123 254H124V252H123ZM123 254H122V255H123ZM125 254H126V252H125ZM125 254L123 255V257H125ZM191 254H192V256H191ZM201 254H202L204 257H203ZM210 254H211V253H210ZM222 254H223V253H222ZM229 254H230V253H229ZM237 254H238V253H237ZM237 254H236V255H237ZM244 254H245V253H244ZM244 254H241V256H242V255L244 256ZM23 255H24V254H23ZM28 255H29V253H28ZM32 255H33V253H31V254L29 255L30 258H31V262H30V264L35 260V257H36V256H33L34 258H32V257H31ZM48 255H49V253H48ZM61 255H62V253H61ZM88 255H89V256H88ZM91 255H92V253H91ZM185 255H186L187 257H186ZM193 255H197V256H200V255H201V256L199 257L200 259L198 260V258H197L196 256H193ZM223 255H224V254H223ZM223 255H222V258H223ZM225 255H227V254L225 253ZM249 255H250V254L245 255L244 259L246 258V256H249ZM257 255H255V256H257ZM0 256H1V255H0ZM6 256H7V255H6ZM21 256H22V255H21ZM21 256H20L19 258H21L22 260L25 258L24 260H26L25 255L22 256V257H24V258H22ZM26 256H27V254H26ZM52 256H53V254H52ZM56 256H57V255H56ZM58 256H59V255H58ZM77 256H75L76 259H77ZM86 256H88V257H87V260H85V259H86ZM102 256H103V257H102ZM189 256H190V257H189ZM217 256H218V257H217ZM238 256H239V254H238ZM251 256H252V255H250V256H249V259H248V260H250V261H248V262H250V264L252 263L253 260L255 261V260L257 259L256 257H255L256 259H253L254 257L252 256V257H253V258H252ZM15 257H16V256H15ZM46 257H47V254H46ZM46 257H45V258H46ZM48 257H50V256H48ZM70 257H73V255L70 256ZM75 257H73V258H75ZM78 257H79V256H78ZM175 257H176V258H175ZM191 257H193V258H191ZM201 257H203V258H202L203 260H201ZM225 257H226V256H225ZM233 257H234V255H233ZM250 257H251L252 259H250ZM259 257H260V256H259ZM5 258H6V257H5ZM5 258H4V259H5ZM9 258H10V257H9ZM30 258L27 259L25 262L23 261V262H24L23 264H28V261H30ZM45 258H44V259H45ZM56 258H58V257H56ZM112 258H113V255H112V257L110 258V260H107V261H106L105 264H108V261H112ZM115 258H117V257H115ZM120 258H121V257H120ZM120 258H118V259H120ZM196 258H197V259H196ZM211 258H212V257H211ZM211 258L209 259V261L211 260ZM213 258H212V259H213ZM226 258H228V257H226ZM13 259H14V258H13ZM36 259H37V258H36ZM42 259H43V258H42ZM59 259H60V258H59ZM71 259H72V258H71ZM71 259H69V260H71ZM180 259H181V260H180ZM191 259H192V261H191ZM195 259H196V260H195ZM214 259H213V260H214ZM230 259H232V255L230 256ZM233 259H234V261H236L235 258H233ZM244 259H243V260H244ZM18 260H19V259H18ZM22 260H19V261L21 262ZM32 260H33V261H32ZM48 260H49V259H48ZM73 260H74L75 263H76V260H75V259H73ZM78 260H79V259H78ZM82 260H83V259H82ZM90 260H91V259H90ZM90 260H89V263H87V264H91V263H92V262H90ZM116 260H117V259H116ZM116 260H114L115 263H116ZM121 260H122V259H120V261H119V260H117V261L121 262ZM213 260H212V262H213ZM223 260H224L225 263H226L228 259H226V260L223 259ZM223 260H222V263H224ZM240 260H242V258H240ZM246 260H247V258L245 259V261H246ZM37 261H38V260H37ZM46 261H47V260H46ZM52 261H53V259H52ZM57 261H58V260H57ZM62 261H63V260H62ZM92 261H94V260H92ZM99 261H100V262H99ZM122 261H123V263H124V260H122ZM196 261H197V262H196ZM217 261L220 262V260H217ZM16 262H17V261H16ZM16 262H15V263H16ZM34 262H36V260H35ZM34 262H33V263H34ZM41 262H42V261L39 260V262H37V263L42 264ZM60 262H61V261H60ZM78 262H79V261H78ZM82 262H83V263H82ZM94 262H96V261H94ZM112 262H113V261H112ZM112 262H110V264H112ZM119 262H118V264H119ZM202 262H203V263H202ZM212 262H209V263H212ZM214 262H216V261H214ZM246 262H247V261H246ZM246 262H243V261L240 262V261H239V263H238V262H237V263H238V264H240V263H241V264H242V263L245 264ZM248 262H247V264H249ZM50 263H52V262L50 261L49 264H50ZM55 263H56V262H55ZM55 263H54V264H55ZM75 263L73 262V264H75ZM115 263H113V264H115ZM121 263H122V262H121ZM125 263H127V261H125ZM125 263H124V264H125ZM216 263H217V264H221V262H220V263L216 262ZM225 263H224V264H225ZM230 263H231V261H230ZM11 264H12V263H11ZM19 264H20V263H19ZM21 264H22V263H21ZM61 264H62V263H61ZM71 264H72V263H71ZM76 264H79V263H76ZM92 264H93V263H92ZM94 264H95V263H94ZM116 264H117V263H116ZM213 264H215V263H213ZM231 264H232V263H231ZM233 264H236V263L233 262ZM253 264H254V263H253Z\"/></svg>", "mask_w": 264, "mask_h": 264}]
</instances>
